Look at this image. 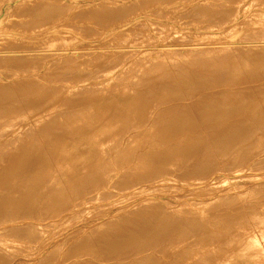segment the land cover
<instances>
[{"label": "rangeland", "instance_id": "rangeland-1", "mask_svg": "<svg viewBox=\"0 0 264 264\" xmlns=\"http://www.w3.org/2000/svg\"><path fill=\"white\" fill-rule=\"evenodd\" d=\"M8 1V2H7ZM11 1H15V0H11ZM10 0H0V9L1 10H3V8L4 7H6V6H8V5H12L11 6V9H13L12 10V12H9V11H6V13L8 14V12L11 14L12 13V15H8L7 17H6V19L2 22V24H0V26H2V29L4 30L5 28L7 29V30H9L10 31V29H11V31H13V29L14 28H17L16 30L14 29V32L15 33H18V34H20L21 33V31L20 30H23L25 27L26 28H28L29 27V29H34V30H36V29H39V27H40V29H42L41 27L44 25V26H49V29H56L55 30V32L53 31L52 33H50L49 35H47V37H45L44 39L43 38H38V40L36 39V40H31V41H29V40H24V41H12V40H10L6 35H5V33L6 34H8L7 32H2V33H0L1 34V36H0V59L2 58L3 59V61H0V121L1 120H4V121H2L0 124H1V126H0V139L2 140H0V156L3 154H6V152H8V150H10L9 151V153H7L6 155H4V157H3V155L1 156V157H3L4 159H6V157L5 156H8L7 158H9V155L10 156H12L13 154L12 153H10V152H12L13 150L15 151V153H14V155H13V157L15 156V154L18 156V151H19V149L21 150V152L23 151L22 149H24L25 148V146H27L28 144H30V143H34V144H36L34 141H37L39 138H41L40 140H43V139H45V140H43V141H45L44 142V144H43V141H41L42 142V144H37V145H41V148H43L44 149V151H45V149H47V146H49L48 147V149L50 150V146L51 145H49L48 143H50V144H52V150H50V153H48L49 152V150L47 151V153L49 154V156H48V154L46 153H44L45 155H46V157H49V158H52V160L50 159L49 160V158H48V161L49 162H51L50 164H49V167H51V168H48V165H47V162L45 163L46 165H47V168L49 169H47L46 168V165H43V170L41 171V172H43L42 174H44L46 177L47 176H49L50 174H51V176L52 175H54V176H50V178L49 177H47L48 179H49V181H45V189H46V194H47V196L46 197H49L48 199L45 197L43 200H44V202L42 201V203H45L44 204V206H45V209H44V211H46V210H49V208H50V210L49 211H47L46 213H52L50 216H53L54 215V217H49V214H45V212L43 211H41L42 212V214H45V215H42L41 214V212L39 213V215H41V216H39V217H35V220L33 219L34 217H28V216H24V215H19L18 213H16L14 210H12V209H14L13 207H14V205L13 206H8L7 208H6V210L7 211H4V213H2V215L1 216H3L2 217V221L0 222V234L2 233V234H4V235H0V264H36V262H38V261H41L40 262V264H67V261L68 260H66L65 261V257L66 256H71L72 254V256H73V258H74V256H75V251H76V257L74 258V259H76V261L75 260H73V258H72V256H71V258H67V259H69V260H71L72 261V263L73 264H76L78 261H79V263L80 262H82V263H85V264H87V262H89V261H84V259H86V260H90V262L88 263V264H92L91 262V260L92 259H94L93 260V263H95V264H98V260L99 259H101V263H100V260H99V264H110L112 261H114V260H116L115 261V263L114 264H121V262H122V264H127L128 263V261H129V263L128 264H141V263H138V262H142V260H144L143 262L146 264V259L148 258V256H149V254H148V252H151V250H152V253H154L153 252V250L154 251H156L157 249L159 250H157L156 252H158V254H160V252L162 251V255H160V257H163L164 256V258H162V263L161 264H171V262H170V260L172 261L173 259H174V261H172V264H175L176 263V261H178L177 263L179 264L180 262L179 261H182V262H185V260H188V261H186L188 264H195V263H197V264H200V263H202V264H207V261H211V262H213L212 264H217V263H215V262H218V261H220V260H218L217 261V259H221V261L218 263V264H224V262H223V260L225 261V259H223L224 258V255H227L228 254V256L230 257H228L227 256V259H226V261H230L229 259H231V257H232V255H236L234 252H230L229 251V253L227 252V253H225V251H227V249H228V245H229V243H227L225 240H227V241H229L228 239L230 238V241L232 240V239H234V237L236 236H238L239 234H241V235H239L238 237H237V239H240V250H241V254H242V250L244 249V252H245V250H246V246H248L250 243L249 242H251V240H252V242L251 243H253V241L255 242L256 240V243H259V245L257 244V247L259 248L258 249V251L255 253V254H257L256 256H255V254L253 255V257L256 259V257L257 258H259L260 257V259L261 260H264V249H262V248H264V241L263 240H261V238L260 237H262V239L264 238V216L262 215V214H264V160L262 159V158H264V148L263 149H261L260 147L262 146V144H261V142H264V125H261V128L263 129H261V128H259L258 127V129L257 130H259V132L258 131H256V133L255 132H253V134L255 133L256 135H257V137L259 136V137H261L260 138V140H259V143L261 144V146H260V144H258V146H257V143H253L255 146H253L252 147V145L253 144H251V150L250 149H248L250 152L251 151H254V152H252V153H254L253 155L254 156H252V157H250L251 155H252V153H248V156H249V154H250V156L249 157H247V155L245 154L246 153V151H244V150H247V148L249 147L250 148V146H247V144L249 143V142H247L246 141V143H245V141H243V143H244V145H245V147H246V149L245 148H240L241 150V154L243 153V152H245L244 153V155H243V157L241 156V154L240 153H238L239 155H240V157H242V159L246 156V158L245 159H247V158H249V162L251 163V164H253L252 166H250L251 164H248L247 162H248V160H246L245 162L248 164V168L246 167V169H245V167H244V165L246 164H244L243 166H242V164L244 163V160H242L240 157H239V155L238 154H236L235 155V158H237V159H239L240 158V161L242 160L243 161V163H242V161L241 162H239V160H235V158H230L229 159V162H228V164H227V166H229V164H231L230 162H232L233 164H234V166H235V169H236V171H235V169H234V167H232V168H229V167H227V166H225L224 164H226L227 162H225V161H227V157H225L226 159H224L223 158V161L225 162L222 166H220L221 168L219 169V167H218V171H216L217 172V174L215 173V171H213L214 173H212V171L211 170H213V169H207L208 171H207V174H208V177H212V179L210 178V180L211 181H213L214 180V178H216L215 179V181H213V182H211L210 180H209V182H207L208 181V177H207V174H206V176H203V175H200V176H195L196 178H193L192 179V177L190 176V177H188L189 178V180H188V178L186 177V176H183V178L184 177H186L187 179L186 180H188V182H190L191 180L190 179H192L193 181V183L192 182H190V183H188L186 180H185V178H184V180L187 182H185L184 180L182 181V176H175V175H173L172 173V175L170 174V173H168V174H163L162 175V177L161 176H159V177H157L156 179H153V180H155V181H152V182H156L154 185H153V183L151 182V184H152V186H151V184H149L148 183V181L149 180H151L150 178H149V180L147 181L146 179V181H144V173H146L145 172V167H144V165H142V162H143V164L145 163L144 162V160L145 159H147L148 158V155H150V152H152L153 151V149L151 150V151H149V152H147L146 153V151H147V149L148 150H150L151 148H148L149 146H153L154 145V140H156L155 141V144H156V142H157V137L158 136H160V135H158L157 137H155V135H157V134H162V131H160V129L162 128V126H164V125H162V123H161V121H160V118L161 117H163V118H161V120H162V122L164 121V123H165V120L167 121L168 120V122H171V120L170 119H172V122L173 121H175L174 120V118H170L169 119V117H168V115H166L165 117L167 118H165L164 119V115L163 116H158V115H162V114H155L154 116H156V117H158V121H160V122H158V121H156V124L154 123V122H150L151 120L153 121V119L154 118H156V117H154V116H152L151 115V117L153 118V119H149V121L147 122H145V124L147 125H145V124H142V123H144V122H142L141 123V121H139V120H137L136 118H132V117H130L129 118V120L127 121V124L128 125H126L127 127H128V129H130L131 127H130V124H131V126H134V127H132L130 130H128L127 129V127L125 128V129H123L122 128V130H120L119 132L118 131H116V134L117 133H120L119 135L121 136H118V134H117V136L119 137H117L116 136V134H114L115 136V142H113L114 140L113 139H109V135H107L108 136V139H107V136L106 135H104V134H102V133H104L103 131V129H100V130H95V129H93V131L94 132H92V130H91V134L90 133H88L89 131H86L87 132V135L88 134H90V135H92L91 137H90V135H88V137H86L87 135L86 134H84V138H82L81 137V139L80 140H84V141H88L87 139H89L90 140V142H92V140L91 139H93V141H94V138H93V133H94V135L96 134V132H98L97 134V136H94L95 137V139H96V141L95 142H97L99 139L98 138H100L101 140V142H102V140L104 139V137H105V139H104V141H103V143L105 142H107V140L109 141V142H107L106 144H102L101 142V146L100 147H98V148H101V152H100V149L98 150V157L100 156V158L102 159V160H100L99 162L100 163H98L97 162V165L99 164L100 166H101V164H105V163H107V166L109 165V164H114L113 166H115V164H119L120 162L122 163H120L121 164V166H123V167H125V169L123 168V170H122V168L120 169V164H119V168H117L118 167V165H117V167L115 166V168H116V172H114L115 171V169L113 170V166H111V167H106L105 165V167L106 168H104V166L102 165L101 167H103L101 170L102 171H100V172H102V173H100L99 174V170L100 169H98L100 166L98 165V167L96 168L95 167V169H98V170H95V169H93L92 168V170H95V171H93V172H95L99 177H97V175H94L95 173H93L92 172V170H90V171H88L89 172V174L87 173V171H85V173L84 172H82L83 174L79 177V179H77L76 181H78V182H76V181H74V179L72 180L71 179V181H70V179L66 176V172L70 169V168H72V165L73 164H75V162L76 161H78V160H80L78 163L80 164V163H83L84 161H85V159L87 158V157H89V155H86V152H87V154H88V152H89V149H88V151H87V149L85 150L84 149V153H82L84 156L82 157V154H81V156H78V160L76 159L75 160V162H73L71 165L70 164H63L62 162L63 161H61V160H59L58 159V157H57V154H60L61 155V151H62V149L66 146V147H68V143H66L65 144V142H63V141H60V140H55V134L57 133V132H61V130H62V134H59L60 136V138H62L61 137V135L62 136H65V134L64 133H69V132H71L73 129L72 128H74L75 126H76V124L77 123H79V122H82V121H86V119L89 117V119H92L91 118V116L92 117H94V118H96L95 117V114L97 115V113L96 112H98V105H99V101L100 100H97L96 98V102L94 101H92V104H91V102L90 101H86L85 99H83L84 98V94H86V93H84L83 94V92L85 91V88L86 89H88L89 90V88H94L93 90H89V91H87V92H90L91 94L90 95H93V94H96L97 93V95H102L103 93H102V91H104V90H106V91H108L109 90V87L112 89V86H114V85H117V84H119L120 85V87L118 88L119 90H124L125 92L123 93L124 94V97H125V93H126V91L128 92H132V93H134L135 91H139V89L140 90H143L142 88H143V85L144 84H142L143 82L144 83H146L145 85L147 86V85H150V83H152L151 85H153V83H155V82H157L158 81V83L157 84H159L158 86H157V84H154L156 87H162L163 85H165L164 83H168V80H171V82L170 83H168V84H171L172 83V85H170V87H164L163 88V93L165 94V92H167V90L166 89H168V88H171L172 89V87H174L175 88V86H176V89L177 88H180L179 86H181V85H178V84H175L176 83V81H178L179 79H183L184 78V76L186 77V75L184 74L185 72H190V70L194 73H192V75H194L193 77L195 78V76H196V79H198L199 78V76H198V74L199 75H204V76H207V74H208V76H207V78H210V77H212V78H215L216 76V78H218V80L215 78V79H211L210 81H209V83H211V81L213 82L212 84H213V86L216 88V86H217V88L219 89V91L217 90L216 92H215V90L216 89H214V87L212 88V84H211V88L209 89V90H207L208 88L205 86H203V88H201L202 89V93H201V91L199 92V90H201L199 87L200 86H198V85H201V84H199V82H196V84H198L197 86H195L196 84H194V88L195 87H197V88H199L198 89V91L196 92V90H195V94H193V96L191 95V93H190V98H191V100H188V99H190V98H187V96H188V94H186V99L189 101V103H188V101H186V99L185 98H183L184 99V101H182V98L179 100V99H175L174 100V102L176 101H180V104H179V102H177L178 103V105H179V107H184V106H187V105H195L197 102H200V100L202 99L201 97L202 96H208V98L209 97H212L213 98V96L215 95V94H219L218 92H223V91H225V90H223V89H226L227 87H228V90L230 89L231 90V88L236 84V82H237V86L235 85V87H233L232 89H234V91H235V89H236V91H238V88L240 87L241 89H239L240 90V93H242L241 91L243 90V93H245V94H252V88H254V87H258V88H255V91H256V89L258 90H260V88L262 87L263 88V84H264V82H263V76H262V83H260V82H258V81H255V83L256 84H254V81H252L251 79H253L252 77H254V76H252L253 75V73H254V69L258 72V70H257V67L258 66H256L254 63H255V59L256 60H261L260 59V55H261V58H262V60L264 59L263 57H264V4H263V1L262 0H259V1H257V0H244V2H242L243 0H221V1H219V0H201L202 2L201 3H199L198 5H197V3H196V5H191L190 6V2H188L187 0H148V1H146V3L145 2H143V1H141L140 2V0L138 1V0H116V2L115 3H105L104 2V0H95L96 2L94 3L95 4V6L93 5V3H80V4H74L73 2H74V0H62V2L60 1V0H31L30 2H28V4L27 5H25V6H23V7H15V5H14V2H11ZM54 1V2H53ZM82 1V0H81ZM103 1V2H102ZM123 1H126V2H121ZM149 1H151V2H149ZM166 3H164V2ZM178 1H180V2H178ZM208 1H210V2H208ZM219 1V2H218ZM225 1H227V2H225ZM239 1V2H238ZM240 1L242 2L241 4H240ZM257 1V2H256ZM6 2V3H5ZM46 2V3H45ZM72 2V3H71ZM119 2V3H118ZM136 2H138V3H136ZM149 2V6L147 5V3ZM171 2V3H170ZM178 3V4H176V3ZM204 2H206L205 4H204ZM211 2H213V3H211ZM225 2V3H224ZM231 2H233L234 4H231ZM262 2V3H261ZM11 3H13V4H11ZM34 3V4H33ZM50 3V4H49ZM57 3H60V4H57ZM97 3V4H96ZM139 3H141V5L143 6V8L141 7V5L139 4ZM145 3V4H144ZM151 3V4H150ZM170 3V4H169ZM181 3V4H180ZM252 3V4H251ZM255 3V4H254ZM258 3V4H257ZM48 4V5H47ZM62 4V5H61ZM64 4V5H63ZM65 4H67V5H65ZM70 4V5H69ZM87 4V5H86ZM92 4V5H91ZM100 4V5H99ZM111 4V5H110ZM128 4H130V5H128ZM133 4V5H132ZM165 4V5H164ZM170 6H169V5ZM203 4V5H202ZM209 6H208V5ZM212 4V5H211ZM214 4V5H213ZM226 4H227V6H226ZM240 4V5H239ZM243 4V5H242ZM245 4V5H244ZM250 4V5H249ZM263 4V5H262ZM43 5H45V6H43ZM50 5V6H49ZM54 5V6H53ZM79 5V6H78ZM84 5V6H83ZM106 5V6H105ZM109 5V6H108ZM113 5V6H112ZM126 5V6H125ZM135 5V6H134ZM139 5H140V7H139ZM144 5H146V6H144ZM156 5V6H155ZM161 5H163V6H161ZM175 5V6H174ZM189 5V6H188ZM199 5H200V7H199ZM211 5V6H210ZM219 5V6H218ZM28 6V7H27ZM52 6V7H51ZM59 6V7H58ZM108 6V7H107ZM138 6V7H137ZM152 6V7H151ZM154 6V7H153ZM159 8H158V7ZM174 6V7H173ZM194 6V7H193ZM239 6H242V7H239ZM38 7V8H37ZM40 7V8H39ZM46 7V8H45ZM62 7V8H61ZM69 7V8H68ZM89 7V8H88ZM92 7V8H91ZM94 7V8H93ZM135 7V8H134ZM137 7V8H136ZM168 7V8H167ZM171 7V8H170ZM176 7V8H175ZM185 7V8H184ZM191 7H192V9H191ZM198 7V8H197ZM222 7H223V9H222ZM225 7H227V8H225ZM234 8V10H233V8ZM236 7V8H235ZM16 8H17V10H16ZM23 8V9H22ZM62 10H61V9ZM74 8V9H73ZM118 8V9H117ZM143 9V11H142V9ZM146 8V9H145ZM148 8H149V10H148ZM165 8V9H164ZM178 8V9H177ZM180 8H181V10H180ZM187 8V9H186ZM189 8V9H188ZM197 8V9H196ZM210 8V9H209ZM215 8V9H214ZM220 8V9H219ZM230 10H229V9ZM239 8V9H238ZM36 9V10H35ZM65 9V10H64ZM97 10L98 11V13L95 11V10ZM104 9V11H102ZM114 10V12H112L111 10ZM137 9V10H136ZM139 9H141V11L139 10ZM159 9V10H158ZM164 9V10H163ZM172 9V10H171ZM184 9V10H183ZM199 9V10H198ZM202 9V10H201ZM205 9L207 10V11H205ZM218 9V10H217ZM232 9V10H231ZM19 10V11H18ZM44 10H45V13H43L44 12ZM56 10H58V11H56ZM67 10V11H66ZM69 10H70V12H69ZM89 10V11H88ZM120 10V11H119ZM136 12H135V11ZM166 10V11H165ZM190 10V11H189ZM198 10V11H197ZM208 10H210V11H208ZM238 12H236V11ZM22 11V12H21ZM30 11V12H29ZM35 11V12H34ZM49 11V12H48ZM52 11V12H51ZM92 11V12H91ZM116 11V12H115ZM124 11V12H123ZM139 11V12H138ZM157 11V12H156ZM172 11V12H171ZM176 11V12H175ZM182 11V12H181ZM187 11H188V13H187ZM204 13H203V12ZM213 11V12H212ZM220 11V12H219ZM228 11V12H227ZM232 11L234 12V13H232ZM241 11V12H240ZM257 11V12H256ZM261 11V13H259ZM14 12V13H13ZM29 12V13H28ZM42 12V14H41V16L39 17L38 15H40V13ZM96 12V13H95ZM108 12H109V14H108ZM120 12V13H119ZM159 12V13H158ZM164 12V13H163ZM165 12H167V13H169L168 15H167V13H165ZM174 12V13H173ZM186 12V13H185ZM192 12V13H191ZM197 12H198V14H197ZM201 12L205 15V17H204V15L203 14H201ZM215 12H216V15H214L215 14ZM217 12L219 13V14H217ZM236 12V13H235ZM256 12V13H255ZM24 13V14H23ZM52 13V14H51ZM63 15H62V14ZM73 13V14H72ZM83 13V14H82ZM85 13V14H84ZM135 14V13H140L139 14V16H138V14H135L136 16H134V15H131V14ZM142 13V14H141ZM146 13V14H145ZM153 13V14H152ZM163 13V14H162ZM199 13H200V15H199ZM209 14V16H208V14ZM241 13V14H240ZM248 13V14H247ZM259 14V15H257L256 16V14ZM17 14V15H16ZM25 14H26V16H25ZM29 14V15H28ZM45 14H46V16H45ZM48 14V15H47ZM58 14V15H57ZM89 14H90V16H89ZM95 14H97V15H95ZM106 14V15H105ZM115 14H117V16L115 15ZM128 14V15H127ZM178 14V15H177ZM212 14V15H211ZM227 14V15H226ZM229 14V15H228ZM234 14V15H233ZM236 14V15H235ZM243 14H245V15H243ZM20 15H22L21 17H20ZM30 15H33V17L32 16H30ZM88 15V16H87ZM110 17H109V16ZM141 15H143V17L141 16ZM146 16V18H145V16ZM150 15V16H149ZM174 15V16H173ZM177 15V16H176ZM199 15V16H198ZM218 15V16H217ZM231 15V16H230ZM247 15V16H246ZM38 16V17H37ZM46 17V18H44V17ZM64 16H65V18H64ZM82 16V17H81ZM98 16V17H97ZM100 16V17H99ZM101 16H103V17H101ZM107 16V17H106ZM120 16V17H119ZM130 16V17H129ZM133 16V17H132ZM138 16V17H137ZM155 16V17H154ZM159 16V17H158ZM162 16V17H161ZM167 16V17H166ZM169 16H171V17H169ZM173 16V17H172ZM206 16H208V17H206ZM212 16H214V17H212ZM244 16H246L245 18H244ZM12 17V18H11ZM15 17V18H14ZM19 17V18H18ZM27 17V18H26ZM88 17V18H87ZM122 17V18H121ZM216 17H221L220 19L218 18H216ZM223 17V18H222ZM225 17V18H224ZM232 17V18H231ZM233 17H235V18H233ZM237 17V18H236ZM238 17H239V19H238ZM29 18V19H28ZM34 18V19H33ZM52 18H54V19H52ZM76 18V19H75ZM89 18H91V19H89ZM108 18V19H107ZM113 18H114V20H113ZM133 18H134V21H132L133 20ZM137 18V19H136ZM147 18H148V20H147ZM150 18V19H149ZM173 18V19H172ZM195 18H197L196 20H194ZM209 18V19H208ZM230 18V19H229ZM70 19V20H69ZM93 19H94V21H93ZM129 19V20H128ZM130 19H132L131 21V23H129L130 22ZM178 19V20H177ZM218 20V22H217V20ZM228 19H229V21H228ZM232 19H234L233 21H231ZM237 19H238V21H237ZM30 20V21H29ZM48 20V21H47ZM55 20V21H54ZM83 22H82V21ZM86 20V21H85ZM88 20V21H87ZM104 20V21H103ZM114 22H113V21ZM126 20H128V21H126ZM138 22V23H136V21ZM196 22H194V21ZM213 20V21H212ZM223 20V21H222ZM224 20H227V21H224ZM240 20H242L241 22H240ZM245 20V21H244ZM67 21V22H66ZM71 21V22H70ZM77 21V22H76ZM82 23H81V22ZM90 21V22H89ZM99 22V24H98V22ZM106 21H107V23H106ZM144 21V22H143ZM152 21V22H151ZM174 21H175V23H174ZM198 21V22H197ZM216 21V22H215ZM239 22V23H237V22ZM13 22H14V24H13ZM19 22V23H18ZM22 22V23H21ZM24 22V23H23ZM33 22V23H32ZM51 22V23H50ZM69 22V23H68ZM101 22V23H100ZM103 22V23H102ZM109 22V23H108ZM110 22H111V24H110ZM127 22H128V26H126V27H124V25L125 24H127ZM133 22H135L134 24H133ZM141 22V23H140ZM172 22V23H171ZM187 22H188V24H187ZM199 22H201L200 24H199ZM202 22H205L204 24L202 23ZM210 22V23H209ZM221 22V23H220ZM222 22L224 23V25L222 24ZM225 22H227L226 24H225ZM229 22H232V24L230 23L229 24ZM245 22H247V23H244ZM29 23V24H28ZM66 23V24H65ZM123 23V24H122ZM143 23V24H142ZM145 23H146V25H145ZM190 23H191V25H190ZM193 23V24H192ZM207 23V24H206ZM236 23V24H235ZM242 23V24H241ZM10 24V25H9ZM21 24V25H20ZM26 24V25H25ZM43 24V25H42ZM70 24V25H69ZM75 24V25H74ZM95 24H97V25H95ZM105 24H107V25H105ZM109 24V25H108ZM148 24V25H147ZM152 24V25H151ZM153 24H155V25H157V26H153ZM196 24V25H195ZM214 24V25H213ZM218 24L219 25H221V27L219 26L218 27ZM238 24V25H237ZM6 25V26H5ZM14 25V26H13ZM81 25V26H80ZM83 25V26H82ZM131 25V26H130ZM137 25V26H136ZM145 25V26H144ZM190 25V26H189ZM199 25V26H198ZM209 25V26H208ZM227 25V27L228 26H230L231 27V29H230V27L229 28H224V26H226ZM234 25V26H233ZM244 25V26H243ZM5 26V27H4ZM9 26V27H8ZM21 26V27H20ZM22 26H24V27H22ZM56 26H58V27H56ZM87 26H88V28H87ZM96 26V27H95ZM110 26H111V28H110ZM122 26H123V28H122ZM191 26H193V27H191ZM31 27V28H30ZM76 27V28H75ZM120 27L122 28V29H120ZM157 27H159L158 29H157ZM162 27V28H161ZM199 27V28H198ZM206 27H208V28H206ZM211 27H214L215 28V30H214V28H211ZM216 27H217V30H216ZM1 28V27H0ZM21 28V29H20ZM23 28V29H22ZM25 28V29H26ZM36 28V29H35ZM69 28V29H68ZM99 28V29H98ZM147 28V29H146ZM164 28V29H163ZM165 28H166V30H165ZM175 28V29H174ZM186 28V29H185ZM202 28V29H201ZM205 28V29H204ZM220 28H222L221 29V31H220ZM24 29V30H25ZM27 30V33H26V31H25V33H24V30L22 31V33H24L25 35H30V34H32V32H33V30L31 29V31L30 30ZM51 29V30H52ZM104 30V31H101V30ZM107 29V30H106ZM116 29V30H115ZM119 29V30H118ZM144 31H143V30ZM149 29V30H148ZM152 29V30H151ZM162 29L164 30V31H162ZM223 29H225V31L223 30ZM76 30V31H75ZM98 30V31H97ZM121 30V31H120ZM157 30V31H156ZM159 30V31H158ZM172 30H174V31H172ZM185 30V31H184ZM203 30V31H202ZM212 30H214V32L212 31ZM67 31V32H66ZM68 31L70 32V33H68ZM73 31V32H72ZM79 32V34H78V32ZM97 31V32H96ZM111 31H114V33L113 32H111ZM119 31V32H118ZM131 31V32H130ZM207 31V32H206ZM216 31H220V35H219V33L217 34L216 33ZM71 32H72V34L73 33H75V36L74 35H72L71 34ZM82 32V34H80ZM85 32V33H84ZM87 32H88V34H87ZM107 32V33H106ZM136 32V33H135ZM167 32H168V34H167ZM194 34H193V33ZM210 32H212V33H210ZM223 32V33H222ZM224 32H226V33H224ZM246 32V33H245ZM55 33V34H54ZM68 33V34H67ZM92 33V35H90V34ZM101 33V34H100ZM106 33V34H105ZM111 33V34H110ZM128 35H127V34ZM141 33V34H140ZM147 33V34H146ZM174 33H177V34H174ZM206 33H208V34H206ZM214 33V34H213ZM222 33V34H221ZM229 33V34H228ZM247 33H249V34H247ZM53 34V35H52ZM60 34V35H59ZM62 34V35H61ZM71 34V35H70ZM84 34V35H83ZM98 34V35H97ZM156 34V35H155ZM158 34V35H157ZM211 34V35H210ZM235 34V35H234ZM246 34V35H245ZM88 35V36H87ZM90 35V36H89ZM96 35V36H95ZM108 35H109V37H108ZM115 35H117L116 37H115ZM152 35H153V37H152ZM177 37H176V36ZM191 35V36H190ZM197 35V36H196ZM217 35V36H216ZM231 35V36H230ZM252 35V36H251ZM70 36V37H69ZM71 36H73L72 38H71ZM137 38H136V37ZM141 36V37H140ZM143 36H146V37H143ZM164 36V37H163ZM181 36V37H180ZM211 36H213V37H211ZM228 36H229V38H228ZM246 36V37H245ZM263 36V37H262ZM51 37V38H50ZM65 37V38H64ZM78 37H80V38H78ZM83 37V38H82ZM112 37V38H111ZM128 37V38H127ZM133 37V38H132ZM152 37V38H151ZM161 37V38H160ZM186 37H187V39H186ZM227 37V38H226ZM255 37V38H254ZM257 37V38H256ZM57 38V39H56ZM67 38V39H66ZM69 38H71V40H73V41H71ZM77 38V39H76ZM82 38V39H81ZM88 38H91V39H88ZM103 38V39H102ZM123 38V39H122ZM140 38V39H139ZM223 38V39H222ZM254 38V39H253ZM262 38V39H261ZM43 39V40H42ZM47 39V40H46ZM52 39V40H51ZM94 39V40H93ZM136 39V40H135ZM147 39V40H146ZM154 39V40H153ZM162 39H163V41H162ZM248 39V40H247ZM40 40V41H39ZM51 40V41H50ZM69 40V41H68ZM76 40L78 41V42H76ZM83 42H82V41ZM90 40V41H89ZM151 40V41H150ZM153 40V41H152ZM178 40V41H177ZM191 40H192V42H191ZM221 40V41H220ZM250 40H253V41H250ZM28 41V42H27ZM54 41H56V43L54 42ZM60 41V42H59ZM63 41V42H62ZM131 41V42H130ZM158 41H160V42H158ZM224 41V42H223ZM245 41V42H244ZM257 41V42H256ZM5 42V43H4ZM9 42V43H8ZM21 43V44H19V43ZM24 42V43H23ZM30 42V43H29ZM35 42V43H34ZM40 42V43H39ZM88 42V43H87ZM139 42V43H138ZM189 42V43H188ZM242 42V43H241ZM261 42V43H260ZM4 43V44H3ZM46 43V44H45ZM50 43V44H49ZM60 43V44H59ZM124 45H123V44ZM126 43V44H125ZM168 43V44H167ZM170 43V44H169ZM175 43V44H174ZM220 43V44H219ZM230 43V44H229ZM237 43V44H236ZM254 43V44H253ZM256 43V44H255ZM8 44V45H7ZM28 45V47L26 46V45ZM36 44V45H35ZM42 44H43V46H42ZM48 44L50 45V46H48ZM54 44V45H53ZM77 44V45H76ZM82 44V45H81ZM90 44V45H89ZM100 44V45H99ZM109 44V45H108ZM115 44V45H114ZM135 44V45H134ZM153 44V45H152ZM11 45V46H10ZM20 45V46H19ZM30 45V46H29ZM40 45V46H39ZM47 45V46H46ZM51 45H52V47H51ZM78 45H79V48H78V50L76 49V47H78ZM81 45V46H80ZM95 45V46H94ZM114 45V46H113ZM132 45H134V46H132ZM167 45V46H166ZM190 45V46H189ZM198 45V46H197ZM233 45V46H232ZM255 45V46H254ZM60 46V47H59ZM63 46V47H62ZM75 46V47H74ZM97 46V47H96ZM115 46H117V48H115ZM136 46V47H135ZM150 46V47H149ZM159 46H161V47H159ZM193 46H195V47H193ZM201 46H204V48L203 47H201ZM210 46V47H209ZM219 46V47H218ZM223 46V47H222ZM251 46V47H250ZM20 47V48H19ZM22 47V48H21ZM35 47V48H34ZM41 47H43V48H41ZM70 47V48H69ZM93 49V51H92V49ZM104 47V48H103ZM166 49H165V48ZM215 47H217L216 48V50H215ZM233 47V48H232ZM239 48V49H237V48ZM7 48H9V49H7ZM112 48V49H111ZM120 48V50L123 52H121L120 50L119 51H116V49L118 50ZM122 48V49H121ZM168 48H170V49H168ZM173 48V49H172ZM193 48V49H192ZM196 50H195V49ZM223 48H224V52H223ZM255 50H254V49ZM44 49V50H43ZM74 49V50H73ZM86 49V50H85ZM124 49V50H123ZM127 49H129V50H127ZM183 49V50H182ZM186 49V50H185ZM199 49V50H198ZM207 49V50H206ZM210 49H211V51H210ZM213 49V50H212ZM222 49V50H221ZM226 49V50H225ZM230 49V50H229ZM236 49V51H234ZM243 49V50H242ZM248 49H250V51L248 50ZM254 51H253V50ZM257 49V50H256ZM18 50V51H17ZM21 50V51H20ZM25 50H27V51H25ZM49 50H51L50 52H49ZM65 50H67V51H65ZM91 50V51H90ZM96 52H95V51ZM113 50V51H112ZM156 50V51H155ZM172 50V51H171ZM177 50H179V51H177ZM188 50V51H187ZM233 50V51H232ZM262 50V51H261ZM47 51V52H46ZM62 51V52H61ZM85 51V55L83 54V52ZM98 51H99V53H98ZM108 51V52H107ZM114 52V53H112V52ZM183 51V52H182ZM186 51V52H185ZM190 51V52H189ZM205 53H204V52ZM219 51V52H218ZM257 51V52H256ZM259 51V52H258ZM30 52H32L33 53V55H32V53H30ZM37 52H39V54L40 55H38V53ZM41 52V53H40ZM42 52H43V54H42ZM64 52V53H63ZM74 52V53H73ZM77 52L79 53V55H77ZM90 52V53H89ZM103 52H104V54H103ZM107 52V54H105ZM117 52H119V53H117ZM126 52V53H125ZM132 54H131V53ZM134 52L135 53H137L136 55L134 54ZM139 52V53H138ZM178 52V53H177ZM179 52H181V54H179ZM208 52V53H207ZM210 52V53H209ZM218 52V53H217ZM221 52H223L224 54H225V56L221 53ZM236 52V53H235ZM242 52H244L243 54H242ZM261 52V53H260ZM10 53V54H9ZM12 53L14 54V55H12ZM18 53H20V55L18 54ZM21 53H25V54H27V53H29V54H27V60H30V62H28L27 60H26V62H25V60L24 61H22V60H20L19 61V57L21 56ZM34 53H36V55H38V56H34ZM49 53H51V54H49ZM63 53V54H62ZM80 53H82V55L80 54ZM96 53V54H95ZM112 55H111V54ZM154 53V54H153ZM164 53H166L165 55H164ZM173 53V55H171ZM174 53H175V55H174ZM184 53V54H183ZM188 54V56H187V54ZM204 53V54H203ZM207 53V54H206ZM212 53V54H211ZM215 53H216V55H215ZM230 53V54H229ZM241 53V54H240ZM254 55H253V54ZM7 54V55H6ZM46 54V55H45ZM68 54V55H67ZM69 54H71V55H69ZM73 54H75V55H73ZM92 55V56H90V55ZM109 54H110V57H109ZM120 54H123L122 56L120 55ZM129 54V55H128ZM142 54V55H141ZM147 54H149V55H147ZM153 54V55H152ZM162 56H161V55ZM186 54V55H185ZM195 54V55H194ZM209 54V55H208ZM229 55V56H227V55ZM239 54H240V56H241V58H243V59H239ZM19 55V56H18ZM29 55H31V56H29ZM41 55H44V56H41ZM62 55V56H61ZM89 57H88V56ZM107 55V56H106ZM114 55V56H113ZM126 55V56H125ZM129 57H128V56ZM131 55V56H130ZM135 55V56H134ZM156 55V56H155ZM180 55V56H179ZM205 55H207V56H205ZM211 55V56H210ZM219 55V56H218ZM235 55L236 57H233V56ZM238 55V56H237ZM247 55V56H246ZM250 55V56H249ZM6 56H8V57H6ZM15 56V57H14ZM55 56V57H54ZM61 56V57H60ZM65 58H64V57ZM74 56V57H73ZM79 56H83L82 57V59H81V57H79ZM86 57V59H85V57ZM102 56H104L103 58H102ZM106 56V57H105ZM112 56V57H111ZM118 58H117V57ZM119 56H120V61H118L119 60ZM127 57V58H125V57ZM134 56V57H133ZM143 56V57H142ZM153 56V57H152ZM166 56V57H165ZM168 56H170V57H168ZM174 56V57H173ZM197 58H196V57ZM199 56V57H198ZM204 58H203V57ZM217 58H216V57ZM220 56H223V58L222 57H220ZM254 56V57H253ZM3 57H5V58H3ZM11 57V58H10ZM17 58V59H15V61H14V58ZM30 57V58H29ZM41 57V58H40ZM52 57H53V59H52ZM63 57V58H62ZM68 59H67V58ZM70 57V58H69ZM96 59H98L99 61H100V59H103V60H101L100 61V64H99V62L97 61V60H95V58ZM114 57V60L113 59H110V58H113ZM118 59H116V58ZM132 57H133V59H132ZM145 57H147L145 60L143 59V58H145ZM150 57V58H149ZM163 57V58H162ZM164 57H165V59H164ZM177 57H178V59L179 58H181V59H177ZM184 57V58H183ZM194 57V58H193ZM229 57V58H228ZM233 57V58H232ZM248 57V58H247ZM32 58V59H31ZM51 58V59H50ZM71 58H73V59H71ZM91 58V59H90ZM100 58V59H99ZM107 58V59H106ZM108 58H109V60H108ZM131 60H130V59ZM139 58H140V60H139ZM193 59V61H192V59ZM204 60H203V59ZM208 60H207V59ZM210 58V59H209ZM226 60H228V59H230V60H228V61H226ZM237 58V59H236ZM1 59V60H2ZM9 59V60H8ZM13 59V60H12ZM34 59V60H33ZM37 59V60H36ZM74 59L77 61H75V62H71V61H74ZM106 59V60H105ZM123 59V60H122ZM142 59V60H141ZM159 59V60H158ZM166 59H167V61H166ZM174 59V60H173ZM177 59V60H176ZM189 61H188V60ZM191 59V60H190ZM195 59V60H194ZM200 59V60H199ZM205 59H206V61H205ZM219 59V60H218ZM223 59V60H222ZM233 59V60H232ZM236 59V60H235ZM239 59V60H238ZM33 60V61H32ZM44 60V62H42ZM59 60V61H58ZM69 60V61H68ZM90 60V61H89ZM91 60H92V63H90L91 62ZM128 62H127V61ZM137 60V61H136ZM169 60V61H168ZM176 63H174L173 61ZM184 60V61H183ZM221 60V61H220ZM243 60V63L246 61H249V64L251 65V66H249L246 62H245V64L244 65H248V73H247V71H246V69H247V67H246V69H245V71H244V69H243V71H244V73H243V71H242V69H241V67H242V63H241V65H240V61H242ZM17 61V62H16ZM35 61V62H34ZM47 61V62H46ZM50 61V62H49ZM84 61V62H83ZM102 61H103V65L101 64L102 63ZM107 61L109 62V63H107ZM112 61V62H111ZM133 61V62H132ZM139 64H137L136 62ZM139 61H141L140 63H139ZM160 63H159V62ZM170 61L171 62H173L172 64L170 63ZM212 61V62H211ZM218 61V62H217ZM222 61H226V62H222ZM2 62V63H1ZM24 62V63H23ZM59 62V63H58ZM78 62H80V63H78ZM111 62V63H110ZM130 62V64L132 65H130L129 64V67H127L128 65H127V63H129ZM177 62L179 63V65L177 64ZM194 63V62H197V63H194V64H191V65H193V67L192 66H190V63ZM207 62H209V63H207ZM217 62V63H216ZM222 62V63H221ZM228 62H229V64H228ZM230 62H232V63H230ZM252 62H253V64H252ZM9 63V64H8ZM20 63H21V65H20ZM37 63V64H36ZM50 63H51V65H50ZM69 63V64H68ZM73 63V64H72ZM76 63V64H75ZM82 63H83V65H82ZM84 63H86V64H84ZM106 63V64H105ZM119 63V64H118ZM155 63H156V65H155ZM164 63V64H163ZM182 63V64H181ZM207 63V64H206ZM216 63V64H215ZM4 64V65H3ZM42 65V67H41V65ZM64 64V65H63ZM68 64V65H67ZM76 66H75V65ZM79 64V65H78ZM81 64V65H80ZM92 64V65H91ZM99 66H98V65ZM142 64V65H141ZM165 64H168V65H165ZM174 64V65H173ZM180 64H181V66H180ZM201 64H202V66H204L203 68L204 69H202V66H201ZM220 66V65H222V67H219L218 65ZM232 66H231V65ZM239 64V65H238ZM5 65H6V67H5ZM23 65V66H22ZM27 66V68H26V66ZM48 65V66H47ZM52 65H54L53 67H51ZM88 65V66H87ZM95 65V66H94ZM102 65V66H101ZM110 65V66H109ZM122 65V66H121ZM165 65V66H164ZM183 65V66H182ZM195 65H196V67H195ZM243 65V66H244ZM34 66V67H33ZM65 66V67H64ZM69 66V67H68ZM85 66H87V67H85ZM97 66V67H96ZM115 66V67H114ZM119 66V67H118ZM121 66V67H120ZM130 66H131V68H130ZM145 66V67H144ZM154 66V67H153ZM163 66V67H162ZM173 66V67H172ZM175 66V67H174ZM178 68H177V67ZM182 68V70L180 69V67ZM188 66V67H187ZM210 66V67H209ZM216 66V67H215ZM237 68V70H239V69H241L240 71H236L237 72V75L235 74V72H233V71H235L236 69H235V67ZM241 66V67H240ZM44 67V68H43ZM47 67H49V68H47ZM107 67H109L108 69H107ZM137 69H136V68ZM140 67V68H139ZM142 67V68H141ZM152 67V68H151ZM156 67V68H155ZM159 67H161V68H159ZM208 68L209 69V73H207V71H208V69L206 70V68ZM212 67H214V69L212 68ZM225 67H226V69H225ZM231 67H232V69H231ZM240 67V68H239ZM1 68H2V70H1ZM12 68V69H11ZM18 68V69H17ZM25 68L27 69L26 71H25ZM29 68V69H28ZM52 70H51V69ZM62 68V69H61ZM70 68V69H69ZM98 68H100L99 70H98ZM103 68V69H102ZM161 69V70H159V69ZM170 68V69H169ZM172 68H174L173 70H171ZM177 68V71L178 72H176V74H174V77L172 76V75H169V73L171 74V71H176L175 69ZM210 68H212L214 71L216 70V69H218L219 70V72H218V70H217V72L219 73L218 75L217 74H215L216 73V71H215V73H214V71H212L216 76H210V75H212V74H210L211 73V71L210 70H212V69H210ZM221 68H223V69H225V71L227 70V72L229 71V68H230V71L231 72H228L229 73V75L230 74H233V75H231V76H229L228 75V73L225 75V73L226 72H224V71H220V70H222ZM243 68V67H242ZM254 68V69H253ZM6 69V70H5ZM16 69H17V71H16ZM22 69H24V72H23V70ZM46 69V70H45ZM47 69H48V71H47ZM50 69V70H49ZM81 69V70H80ZM85 69V70H84ZM95 69H97V71L95 70ZM105 69V70H104ZM109 69H110V71H109ZM127 69V70H126ZM135 69V70H134ZM149 69H151L150 70V72H147V71H149ZM153 69H155V70H153ZM157 69V70H156ZM163 69L165 70V71H163ZM166 69H168V72H167V70ZM181 70L183 73L182 74H184V76L183 77H181V71H179V70ZM197 69V70H196ZM200 69H202L200 72L202 73V72H204V70L206 71L205 73H206V75H205V73H202V74H200V73H198V71L200 70ZM11 70V71H10ZM28 70H29V72H28ZM61 70V71H60ZM64 70V71H63ZM68 71V74H67V71ZM74 72H72V71ZM132 70V71H131ZM145 70V71H144ZM187 70V71H186ZM189 70V71H188ZM4 71V72H3ZM6 71H8V72H6ZM46 71V72H45ZM51 71H53V72H51ZM76 71V72H75ZM91 71H92V73H91ZM100 71L102 72V73H100ZM136 71H139V72H136ZM142 71H143V74H142ZM152 71V72H151ZM153 71H157L156 73L155 72H153ZM196 71H197V73H196ZM256 71H255V73H256ZM15 72H16V75H15ZM58 72V73H57ZM64 74H63V73ZM66 72V73H65ZM81 72H82V74L83 75H81ZM86 72V73H85ZM89 72V73H88ZM95 72V73H94ZM97 72V73H96ZM99 72V73H98ZM125 72V73H124ZM129 72V73H128ZM136 72V73H135ZM162 72V73H161ZM164 72H167L168 73V76H169V78H168V76H167V73H165V74H163ZM174 72H172V73H174ZM221 72H224V74L223 73H221ZM239 72V73H238ZM250 72H251V76L249 77V81H247L248 83H250L251 81L253 82V84H249L250 86H252V87H250L249 85H248V87H250L251 88V90H249V88H247V87H245V85H244V87H243V84H246L245 82H242V80H240V82L241 83H243V84H240V82L239 81H236V78L238 79V77H239V74L240 73H243V75H245V73H247V74H250ZM25 73V74H24ZM27 73V74H26ZM46 73V74H45ZM56 73V74H55ZM85 73V74H84ZM145 73V74H144ZM149 73V74H148ZM155 74V75H153V74ZM195 73L197 74V75H195ZM220 73L222 74V75H220ZM259 73V72H258ZM22 74V75H21ZM43 74V75H42ZM71 74V75H70ZM74 76H73V75ZM91 74V75H90ZM101 74V75H100ZM113 74V75H112ZM129 76H128V75ZM162 74H163V76H162ZM187 74V73H186ZM189 74V73H188ZM191 74V73H190ZM189 74V75H190ZM12 75H13V77L14 78H12ZM29 75V76H28ZM47 75V76H46ZM51 75V76H50ZM61 75H62V77H61ZM64 75V76H63ZM86 75H87V77H86ZM92 75H94V76H92ZM99 75V76H98ZM107 75H109V77L107 76ZM135 75H137V76H135ZM144 75V76H143ZM152 75H153V77H152ZM161 75V76H160ZM166 75V79H167V81H165L166 79H165V76ZM179 75V77H177ZM188 75V76H189ZM192 75H190V77H192ZM224 75V76H223ZM237 76L236 78H235V76ZM241 75V74H240ZM257 75H258V77L260 76V74H257L256 73V77L254 78V79H256L257 78ZM262 75V74H261ZM264 75V74H263ZM18 76V77H17ZM24 76V77H23ZM31 76V77H30ZM33 76V77H32ZM36 76V77H35ZM53 76V77H52ZM57 76V77H56ZM61 78H59V77ZM102 76V77H101ZM132 76H134V77H132ZM139 76V77H138ZM145 76H146V78L149 80V84H148V80H146L145 79ZM157 76L159 77V78H157ZM173 77L174 79V81L172 80V78L171 77ZM187 76V77H188ZM210 76V77H209ZM220 76V77H219ZM229 76V77H228ZM242 76V75H241ZM11 77V78H10ZM15 77H17V78H15ZM23 77V78H22ZM36 79H35V78ZM44 77V78H43ZM48 77V78H47ZM73 77H75V78H73ZM78 77V78H77ZM81 77H83V78H81ZM86 77V78H85ZM93 79H92V78ZM98 77V78H97ZM99 77H101V78H99ZM117 77V78H116ZM130 77V78H129ZM137 77H138V79H137ZM142 77V78H141ZM152 77V78H151ZM157 78V80H156V78ZM161 77H163V78H161ZM176 77V78H175ZM192 77V78H193ZM198 77V78H197ZM201 77V76H200ZM19 78V79H18ZM33 78V79H32ZM39 78V79H38ZM42 78V79H41ZM54 78V79H53ZM89 80H88V79ZM109 78V79H108ZM115 78V79H114ZM120 78V79H119ZM152 79L153 81L151 82V80L150 79ZM153 78H155V79H153ZM160 78H161V80H162V82H163V85H161V80H160ZM202 78H203V76H202ZM219 78H221V79H223V80H221V79H219ZM9 79H10V81H9ZM11 79H12V81H11ZM15 79V80H14ZM22 79V80H21ZM25 79V80H24ZM26 79H27V83H29V84H26ZM29 79V80H28ZM63 79V80H62ZM66 79H67V81H66ZM70 79V80H69ZM73 79V80H72ZM82 79V80H81ZM98 79V80H97ZM101 79H102V81H101ZM112 79V80H111ZM133 79V80H132ZM140 79V80H139ZM143 79H145L146 80V82H145V80H143ZM159 79V80H158ZM165 79V80H164ZM176 79H178V80H176ZM200 79V78H199ZM231 79V80H230ZM253 79V80H254ZM21 80V81H20ZM31 80V81H30ZM35 80V81H34ZM44 80H45V82H44ZM47 80V81H46ZM59 81V83H58V81ZM105 80H107L106 82H105ZM156 80V81H155ZM180 80V81H181ZM217 81V82H219L218 84L215 82V84H217L216 86L214 85V81ZM227 80V81H226ZM235 80V81H234ZM251 80V81H250ZM18 81V82H17ZM23 81H25L24 83H22ZM56 81V82H55ZM70 81V82H69ZM73 81V82H72ZM98 81V82H97ZM119 81H121L122 83H120ZM140 81H141V83H140ZM160 81V82H159ZM180 81H178V83L180 82ZM222 82V84H220L221 82ZM232 83H231V82ZM11 82V83H10ZM36 82H37V84H36ZM46 82H47V84H46ZM50 84H49V83ZM69 82V83H68ZM72 82V83H71ZM93 82V83H92ZM104 82V83H103ZM113 82H114V85H113ZM117 84H116V83ZM174 82V83H173ZM224 82V83H223ZM226 82V83H225ZM230 84H228V83ZM234 82H235V84H234ZM8 83V84H7ZM14 83H16V84H14ZM18 83V84H17ZM35 83V84H34ZM71 83V84H70ZM99 83V84H98ZM102 83V84H101ZM105 83L107 84V85H105ZM136 83V84H135ZM167 83H166V85L165 86H167ZM181 83V82H180ZM209 83H208V85H209ZM258 83H260L259 84V86L260 85H262L261 87H259V86H257V84ZM13 84H14V86H13ZM20 84V85H19ZM22 84V85H21ZM43 86H42V85ZM58 84V85H57ZM77 84V85H76ZM82 86H80V85ZM91 84V85H90ZM112 86H111V85ZM123 84V86H121ZM125 84V85H124ZM126 84H128V85H126ZM139 84H141L140 86H139ZM173 84L175 85V86H173ZM226 84H228L229 86H225ZM231 84H232V86H231ZM3 85H5V86H3ZM18 85V86H17ZM24 85V86H23ZM27 85H28V88H30L31 87V91H29V92H39L40 90H44V91H46L48 94H52V95H54L52 98L53 99H51V103L52 104H54V102H55V104L54 105H52V104H50V102H48L49 104H45V105H41V106H36V105H34L36 108H34L33 107V104H32V107H33V109H31L32 107H31V102L29 101V103H28V101H27V99L29 100V97H28V93H27V96H24V95H26L25 94V92H27V91H23V90H25V89H27L26 87H27ZM32 85V86H31ZM54 85V86H53ZM74 85V86H73ZM89 85V86H88ZM103 85V86H102ZM118 85V86H119ZM131 85H132V88H131ZM137 85L139 86V87H137ZM154 85L152 86V87H154ZM207 85V86H208ZM222 85H223V88H222ZM239 85V86H238ZM22 86V87H21ZM33 86H35V87H33ZM40 86V87H39ZM49 86V87H48ZM78 86V87H77ZM87 86V87H86ZM108 86V87H107ZM124 86H125V88H124ZM130 86V87H129ZM146 86H144V87H146ZM169 86V85H168ZM220 86V87H219ZM247 86V85H246ZM11 87H14V88H11ZM19 87V88H18ZM54 87V88H53ZM62 87V88H61ZM82 89H81V88ZM104 87H106V88H104ZM123 87V88H122ZM127 87H129V88H127ZM141 87V88H140ZM148 88L150 87V86H147ZM159 87V89L158 90H160V91H158L159 93H161L162 92V90H161V88ZM237 87V88H236ZM242 87H243V89H242ZM2 88V89H1ZM3 88H5V89H7L9 92L10 91H12L13 89H15V90H13L12 92L13 93H9L7 90H6V93H7V95H9L8 96V99H7V97H6V93H5V89H3ZM16 88H18V89H16ZM25 88V89H24ZM46 88V89H45ZM60 88V89H59ZM65 88H67V89H65L66 90V92H64V94L66 93V95H68L67 96V98H66V95H64L63 93H61V92H63L64 91V89ZM72 88V89H71ZM75 88V89H74ZM80 88V89H79ZM97 89V91H96V89ZM103 88V89H102ZM122 88V89H121ZM132 90H131V89ZM133 88H134V90H133ZM145 89L144 88V90H149V89ZM166 88V89H165ZM207 88V89H206ZM244 88H246V90L244 89ZM261 88V90H264V88L262 89ZM9 89H12V90H9ZM23 89V90H22ZM36 89V90H35ZM38 89V90H37ZM50 89V90H49ZM55 91H54V90ZM68 89H69V91H68ZM108 89V90H107ZM110 89V90H111ZM137 89V90H136ZM208 91V93H204L205 91ZM212 89V90H211ZM221 89V90H220ZM1 90H3L2 91V93H1ZM42 90V91H43ZM49 90V91H48ZM78 90V91H77ZM81 90H83L82 92H81ZM102 90V91H101ZM122 90V91H123ZM143 90V91H144ZM178 90V89H177ZM188 89H186V91H187ZM245 90V91H244ZM248 90V91H247ZM254 90V89H253ZM258 90V91H259ZM18 91V92H17ZM44 91L42 92V93H44ZM76 91H77V93L78 92H80V93H78V96L80 95L81 96V94H83L82 95V97H80V98H78V96L77 95H75L76 94ZM98 91H100V92H98ZM134 91V92H133ZM169 91H171V90H169L168 89V92ZM204 91V92H203ZM206 91V92H207ZM210 91V92H209ZM212 91H214V92H212ZM226 91H227V89H226ZM225 91V92H226ZM250 91V92H249ZM19 92H21V94L19 93ZM23 92H24V95H23ZM45 92V93H46ZM50 92V93H49ZM53 92H54V94H53ZM60 94H59V93ZM68 92H72L71 94L70 93H68ZM96 92V93H95ZM149 92H151V91H149ZM185 92V91H184ZM212 92V93H211ZM228 92V91H227ZM231 92H233L232 90H231ZM99 93V94H98ZM107 93V92H106ZM131 93V94H132ZM189 93V92H188ZM199 95H201V97L199 96V98L200 99H197L198 98V94ZM201 93V94H200ZM213 94V95H210V94ZM215 93V94H214ZM254 93H256V92H254ZM3 94V96H1ZM17 94V95H16ZM20 94V95H19ZM58 94L59 95H64V100H63V102L61 103V104H63V105H61L62 106V108L60 109V107H59V105H57V104H59V99L58 98H60L59 96H58ZM130 94V93H129ZM207 94V95H206ZM209 94V95H208ZM11 95V96H10ZM19 95V96H18ZM23 95V96H22ZM56 95L58 96V98H57V100H56ZM69 95H71V96H69ZM96 95V96H97ZM126 95H127V93H126ZM194 95H196L197 97H195L194 98ZM21 96H22V98H21ZM72 96H73V98H77V99H72ZM95 96V97H96ZM121 96H122V94H121ZM9 97H10V99H9ZM15 97H17V98H15ZM18 97H20V98H18ZM71 98L72 100H75V101H73V102H75L76 103V105H75V103L73 104V102L71 101V99H69V98ZM99 96H97V98H98ZM101 97V96H100ZM189 97V96H188ZM205 97V98H206ZM264 97V96H263ZM262 96L261 97H258V98H256V99H254L255 101H253L254 103H249V104H246L245 105V109L243 110V111H241L240 112V114L241 115H245V116H250V115H253V114H251L252 113V110L251 109H248V107L249 106H251L252 105V107H253V109L256 111L259 107V109L258 110H260V111H258V112H262V113H264V98H263ZM11 98H14V99H11ZM24 98H25V100L27 101V103L28 104H30V105H28L26 102H24L25 100H24ZM27 98V99H26ZM193 98V99H192ZM204 98V97H203ZM207 98V99H208ZM15 99H18V100H15ZM55 99V100H54ZM66 99V100H65ZM79 99H80V101L82 100V102L84 103H86V102H88L87 104L88 105H86L85 103H84V105L83 104H81V105H79L80 103H82V102H80L79 101ZM99 99V98H98ZM8 100V101H7ZM19 100L24 104L23 106V108L21 107L22 106V103L20 102V103H18L19 102ZM69 102H68V101ZM77 100V101H76ZM93 100V99H92ZM196 100V101H195ZM210 100V99H209ZM207 101L206 103H212V100H210V101ZM3 101V102H2ZM5 101V102H4ZM12 101H14V102H12ZM18 101V102H17ZM67 101V102H66ZM80 102V103H78L77 104V102ZM2 102V103H1ZM11 102H12V104H11ZM56 102H57V104H56ZM72 102V103H71ZM168 102L170 103V102H173L172 100H168L167 102H165V104H168ZM174 102H173V104H174ZM184 102H186L185 104H184ZM190 102H191V104H190ZM256 102V103H255ZM68 104V106H67V104ZM96 103L98 104V105H96ZM177 103H175L174 105L175 106H178L177 105ZM183 103V104H182ZM193 103V104H192ZM17 106H16V105ZM18 104H19V106L21 107L20 109L18 108V109H16V110H18L19 112L18 113H15L14 115L16 116V114H17V116L19 117H14L13 115H10L11 113H9V115H8V112L7 111H4V110H8L7 109V107H9V106H11V107H9V109H11L12 110V106H13V109H15V108H17V107H19L18 106ZM21 104V105H20ZM26 104H27V106H26ZM66 104V105H65ZM69 104L71 105V106H69ZM89 104L92 106H89ZM210 104H208V105H210ZM5 105V106H4ZM9 105V106H8ZM50 105V106H49ZM75 105V106H74ZM78 105H79V107H78ZM93 105H95V106H93ZM102 105V104H101ZM249 105V106H248ZM257 105V106H256ZM2 106V107H1ZM3 106H4V108H3ZM15 106V107H14ZM45 106H47V107H49L48 108V110L49 109H53V111L51 110V111H49L48 112V110L46 111V109L45 108H43V107H45ZM51 106H53V108H50ZM76 106L78 107V108H76ZM164 106V105H163ZM211 106V105H210ZM46 107V108H47ZM55 107H57V108H55ZM59 107V108H58ZM74 108V110H78L77 112L75 111V113H77L76 115L78 116V118L81 120V121H79L78 120V118H76L77 116H75V113H73L74 111H73V108ZM87 107V108H86ZM97 107V108H96ZM25 108V109H24ZM30 108V109H29ZM44 109L43 111L44 112H42V115H41V110H38V109ZM68 108V109H67ZM92 108H94L93 110H95V111H92ZM130 108V107H129ZM128 108V109H129ZM257 108V109H256ZM263 108V109H262ZM23 109L25 110V112L23 111ZM26 109H28V110H26ZM35 109H36V111H35ZM72 109V110H71ZM81 109H83V110H81ZM90 111V114H89V112L87 111ZM20 110H22V111H20ZM29 110H32V112L31 111H29ZM34 110V111H33ZM56 110V113L58 114V115H56L55 114V111ZM59 110V111H58ZM63 110V111H62ZM67 110V111H66ZM81 110V112H79ZM29 111V112H28ZM46 111V112H45ZM65 111V112H64ZM153 111V110H152ZM23 113V114H21V113ZM35 112V113H34ZM48 112V113H47ZM54 113V115H53V113ZM60 112V113H59ZM82 112H83V115L85 116V115H88V116H85L86 118H84L83 117V115H82ZM94 112H95V114H94ZM257 112V111H256ZM20 113V114H19ZM24 113L26 114L25 116H31L30 114H34L33 115V117L31 116V118H32V120L30 119V121L31 122H29V119H28V121L26 120L27 118H28V116L26 117V118H24ZM28 113V114H27ZM39 113V114H38ZM46 113H47V115H46ZM85 113V114H84ZM87 113V114H86ZM92 113H93V115H92ZM157 113H159V112H157ZM262 113H260V114H262ZM37 114H38V116H37ZM46 115V116H44V115ZM59 114H61V118H60V115ZM65 114V115H64ZM66 114H67V116H66ZM74 114V115H73ZM173 114V113H172ZM21 115H23L22 117H21ZM35 115H36V117H35ZM50 115H52V117L54 118H56L55 119V121H54V119L53 118H50V119H48L49 118V116ZM58 116V122H56L57 121V117L56 116ZM174 115L175 116H173V115H169L170 117L172 116V117H176V114L174 113ZM240 115V121L241 122H244L243 120L244 119H246V117H244L243 118V116H241ZM6 116H12V121L14 120V119H16V120H18V121H13L14 123L12 124V122H10L9 120H11V117H9L10 119H7V117ZM46 117L47 119H45L44 117ZM73 116V117H72ZM74 116H75V118L78 120V122L76 121V119H74ZM5 117V118H4ZM20 117H21V119L22 120H24V122L20 119ZM36 118V120H35V118ZM37 117H38V120H37ZM150 117V116H149ZM2 118V119H1ZM4 118V119H3ZM34 118V119H33ZM43 118V120H41ZM64 118H66V119H64ZM132 118V119H131ZM243 120H242V119ZM39 119H40V121H39ZM60 119H62L61 121H60ZM68 119L70 120V122L69 123H72V125L70 124V126H69V123L67 122L68 121ZM134 119V120H133ZM164 119V120H163ZM7 120H8V122L9 123H7ZM36 122H35V121ZM63 120L65 121V122H63ZM72 120V121H71ZM88 120V119H87ZM136 120V121H135ZM247 120V119H246ZM20 121V122H19ZM42 121V122H41ZM48 121V122H47ZM133 121V123L135 124V122H136V124L135 125H133V123H131V122ZM135 121V122H134ZM139 121V122H138ZM210 121V120H209ZM263 121H264V118H263ZM7 124H9V125H7ZM26 122H29V123H27L28 125H26L25 126V124H26ZM34 122V123H33ZM52 123H55V125L51 128L52 129V131H51V129H49L50 127H51V124ZM59 122H61V124L59 123ZM109 123H110V121H108ZM112 122V121H111ZM130 122V123H129ZM206 122H208V120H206ZM3 123V124H2ZM7 125V126H9L10 127V129H8L9 127H7L5 124ZM17 123V124H16ZM23 123V124H22ZM39 123V124H38ZM49 124V125H47V127H46V124ZM56 123L57 124H59V125H61V127L60 126H57L56 125ZM65 123V124H64ZM108 123V124H109ZM149 123H152L153 125H154V127H156L157 125H159L160 123H161V125H159V126H157L159 129L158 130H156L154 127H153V125H152V127L155 129V130H152L151 128H150V130H149V127H151V125L149 124ZM163 123V124H164ZM19 124H21L20 126L21 127H18L19 126ZM31 124V125H30ZM34 124V125H33ZM43 126H42V125ZM44 124H45V126H44ZM62 124L65 126H62ZM106 124H107V122H106ZM108 124H107V126H108ZM110 124H112V123H110ZM109 124V125H110ZM141 124V125H140ZM167 124V123H166ZM262 124H264V122L262 123ZM3 125V126H2ZM11 125H12V127L13 126H17L16 127V129H13V128H15V127H11ZM33 125V126H32ZM68 125V126H67ZM74 125V126H73ZM144 125H145V129H144ZM150 125V126H149ZM156 125V126H155ZM6 126V127H5ZM23 126H24V128L26 127V129H24L23 128ZM30 126H32V127H30ZM42 126V127H41ZM50 126V127H49ZM56 126H57V128L59 127V129H57L56 128ZM137 126V127H136ZM139 126V127H138ZM260 126V125H259ZM263 126V127H262ZM34 127H37L36 129L38 130H36ZM49 127V128H48ZM68 127H70V128H68ZM148 127V128H147ZM1 128H3V130H1ZM21 128L23 129V130H25V131H22L21 130ZM27 128H31V130H29V129H27ZM35 129V130H33V129ZM38 128H40V129H38ZM53 128H54V130H53ZM65 128V129H64ZM66 128H68L69 130L66 132H64L63 133V131L64 130H67ZM109 128V127H108ZM137 128H139L140 129V131H138V129ZM147 128V129H146ZM257 128V127H256ZM4 129H6L5 131H4ZM8 129V130H7ZM13 129V130H12ZM41 129H42V131H41ZM47 129V130H46ZM70 129H71V131H70ZM119 128H117V130H118ZM127 129V130H126ZM134 131H133V130ZM137 129V130H136ZM144 129V130H143ZM10 130V131H9ZM27 130V131H26ZM29 130V131H28ZM40 130V131H39ZM50 131L49 133V135L48 134H46V131ZM56 130H58L57 132H56ZM102 130V132H101V135H100V131ZM123 130H126V131H128V132H124L123 133ZM135 130L136 131H138V133H136L135 132ZM146 130H148V132L146 131ZM198 130V129H197ZM197 130H195V132L194 131H192L191 133H193V134H191L192 136L193 135H197L199 132H197ZM201 130V129H200ZM199 130V131H200ZM3 133H2V132ZM14 131V132H13ZM17 131H19V132H17ZM21 131V132H20ZM33 131H35V133L33 132ZM122 131V132H121ZM142 131H146V133H144V132H142ZM155 131V132H154ZM157 131H159V133H157ZM263 131V132H262ZM15 132H17V134L15 133ZM24 133V135H23V133ZM26 132V133H25ZM30 132V133H29ZM39 134V137H38V139H34V137H35V135L37 134V133ZM45 134H44V133ZM51 132L53 133V136L51 135ZM54 132H56L55 134H54ZM59 132V133H60ZM131 132V133H130ZM133 132H135L136 133V135H135V133H133ZM142 132V133H141ZM152 132V133H151ZM154 132V133H153ZM161 132V133H160ZM180 132V131H179ZM178 132V133H179ZM183 132V131H182ZM182 132H180L179 133V135H178V133L176 134V135H174L173 136V138L175 139V140H177V139H179V138H182V136H183V138H185L184 137V135H187V134H185V133H182ZM201 133L202 132H204V130H201L200 131ZM262 132V133H261ZM7 133H9V134H7ZM10 133H12V137H10L11 136V134ZM13 133H15V134H13ZM20 133H22V134H20ZM27 133H29L28 135L30 136H27L26 134ZM34 133V134H33ZM122 133L123 134H125V136H127V137H125L124 135H122ZM128 133V134H127ZM131 135H130V134ZM143 134V135H140V134ZM149 133H151V136H153L152 138L154 139H152V140H149L148 138H150L149 137ZM182 133V134H181ZM20 134V135H19ZM134 134V135H133ZM140 135L141 137H138V139L139 140H143V141H139V140H137V138H136V136H138V135ZM144 134H146V136L144 135ZM181 134V135H180ZM6 136L5 138L6 139H2V138H4L3 136ZM9 135V139H7L8 136ZM22 135V136H21ZM25 135L27 136V138L25 137ZM31 135H32V137H31ZM44 135V136H43ZM46 135H48L47 137H46ZM52 136V139H54V140H51V136ZM99 135L101 136V137H99ZM130 135V136H129ZM148 135V136H147ZM178 135V136H177ZM188 135H190V134H188ZM261 135V136H260ZM15 138H14V137ZM19 137V138H17V137ZM24 136V137H23ZM34 136V137H33ZM41 136H43V138L41 137ZM50 136V137H49ZM58 136V133H57V135H56V137ZM103 136V137H102ZM113 136V133H112V135H111V137ZM124 136V139H122V137ZM132 136H135V137H132ZM142 136H144L145 138L147 137V139H143V137ZM181 136V137H180ZM36 137H37V135H36ZM45 137V138H44ZM48 137H49V139H50V141H48L49 139H48ZM54 137V138H53ZM59 137H57V138H59ZM91 139H90V138ZM113 137V138H114ZM132 137V138H131ZM162 139H163V134H162ZM161 137L159 138V140H158V142H157V144L155 145V147L158 145H160L159 144V142L160 141H162V139H161ZM175 137H177V139L175 138ZM259 137H258V139H259ZM14 138V139H13ZM23 138H26V139H23ZM32 138V139H31ZM103 138V139H102ZM15 139H16V143H14V141H15ZM18 139V140H17ZM20 139H22V140H20ZM28 139V140H27ZM29 139H30V141H29ZM98 139V140H97ZM118 139H122L120 142H118V143H116L117 141H118ZM136 139L137 141H136V143H142V142H145L146 144H147V147H146V144H145V146H142V145H144V144H142V145H139L140 146V151H139V149H137L136 148V143L134 142V140ZM263 141H262V140ZM8 140H11L10 142L8 141ZM34 140V141H33ZM39 140V141H40ZM110 140H113V141H110ZM131 140H133V142L135 143V145H133L134 143H132V141ZM151 142V144L149 143V141ZM7 141V142H6ZM21 141V142H20ZM25 141H29L28 142V144H24V143H26ZM51 141H53L52 143H51ZM128 141L132 144V145H130V147H134V150H138V152L139 153H137V152H133L134 154H133V156L134 157H136V155H137V157L135 158V160H136V162H133L134 164V166H131L132 165V163L131 164H128L129 162H131V161H134V157H130V156H132V153H129V151H128V153L126 152V150H124V148L125 149H128L129 147V144H128ZM139 141V142H138ZM19 142V143H18ZM22 142H23V144H22ZM55 142H58V143H60V145L57 143H55ZM63 142V143H62ZM94 142V143H95ZM99 142V141H98ZM97 142V143H98ZM115 143L114 145L117 147H113V143ZM121 142H123V143H121ZM242 142V141H241ZM241 142H240V144H238L239 145V147H244V145L242 144L241 145ZM5 143V144H4ZM12 143H14L13 145H11ZM20 143L22 144L21 146H20ZM37 143H40V142H38L37 141ZM119 143H120V146H119ZM161 143V142H160ZM63 144V145H62ZM122 144V145H121ZM9 145H10V147H9ZM15 145H16V147H17V145H19L17 148L15 147ZM58 145H59V149H57L58 148ZM65 145V146H64ZM102 145H103V148H102ZM105 145V146H104ZM124 145V146H123ZM167 145H169V144H166V143H164V146H166L167 147ZM241 145V146H240ZM249 145H250V143H249ZM6 146V147H5ZM12 146H14L13 148H12ZM46 146V148H44ZM54 146H57V147H54ZM61 146H63L62 148H61ZM113 147L114 149V151L113 150H110V147ZM119 146V147H118ZM141 146L143 147V148H141ZM161 147H162V145H160ZM159 146V147H160ZM264 146V145H263ZM4 147V148H3ZM21 147H24V148H21ZM128 147V148H127ZM144 147H146V148H144ZM154 147V146H153ZM258 147V150H256V148ZM19 148V149H18ZM55 148H56V150H57V152L58 153H56V150H55ZM108 148H109V150L110 151H107L108 150ZM123 148V149H122ZM168 148V147H167ZM170 148V147H169ZM260 148V149H259ZM16 149H18L17 150V152H16ZM102 149H103V151H102ZM117 149V150H116ZM120 149V150H119ZM131 148H129V150H130ZM133 149V148H132ZM141 149H144V150H146V151H143V150H141ZM244 149V150H243ZM252 149H254V150H252ZM54 150V151H53ZM61 150V151H60ZM105 150L107 151V152H105ZM136 150V151H137ZM167 150V149H166ZM169 150V149H168ZM243 150V151H242ZM247 150V151H248ZM261 150V151H260ZM142 151V152H141ZM257 151V152H256ZM263 151V154H261V152ZM3 152V153H2ZM56 153V154H53V153ZM91 152V151H90ZM100 152V153H99ZM106 153V155H105V153ZM118 152L121 154H119V156H117L118 155ZM125 154H124V153ZM130 152H132V150L130 151ZM19 153H20V151H19ZM102 153V154H101ZM137 153V154H136ZM141 153V154H140ZM145 153H146V155H145ZM259 153H260V155H259ZM91 156L93 155V153H89ZM100 154V155H99ZM108 154L110 155V160H113V161H110V160H108ZM124 154V155H123ZM129 155V156H127V155ZM131 154V155H130ZM136 154V155H135ZM256 154V155H255ZM51 155H56V156H51ZM60 155H58V156H60ZM106 156V157H105ZM115 156V157H114ZM140 156V158H138ZM142 156V157H141ZM143 156H145V159H144V157ZM146 156H147V158H146ZM237 156V157H236ZM257 156H260V157H262V158H259V159H254V160H252L253 159V157L255 158V157H257ZM0 157V165L1 166H5L6 164H5V162H7V161H4V159H3V161L4 162H2V158ZM82 157V159H80ZM126 157H130V158H132V159H129V158H127L128 159V163H127V161H125V160H127L126 159ZM55 158V159H54ZM56 158H57V160H56ZM103 158H105V159H103ZM107 158V159H106ZM111 158H113V159H111ZM114 158H115V160H114ZM120 158H122L121 160H118V159ZM137 158L139 159V160H137ZM221 159H222V157H220ZM220 158H217V159H220ZM141 159H142V161H141ZM210 159V158H209ZM209 159H208V161H209ZM213 159V158H212ZM236 161H234V160ZM250 159L252 160V161H250ZM261 159V160H260ZM104 160V161H103ZM105 160H107V161H109V164H108V162L107 161H105ZM129 160H131V161H129ZM148 160V159H147ZM206 160V159H205ZM211 160V159H210ZM56 161V162H55ZM59 161V162H58ZM82 161V162H81ZM116 161H119V163L117 162V163H115ZM253 161H254V163H253ZM48 162V163H49ZM53 162H55L56 164H58V168L55 166L56 164H54ZM103 162H105V163H103ZM111 162V163H110ZM112 162H114V163H112ZM125 162V163H124ZM138 162V163H137ZM210 162V161H209ZM237 162H239L238 164L239 165H241V166H238V164H237ZM4 165H3V164ZM8 164L10 163V162H7ZM59 163H62L63 165H61V164H59ZM77 162H76V164H78ZM129 165V168H128V165ZM136 163H137V165L140 167V169H138V167H137V165H136ZM196 163V162H195ZM53 164V165H52ZM232 164V165H233ZM247 164H246V166H247ZM258 164V165H257ZM260 164V165H259ZM60 165V166H59ZM67 165H70V168H69V166H68V168H67ZM96 165V163L94 164V166ZM127 165V166H126ZM231 165V166H232ZM237 165V166H236ZM257 165V166H256ZM262 165V166H261ZM45 166V167H44ZM55 166V167H54ZM63 166H64V168H63ZM133 168V169H137L136 171L137 172H141V174H139V173H137L135 170H133V169H131V167ZM142 166H143V169H142ZM230 166V167H231ZM42 167V166H41ZM100 167V168H101ZM224 167V168H223ZM242 167H244L243 168V170L241 169ZM251 167V168H250ZM254 167V168H253ZM259 167V168H258ZM46 168V169H45ZM54 170H53V169ZM223 168V169H222ZM37 169V168H36ZM35 169V170H36ZM44 169H45V171H44ZM50 169H51V171H50ZM57 169H59L58 171H57ZM62 170V173H61V170ZM64 169V170H63ZM106 169H112V170H110V171H106L105 170V172H104V170ZM118 169V170H117ZM120 169V170H119ZM129 169H131L130 171L131 172H133V176H131L130 174H127V170H129ZM223 171H222V170ZM230 169V170H229ZM38 170H41V168L40 167H38ZM48 170V171H47ZM65 170H66V172H65ZM74 170V169H73ZM124 170L126 171V175H125V173H122V171L124 172ZM139 170V171H138ZM144 172H143V171ZM210 170V171H209ZM216 170H217V168H216ZM220 170V171H219ZM224 170L226 171V172H224ZM228 170H229V174H230V176H228ZM232 170V171H231ZM237 170L241 173H239V172H237ZM242 170V171H241ZM244 170H246L245 172H246V174H245V176H246V179H245V176H244V174L243 173H245V172H243ZM248 170H251V171H248ZM57 171V172H56ZM64 171V172H63ZM70 171H72L71 169H70ZM97 171V172H96ZM112 171L114 172V174H116V175H118V176H114V174H111L112 173ZM129 171V172H130ZM134 171H135V173H134ZM230 171H231V173L233 172V171H235V172H233L232 174L230 173ZM45 172H46V174H45ZM47 172H48V174H47ZM51 172V173H50ZM54 172V174H52ZM56 172V173H55ZM59 172V173H58ZM69 172V171H68ZM110 174H109V173ZM117 172H119V174L117 173ZM121 172V173H120ZM128 172V173H129ZM210 172H211V175L213 174V176H209V174H210ZM223 172V173H222ZM255 172V173H254ZM263 172V173H262ZM57 173H58V175L60 174V176H62V177H60L59 178V176L57 175ZM104 173H106V175H104ZM221 173V174H220ZM237 173V174H236ZM257 173V174H256ZM63 174V175H62ZM87 176H85V175ZM91 174V175H90ZM92 174H93V176H92ZM109 174V175H108ZM120 174H122V176L120 177L119 175ZM170 174V175H169ZM222 175V176H220V175ZM224 174V175H223ZM227 174V177L228 178H225L226 175ZM236 174V175H235ZM238 174H240V175H238ZM248 174H249V176H248ZM90 175V176H89ZM101 175H103V177L104 176H106V178H105V180H104V178L102 179V176ZM130 175L132 178V180H130V181H128V179H124L123 177L124 176H126L125 178H128V176ZM233 175H235V177L233 176ZM238 175V176H237ZM243 175V176H242ZM256 175V176H255ZM58 176V177H57ZM83 176H85L86 178H84ZM92 176V177H91ZM94 176H95V178H94ZM110 176H112V177H110ZM129 176V177H130ZM135 176V177H134ZM164 176V177H163ZM225 176V177H224ZM58 178V180H57V178ZM64 177H66V178H64ZM88 177H90L89 179L91 180L90 181V183L92 182V185L94 186H92L91 184V186L89 185V179H88ZM97 177V178H96ZM107 177H109V178H107ZM113 177H115L114 178V181L116 182V183H118V185L116 186V188H115V185L116 184H114V187H110V186H112V184H113ZM118 177V178H117ZM176 177V178H175ZM202 177H204V181L201 179ZM222 177V178H221ZM241 177H243V178H241ZM249 179H248V178ZM257 177V178H256ZM260 177H261V179H260ZM46 178V179H47ZM55 178H56V180H55ZM62 178V179H61ZM81 178V179H80ZM87 182V184L85 183L84 184V180ZM94 178V179H93ZM111 178V179H110ZM121 178H123V179H121ZM143 180H142V179ZM168 178H170V179H168ZM180 178V179H179ZM218 178V179H217ZM233 178H234V180H233ZM255 180H253V179ZM47 179V180H48ZM60 179V180H59ZM96 179L98 180V181H96ZM108 181H107V180ZM142 180L140 183H139V181L140 180ZM163 180V183H162V181H160V180ZM172 179H173V181H172ZM200 181H198V180ZM205 179L207 180L206 182H205ZM222 179H224V181L222 180ZM228 179V180H227ZM243 179H245V180H243ZM258 181H257V180ZM52 180L54 181L53 183H54V185H52L53 183H52ZM62 180V181H61ZM69 180V181H68ZM95 180V181H94ZM102 180H103V182L104 183H102ZM110 180V181H109ZM111 180H112V183H111ZM117 180H119V181H117ZM120 180H121V185H123L124 184V189H123V187L121 186V185H119V183H120ZM122 180L123 181H127L126 182V184H125V182H122ZM135 180V181H134ZM139 180V181H138ZM158 180V181H157ZM168 180V181H167ZM177 180H179V181H177ZM217 180V181H216ZM222 180V181H221ZM226 180V181H225ZM249 180V181H248ZM12 181V182H11ZM15 180L13 179V180H10V181H6V183L4 182V184L5 185H8L9 187L11 186V189L13 188V186L16 184H19L17 181H19L18 180V178H17V181L16 182H14ZM51 181V182H50ZM56 181H59V182H56ZM72 181H74V185H76V186H74L75 187V189L76 188H78V185L82 182L83 184H80V188H81V186H82V188L84 189H82L81 188V190H80V188H78V190L76 189H74V188H71L70 186H72L73 185V182ZM100 181V182H99ZM131 181H134V182H132V183H130ZM138 181V182H137ZM144 181V182H143ZM170 181V182H169ZM175 181V182H174ZM178 182V185L176 184L177 182ZM182 181V182H181ZM198 181V183H196L198 186H191V185H196L195 184V182H197ZM202 181V182H201ZM234 181H236L235 183H234ZM237 181H240V182H237ZM49 182H50V186L52 185V187H50V186H48V184H49ZM55 182H56V185H55ZM67 182V183H66ZM69 182H71V184H68ZM98 182V183H97ZM108 182V183H107ZM109 182H110V185H106V183L107 184H109ZM114 182V183H115ZM135 182H137V183H139L138 185H140V184H142L143 185V187L145 186V188H143V187H139L137 184H135ZM146 183L147 185H145V184H143V183ZM150 182V181H149ZM158 182H160L159 184L161 185H159L158 184ZM204 182V183H203ZM214 182H216V185H215V187L213 186L214 184H212L211 185V183H214ZM221 182V183H220ZM223 182V183H222ZM250 182V183H249ZM254 182V183H253ZM10 183V184H9ZM65 184V185H61V184ZM78 185H77V184ZM165 183V185L167 184L168 186L166 187L165 185H163ZM170 183V184H169ZM181 183V184H180ZM184 183V184H183ZM199 183H200V185H199ZM257 183V184H256ZM259 183V184H258ZM2 184H3V182H1L0 181V193L1 192H4V190H2L3 188L5 189V188H9V187H7V186H5L4 187V185L2 186ZM12 184V185H11ZM58 184V185H57ZM66 184H68V185H70V186H68V185H66ZM95 184H97V185H95ZM100 184V186H98ZM134 184L135 186H132V185ZM158 184V186H156ZM172 184V185H171ZM176 184V185H175ZM186 184L188 185V186H186ZM191 184V185H190ZM207 186H206V185ZM209 184V185H208ZM217 184H219V185H221V186H219V185H217ZM224 184V185H223ZM228 184V185H227ZM230 184V185H229ZM253 184H256V185H254V188H253ZM15 185V186H16ZM84 185V186H83ZM86 185L88 186V188L87 189H89L88 191L85 189L86 188ZM101 185H104V186H101ZM106 185V186H105ZM129 185H131L132 186V188L129 190L128 188L129 187H131V186H129ZM136 185H137V188L139 189V191L141 190V192H139L138 191V189L136 188ZM142 185H140V186H142ZM170 185V186H169ZM174 185V187H172ZM203 185H205L206 186V188H205V186L203 187ZM234 185V186H233ZM249 185V186H248ZM263 185V186H262ZM1 186H2V189H1ZM47 186V187H46ZM60 187V188H58V187ZM63 186V187H62ZM64 186H68V187H70L74 192H71L72 190L70 189V188H66V187H64ZM97 186V187H96ZM127 186H129V187H127ZM147 186V187H146ZM154 186H155V188L157 187V188H159V189H157V190H154L155 188H154ZM162 186H164V188L162 187ZM176 186V187H175ZM178 186V187H177ZM182 186H183V188H182ZM203 188H202V187ZM213 186V187H212ZM230 186H231V188H230ZM240 188H239V187ZM49 187L51 188L48 192H47V190L49 189ZM56 189H55V188ZM73 187V186H72ZM99 187H100V189H102V190H100L99 189ZM104 187H106V188H104ZM118 187V188H117ZM133 187L134 188H136L135 190H136V193L134 192L135 190L133 189ZM150 187V188H149ZM163 188V190H162V188ZM197 187H200V190H199V188H197ZM217 187V188H216ZM227 187V188H226ZM228 187H229V189H228ZM251 187V188H250ZM257 187V188H256ZM53 188H54V191H53ZM62 188H63V190H62ZM67 189V191H66V189ZM113 188V189H112ZM121 188V189H120ZM126 188H127V190H126ZM148 188V189H147ZM152 188H153V190H152ZM161 188V189H160ZM172 188V189H171ZM191 188V191L194 189L195 191H193L194 192V194L189 190ZM212 188V189H211ZM233 188L236 190H239L240 189V191H233ZM239 188V189H238ZM258 188H260V189H258ZM7 189H5V190H7ZM10 189V188H9ZM57 189H60V190H57ZM95 189V190H94ZM98 191H97V190ZM116 189V190H115ZM120 189V190H119ZM134 191H133V190ZM152 191H151V190ZM170 189V190H169ZM188 189V190H187ZM204 190V192H207V193H205V195H203L204 193H203V190ZM211 190V193L212 194H214V195H210V196H208V193L210 194V190ZM214 189H217V190H214ZM218 189H219V193H218ZM223 189L225 190L226 189V191L224 192L223 191ZM55 190H56V192L57 193H55ZM62 190V191H61ZM86 190V191H85ZM93 190V191H92ZM104 190V191H103ZM109 190V191H108ZM146 190V191H145ZM174 192H173V191ZM180 190H182V191H180ZM198 190V191H197ZM201 190H202V192H201ZM213 190H214V192H216V193H214L213 192ZM229 190V191H228ZM257 190V191H256ZM51 191H52V194H53V196L51 195ZM59 191H60V193H59ZM68 192V194H66L65 196L67 197V198H65V196H64V194L66 193V192ZM77 191V192H76ZM82 191V192H81ZM95 191V192H94ZM161 191V192H160ZM188 193H187V192ZM200 191V192H199ZM209 191V192H208ZM231 191H232V193H234V194H232L231 193ZM242 191V192H241ZM253 191V192H252ZM261 191V192H260ZM73 193L74 194V196H73V194H70V193ZM78 192H79V195H78ZM87 192V193H86ZM88 192H90V193H88ZM92 192H93V194H92ZM97 192H99L98 193V195L96 194ZM106 192V193H105ZM108 192V193H107ZM116 194H115V193ZM122 192V193H121ZM138 192V193H137ZM151 192V193H150ZM156 192V193H155ZM159 192V193H158ZM167 194H166V193ZM180 192V193H179ZM195 192H199V193H201V194H199L198 193V195H200L201 197H199ZM221 192V193H220ZM224 192V193H223ZM227 192H228V194H227ZM229 192H230V194H229ZM241 192V193H240ZM259 192V193H258ZM49 193V194H48ZM80 193L84 196V197H82V195L80 196ZM95 193V194H94ZM115 194V196H114V194ZM135 193V194H134ZM141 193H143V194H141ZM173 193V194H172ZM190 193V196L188 195ZM191 193H192V195H194L193 196V198H192V195H191ZM240 193V194H239ZM58 195V196H56V195ZM59 194H61V197H59L60 195ZM70 194V195H69ZM77 194V195H76ZM89 194H92V195H89ZM99 194H101L100 195V197H99ZM103 194V195H102ZM107 194V195H106ZM121 194V195H120ZM153 194H154V196H153ZM165 194V195H164ZM170 194V195H169ZM176 194V195H175ZM184 194H186V196H184ZM195 194H196V196H195ZM215 194H216V197H215ZM224 196H223V195ZM225 194H227V195H225ZM247 194V195H246ZM258 194H260L259 196H260V198H259V196H258ZM62 195L64 196V197H62ZM119 195V196H118ZM141 197H140V196ZM146 195V196H145ZM177 195H179L178 196V198H177ZM207 195V196H206ZM219 195H222V197L220 196V197H218ZM102 196V197H101ZM108 196V197H107ZM118 196V197H117ZM126 196V197H125ZM139 196V197H138ZM147 196L150 198H148V200H147ZM156 196V197H155ZM189 196V197H188ZM198 196V197H197ZM205 196H206V198H205ZM213 196V197H212ZM234 196H237V197H235L234 198ZM54 197V198H53ZM58 197V198H57ZM74 197V198H73ZM78 197H79V199H78ZM112 197V198H111ZM117 197V198H116ZM132 197V198H131ZM164 197V198H163ZM191 197V198H190ZM207 197H210V198H207ZM226 197V199L228 200V203H227V205L228 206H230V207H227L226 206V203L224 202V200H226V199H224L223 201H219L218 200V204H217V199H215V198H225ZM231 197L232 199H230L231 201H229V198ZM51 198V199H50ZM62 198V199H61ZM68 198H69V200H68ZM86 198V199H85ZM113 198H115L114 200H113ZM130 198V199H129ZM145 200H144V199ZM153 198L154 199H156L157 198V200H153ZM158 198H159V200H158ZM179 198H181V199H179ZM183 198H185V199H183ZM199 198H202V199H204V200H202V199H200L199 200ZM245 198H247L246 200H245ZM49 199H50V202L52 203L53 202V204H56V206H58V205H60V207L58 208L57 207V213H58V215H57V213L56 212H54L55 210V208H56V206L55 205H50V207L48 206L49 204H47V203H49L48 201H49ZM54 199L56 200V199H58V200H60V202H59V204L58 203H56V202H58V200H56V202L54 201ZM76 199H78V200H80V201H76ZM85 199V200H84ZM88 199V200H87ZM98 199V200H97ZM136 199V200H135ZM178 201H177V200ZM187 199V200H186ZM191 199V200H190ZM193 199V200H192ZM207 199H209V200H207ZM210 199L212 200L211 202H215V203H211L210 202ZM214 199V200H213ZM236 200V202H234V208L232 207L231 208V205L233 206V201H235ZM45 200H47V201H45ZM52 200V201H51ZM69 202H71V203H68V201ZM90 200V201H89ZM91 200H93V201H91ZM100 200V201H99ZM105 201V202H102V201ZM123 200V201H122ZM128 200V201H127ZM175 201V202H173V201ZM182 200V201H181ZM195 200V202H197V203H193V205L194 204H197V205H195L194 207H191L192 205H190L189 203H191L192 201H194ZM198 200H199V202L200 203H209V204H211V205H204V203H203V206L202 205H198ZM207 200V201H206ZM216 200V201H215ZM65 203H64V202ZM76 201V203H77V206L75 205V202ZM83 201V202H82ZM118 201V202H117ZM146 201H147V203H146ZM162 201V202H161ZM171 201V202H170ZM181 201V202H180ZM184 201V202H183ZM191 201V202H190ZM202 201V202H201ZM206 201V202H205ZM209 201V202H208ZM67 202V203H66ZM80 202H82V203H80ZM92 202V203H91ZM117 202V203H116ZM120 202V203H119ZM125 202H126V204H125ZM128 202V203H127ZM133 202V203H132ZM140 202V204H138ZM152 202L153 203H155L154 204V207H156V205H160V206H162V210L163 211H165V213H167L166 211H168L169 213H168V215L169 214H171L172 215V217L171 218H177L179 215H178V213L180 214V212H181V209H183L182 207H187V205L186 204H188V206L190 205V207L191 208H194V210H195V212H196V214H197V216H198V214L199 215H202V216H200V218L201 217H205L206 219L208 218V216L207 215H205L208 211H209V209H210V213H207L208 215H211V216H215V214L217 215L218 213H219V211L222 209V208H225L226 209V207L227 208H229V209H236L237 207H238V205H239V207L241 208L242 207V209L244 208L245 209V211L244 210H241L240 211V215H241V213L244 211V215H245V213H246V215H248V216H250V217H248V216H244V215H241V216H243V218L242 217H240V219H241V221L240 220H238V223H236V222H234V224L236 225V224H238V225H233V226H235V228H233V229H235V231H236V229L237 230H239V227L238 226H240V225H243L242 223H244V225L243 226H240V230H243V234H245V236L244 237H248V239L246 238V239H242V238H240V236L241 237H243L242 236V231H240L239 230V232L240 233H238V231H234L231 227H229L230 229H228L227 231H231V229L235 232L234 234V236H233V231H231L230 232V234H228L229 236H231V237H229V236H226L227 234H226V229L225 230H223L224 232V235L225 236H223V237H221L222 239V241H224V243H219L220 245H223L222 247L224 248V250H222L223 248H221V250H222V252L223 253H219L218 255H215L217 252H220L221 250H219L220 249V247L218 246V244H215L218 240L220 241V238H217L218 236H217V233L216 232H218L219 234L221 233V231L219 230L220 229V227H217V226H215L216 228H217V230H216V232H214V229H216L211 223H221L220 221H219V219L218 220H216V219H212V220H208V222H210V223H208V224H210V230H212L211 228H213L214 227V229L211 231L212 232V234H211V232H210V230H208V227H209V225L208 226H204L205 228H207V230L205 229V228H200V234H201V238H200V236H197L196 238H194L193 240L195 241H197L198 239H199V242L197 241V243L195 242V245H194V241L193 240H191V246L189 247V244H187L186 242L184 243L185 244V246H184V244H182V243H178L179 241L178 240H176V236H178L179 235V232H180V234H182L181 233V228L182 227H179V230H178V228H174V230H173V232H169L170 234H172L173 235V239H175V240H173V242H171L172 240H171V235L169 234V233H166V234H164V235H162L163 237H166V236H170L169 238H170V240H168V238L166 239V238H164V239H162V244H160V245H154L153 246V244H151V246H150V244L147 246V249H146V246L145 247H143V248H145L144 250H141V248H139V250L140 251H138V252H136V250H138V249H134V250H132V251H129L128 253H125V254H127V255H125L124 253H120V256H122L123 258L125 257L126 258V260H128V261H126V260H118V257L120 258V256H119V254H118V257H115V255L113 256L114 258H116V259H114L113 260V258L112 257H108V258H106V256H108L105 252H103L102 251V246H100V245H98V244H95L94 242H93V238H94V236L96 235V233L98 234V233H100L99 231H100V229H99V231H98V225H99V228H101L104 224H105V222L108 220V222H109V227L107 228L106 226V228L108 229H106L104 226H103V228H101V233H102V235H109V233H108V231L110 230V228L112 229V230H110L109 232H111L110 234H113V231H117L118 232V230H119V228H120V230L121 229H125V228H127L128 227V223H129V221L130 220H132L134 217L136 218V216L137 215H139L140 213L139 212H141L142 210V206H143V210L146 208H148L147 210H149V206H150V204H152ZM167 202V203H166ZM189 202V203H188ZM222 202V203H221ZM227 202V201H226ZM229 202H232V203H229ZM237 202H238V205H236L237 204ZM253 202V203H252ZM50 203V204H51ZM79 203H80V206H79ZM89 203V204H88ZM109 203V204H108ZM114 203V204H113ZM124 203V204H123ZM137 203V204H136ZM146 203V204H145ZM148 203H150V204H148ZM166 203V204H165ZM175 203H177V204H175ZM186 203V204H185ZM225 203V204H224ZM242 203V204H241ZM64 204H66V205H64ZM74 206H73V205ZM103 204V205H102ZM170 204V205H169ZM192 204V203H191ZM213 204V205H212ZM64 205V206H63ZM88 205H89V207H88ZM101 205V206H100ZM128 206V207H124V206ZM134 207H133V206ZM140 205V206H139ZM148 205V206H147ZM172 205V206H171ZM223 205V206H222ZM225 205V206H224ZM250 205V206H249ZM252 205H255V206H257L258 208H256L257 210H258V213L257 212H255V211H257L256 209H254V207L252 206ZM52 206H54V207H52ZM67 208H66V207ZM71 206H73L72 208H73V210L77 207V208H79V209H77V210H75V212L74 211H72V208L70 209V207ZM130 206H131V208H130ZM138 207V209L136 208V207ZM147 206V207H146ZM164 206V207H163ZM166 206V207H165ZM170 206H171V208H170ZM179 206V207H178ZM199 206V208L202 206V207H204V209L201 207V210H204V211H202L201 212V210L199 209V208H197V210L198 211H196V207H198ZM205 206H206V209H205ZM212 207V208H210V207ZM218 206H221V207H218ZM237 206V207H236ZM263 206V207H262ZM10 207V208H9ZM12 207V208H11ZM62 207V208H61ZM153 206H151V208H152ZM209 209H208V208ZM239 207L236 209V210H238L239 209ZM80 208H81V210H80ZM119 208H122V209H119ZM125 208V209H124ZM133 208H135L134 210L136 211V214H137V212H138V210H139V214H134V210H133ZM150 208V212H155L154 210H153V208L151 209ZM187 208H189V207H187ZM187 208H184L183 210H186ZM191 208H189V210H192ZM221 208V209H220ZM250 208H253L252 210H255L254 212H252V210L250 209ZM10 209L13 211V213H12V211H10ZM61 209V210H60ZM96 209V210H95ZM118 210L120 213H122V212H124L125 210H127V211H125L124 213H122V215H120V214H118L117 215V213H119V212H117V211H115V210ZM131 209V210H130ZM217 209H218V211H217ZM223 209L224 211H228V209ZM54 210V211H53ZM60 210V211H59ZM69 210H71L72 211V213L71 212H69ZM113 210V211H112ZM141 210V211H140ZM172 210V211H171ZM182 210V211H183ZM188 210V209H187ZM194 210H192V212H190L189 211V216H190V213H192V217H189V216H187V215H185L184 216V211L181 213V215H183V216H179L177 219H181L182 220V218H183V220H188V221H190V220H193L194 218H195V216H194V214H195V212L193 213V211ZM199 210H200V212H199ZM163 211H161V212H163ZM170 211H171V213H170ZM176 211H178L177 213H175ZM252 213H254V214H251L250 215V213L251 212ZM262 211V212H261ZM12 215H14L15 213V216H11L9 213ZM54 212V213H53ZM75 214H74V213ZM115 212V213H114ZM117 212V213H116ZM185 212H187L188 213V211H185ZM250 212V213H249ZM6 213V214H5ZM56 213V214H55ZM114 213V214H113ZM126 213V214H125ZM129 213V214H128ZM164 213V214H165ZM177 215H175V214ZM186 213V214H187ZM215 213V214H214ZM64 214V215H63ZM112 216H111V215ZM133 214H134V216H133ZM5 215H7V217H5ZM65 215H67V216H65ZM110 215V216H109ZM126 215V216H125ZM174 215V216H173ZM219 215V214H218ZM256 216V218L254 217V216ZM257 215H258V217H257ZM262 215V216H261ZM1 216H0V220H1ZM20 216V217H19ZM22 216V217H21ZM61 216H63V217H61ZM109 216V217H108ZM116 216H120V217H117V219H116ZM124 216L126 217V218H124ZM170 216V215H169ZM176 216V217H175ZM252 216V217H251ZM24 217H26V218H24ZM44 217V218H43ZM56 217V218H55ZM60 217V218H59ZM108 217V218H107ZM133 217V218H132ZM199 217V216H198ZM197 217V218H198ZM6 218V219H5ZM16 218V219H15ZM19 218V219H18ZM21 218V219H20ZM28 218V219H27ZM30 218V219H29ZM37 218L39 219L40 218V222L39 223H37L38 221H37ZM41 218H42V220H41ZM89 218V219H88ZM92 220H91V219ZM112 218V219H111ZM114 218V219H113ZM118 218H120L121 220H122V222L120 221V219H118ZM130 218H132V219H130ZM134 218V219H135ZM137 218H138V216H137ZM156 220H157V218L156 217H154ZM154 218L152 217V219L154 220ZM184 218H187V219H184ZM188 218H190V219H188ZM193 218V219H192ZM196 218V219H197ZM204 218V219H205ZM8 219H10V220H8ZM15 219V220H14ZM24 219V220H23ZM46 219H47V222H46ZM61 219H63V220H61ZM67 219V220H66ZM103 219H107V220H103ZM243 219V220H242ZM244 219H245V222H243L244 221ZM249 219H251V220H249ZM6 220V221H5ZM13 220V221H12ZM20 220V221H19ZM21 220H23V221H21ZM25 220H26V222H25ZM30 220H31V222H30ZM60 220V221H59ZM89 220V221H88ZM96 220V221H95ZM118 221L117 223H113V225H112V227H111V224H112V221H114V222H116V221ZM125 220V221H124ZM216 220V221H215ZM7 223V221H9L7 224L5 223V222ZM14 221H16V222H14ZM54 221V222H53ZM86 223H85V222ZM88 221V222H87ZM199 221H200V219H199ZM212 221V222H211ZM215 221V222H214ZM240 221V222H239ZM258 221V222H257ZM4 224H3V223ZM18 222V223H17ZM20 222H22V223H20ZM45 222V224H44V227H43V223ZM50 222H52L51 223V225H53V226H51V225H49V223ZM246 222H247V225H246ZM12 223V224H11ZM17 223V224H16ZM26 224V223H28L27 225H25V227L27 226L28 228H25V227H23V231H21V232H19V231H16V232H14V230H12L11 229V226L10 225H19L20 226V224ZM33 223H35V224H37V225H35V224H33ZM88 223H90V225L88 224ZM95 225H94V224ZM104 223V224H103ZM111 223V224H110ZM121 223V225L123 226H119V224ZM3 224V225H2ZM6 224V225H5ZM8 224H9V226H8ZM23 224V225H24ZM32 225L31 227H32V229H31V227H29V225ZM40 224V225H39ZM47 224L49 225V226H47ZM85 224V225H84ZM88 226H87V225ZM92 224H93V227H92ZM100 224L102 225V226H100ZM14 225V226H15ZM38 225H39V227H38ZM45 225L47 226V227H45ZM105 225H107V224H105ZM117 225V226H116ZM214 225H217V224H214ZM220 225V224H219ZM218 225V226H219ZM2 226H3V228L4 227H6V226H8L12 231H10L9 230V228L7 229V227L6 228H4V229H7V230H9V232L8 231H5L3 228H2ZM35 226V227H34ZM85 226V227H84ZM87 226V227H86ZM90 226V227H89ZM95 226V227H94ZM108 226V225H107ZM125 226H127V227H125ZM232 226V227H233ZM35 228V230L34 231H32L34 228ZM89 227V228H88ZM116 227V228H115ZM30 228V229H29ZM50 228V229H49ZM55 228H56V230H55ZM75 228H77V230L75 229ZM82 228H83V230H82ZM87 228V229H86ZM94 228H97V229H94ZM105 228V231L103 232V229ZM219 228V229H218ZM36 229H38V230H36ZM73 229L76 231H73ZM84 229H86V230H84ZM93 229V230H92ZM175 229H176V232H177V234H175L176 232H174L175 231ZM246 229V230H245ZM3 230V231H2ZM55 230V231H54ZM79 230V231H78ZM80 230H82V234H81V232H80ZM88 230V231H87ZM31 231V232H30ZM36 231V232H35ZM41 231V232H40ZM51 231V232H50ZM72 231V232H71ZM115 231V232H116ZM206 231V233H207V231H209L210 232V235H207V234H209V233H204ZM8 232V233H7ZM12 232H14V233H12ZM19 232V233H18ZM39 232V233H38ZM57 234H56V233ZM77 232H79V233H77ZM7 233V234H6ZM18 233V234H17ZM43 233V234H42ZM54 233V234H53ZM72 233H74V234H72ZM92 233V234H91ZM104 233V234H103ZM106 233H108V234H106ZM216 234V236H215V234ZM237 233V234H236ZM35 234V235H34ZM72 234V236H70ZM116 234V233H115ZM169 234V235H168ZM203 234H206V235H203ZM222 234V233H221ZM46 235H48L47 237H46ZM51 235V236H50ZM58 235V240H57V236ZM70 236L69 238L68 237H66V236ZM74 235V236H73ZM98 235H101V234H98ZM166 235V236H165ZM176 235V236H175ZM253 237H252V236ZM10 236V237H9ZM20 236H21V238H20ZM39 236V237H38ZM61 236V237H60ZM63 236V237H62ZM67 238L66 240H65V237ZM78 236V237H77ZM202 236H203V238H202ZM208 237V239H207V237ZM211 236H214V241L212 240V239H210L211 238ZM256 236H257V238H256ZM30 237V238H29ZM32 237V238H31ZM38 237V238H37ZM51 237V238H50ZM88 237H90V238H88ZM210 237V238H209ZM224 237L226 238V237H228V238H226V239H224ZM252 239H251V238ZM10 238V239H9ZM55 238H56V240H55ZM204 238H205V240H204ZM217 238V239H216ZM258 238H260V240L258 239ZM13 241H12V240ZM31 239V240H30ZM49 241H47V240ZM64 239V240H63ZM82 239V240H81ZM89 241H88V240ZM91 239H92V242H91ZM224 239V240H223ZM249 239H250V241H249ZM22 240V241H21ZM59 240H60V242H59ZM80 240V242H78ZM163 240L166 242H163ZM167 240L168 241H170V243H167ZM200 240H202V242L204 243L205 241H206V243H208V242H214V243H212V244H210L209 246H211V247H209L208 248V244H205V245H201V244H203ZM204 240V241H203ZM249 241L248 242V244L245 246L244 245V242H246V241ZM2 241V242H1ZM18 241V242H17ZM21 241V243H19ZM46 241V242H45ZM56 241H57V243H56ZM63 241H64V243H63ZM193 241V242H192ZM208 241V242H207ZM216 241V242H215ZM221 241V242H222ZM244 241V242H243ZM260 241V242H259ZM59 242V243H58ZM62 242V244H60ZM89 242H90V244H89ZM17 243V244H16ZM49 243H50V245H49ZM80 243V244H79ZM88 243V244H87ZM175 243H178L179 245H180V247H181V245H182V247L180 248L177 244H175ZM201 243V244H200ZM242 243H243V246H242ZM46 244H48L49 246H50V248H49V246L48 245H46ZM54 244H56V245H54ZM78 244V245H77ZM168 244V245H167ZM171 244H174L175 246H173V245H171ZM194 246H193V245ZM197 244H198V246H197ZM227 244V247L225 246ZM255 244V243H254ZM263 244V245H262ZM54 245V246H53ZM62 245V246H61ZM79 245H81V246H79ZM84 245V246H83ZM164 247L165 245H167V246H165V248H163L162 246ZM169 245H171V246H169ZM200 245H201V249H203L202 251H199V250H201L200 249ZM56 246V247H55ZM79 246V247H78ZM84 248H83V247ZM90 246V247H89ZM161 246V247H160ZM173 246V248L174 249H176L175 247H177L178 246V248L180 249H176V250H171V247ZM187 246H188V248L190 249V251L192 250V251H194V249H195V251L197 250V248H199L198 250H197V252H196V254L197 255H194L195 254V252H193L191 255L192 256H195V257H192V256H190V258H192L191 260L193 261H191L188 257L189 256H187V255H190L189 253H191L190 251H188V249H187ZM203 246V247H202ZM206 246H207V248H206ZM212 246L213 247H215L216 246V249L214 248V249H212ZM241 246H242V248H241ZM263 246V247H262ZM43 247V248H42ZM45 247V248H44ZM58 247L60 248V249H58ZM70 247V248H69ZM73 247V248H72ZM92 247H95L94 248V250H91V249H93ZM151 247V248H150ZM152 247H154V248H152ZM157 247H160V248H162V249H164V251L162 250V249H160V248H157ZM168 247H170V250H171V253H172V251H174L172 254H171V257H170V254L168 255L167 253H169L167 250H169V248ZM193 247V248H192ZM197 247V248H196ZM204 247L206 248V249H208V251L206 250V249H204ZM262 247V248H261ZM66 248V249H65ZM80 248L81 249H85V248H87V249H85L84 251L85 252H87L88 250H91V253H93V254H91V253H89L90 251H88L87 253H84V251H83V253L86 255V257L85 258H82L81 257V259L79 258L80 256H79V254L81 253V254H83L82 253V251L80 250ZM89 248V249H88ZM91 248V249H90ZM98 248V250H101V251H96L95 249H97ZM102 248V249H101ZM142 248V249H143ZM155 248H156V250H155ZM219 248V249H218ZM226 248V249H225ZM43 249V250H42ZM52 249V250H51ZM68 249V250H67ZM72 249V250H71ZM150 249V250H149ZM182 249V250H181ZM211 249L212 250H214V251H211ZM260 249H261V251H260ZM48 253V255L49 254H51V256H48L47 255V253H44L45 251ZM51 250V251H50ZM58 250V251H57ZM73 251V252H71V251ZM81 251L80 253H79V251ZM146 250V251H145ZM167 252H166V251ZM185 250H187V251H185ZM61 251V252H60ZM78 251V252H77ZM93 251V252H92ZM134 251V252H133ZM141 251H142V253H141ZM144 251V252H143ZM148 251V252H147ZM199 251V252H198ZM205 251L208 253V257L206 256V254H205ZM260 251V252H259ZM56 252V253H55ZM99 252H101V253H99ZM135 252H136V254H137V256H136V254H135ZM145 252H147V254L145 253ZM179 252V253H178ZM201 252V253H200ZM212 252V253H211ZM213 252H214V254H213ZM243 252V253H244ZM42 253V254H41ZM62 253H64V254H62ZM70 253V254H69ZM99 254V256L101 257V258H99V257H97V255ZM144 253H145V255L147 256L146 258H144L145 257V255H144ZM182 253V254H181ZM198 253H200V255H202V257L198 254ZM232 255H231V254ZM234 253V254H233ZM259 253V254H258ZM40 254H41V256H40ZM46 256H48V257H51V259L49 258L48 259V257L46 258V257H44L45 255ZM57 256H55V255ZM61 254V255H60ZM80 254V255H81ZM83 254V255H84ZM88 254V255H87ZM91 254V255H90ZM94 254H95V257H93L94 256ZM100 254H102V255H100ZM122 254V255H121ZM138 254H140V255H138ZM142 254H143V257H142ZM215 255L214 257H215V260H214V257L213 256H211V255ZM224 254V255H223ZM230 254V255H229ZM240 254V255H241ZM44 255V256H43ZM60 255V256H59ZM66 255V256H65ZM84 255V256H85ZM90 255V256H89ZM105 255V256H104ZM134 255V257H132L131 258V256H133ZM166 255H168V256H166ZM185 255H186V257L188 258V259H186V257H185ZM198 255H199V257H198ZM6 256H8V257H6ZM82 256V255H81ZM93 257L92 259L90 258V257ZM103 256V257H102ZM117 256V255H116ZM130 256V257H129ZM167 258H166V257ZM205 256L207 257V259L205 258ZM211 256V257H210ZM217 256V257H216ZM222 256V257H221ZM261 256H263V257H261ZM41 257V258H40ZM89 257V258H88ZM105 257V258H104ZM141 259H140V258ZM182 257V258H181ZM183 257H184V259H183ZM197 257L198 258H201L200 259V261H199V263L197 262L198 261V259H197ZM221 257V258H220ZM44 258L47 260H45V262H44ZM55 258V259H54ZM57 258V259H56ZM77 258L78 259H80V260H77ZM134 258V259H133ZM138 258H139V260H138ZM177 258H181L180 260L179 259H177ZM193 258L195 259V261L193 260ZM217 258V259H216ZM229 258V259H228ZM263 258V259H262ZM4 259V260H3ZM37 259H38V261H37ZM98 259V260H97ZM106 260V262H104L105 260ZM108 259V260H107ZM133 261H132V260ZM135 259H136V261H135ZM183 259V260H182ZM260 259H257V261L259 262V263H261V264H264L263 262L264 261H259ZM62 260L65 262V263H62ZM163 260H165L164 261V263H163ZM166 260H168V262H166ZM190 260V261H189ZM43 261V262H42ZM96 261V262H95ZM110 263H109V262ZM118 261H119V263H118ZM205 263H204V262ZM225 261V262H226ZM13 262V263H12ZM55 262V263H54ZM117 262V263H116ZM126 262V263H125ZM131 262H134V263H131ZM181 262V263H182ZM210 262V263H211ZM221 262H223V263H221ZM39 263V262H38ZM71 262L69 261L68 262V264H70ZM71 263V264H72ZM79 263H77V264H79ZM82 263H80V264H82ZM113 263H111V264H113ZM176 263V264H177ZM186 263V264H187ZM143 264V263H142ZM182 264H185V263H182Z\"/></svg>", "mask_w": 264, "mask_h": 264}, {"label": "bare ground", "instance_id": "bare-ground-1", "mask_svg": "<svg viewBox=\"0 0 264 264\" xmlns=\"http://www.w3.org/2000/svg\"><path fill=\"white\" fill-rule=\"evenodd\" d=\"M11 1V0H10ZM31 0H15V1H11V2H14V5H15V7H23V6H25V5H27L28 4V2H30ZM49 1V0H48ZM58 1V0H57ZM61 2H62V0H60ZM70 1V0H69ZM131 1V0H130ZM133 1V0H132ZM139 1V0H138ZM141 1H143V2H145L146 3V1H148V0H140V2ZM154 1V0H153ZM157 1V0H156ZM160 1V0H159ZM173 1V0H172ZM188 2H190L191 4H190V6L191 5H193L194 3V5H196V3H197V5L199 4V3H201L202 1L201 0H187ZM219 1H221V0H219ZM218 1V2H219ZM232 1V0H231ZM257 1H259V0H257ZM256 1V2H257ZM263 1V0H262ZM8 2V1H7ZM54 2V1H53ZM96 1L95 0H74V4H80V3H93V5L95 6V3ZM103 2V1H102ZM104 2L105 3H115L116 2V0H104ZM121 2V1H120ZM123 2V1H122ZM121 2V3H122ZM124 2H126V1H124ZM123 2V3H124ZM149 2H151V1H149ZM149 2L147 3V5L149 4ZM164 2V1H163ZM178 2H180V1H178ZM208 2H210V1H208ZM225 2H227V1H225ZM224 2V3H225ZM239 2V1H238ZM242 2H244V0L242 1ZM241 1H240V4L242 3ZM6 3V2H5ZM46 3V2H45ZM72 3V2H71ZM119 3V2H118ZM136 3H138V2H136ZM144 3V4H145ZM152 3V2H151ZM150 3V4H151ZM165 3V2H164ZM171 3V2H170ZM169 3V4H170ZM176 3V2H175ZM206 2H204V4H205ZM211 3H213V2H211ZM245 3V2H244ZM262 3V2H261ZM11 4H13V3H11ZM34 4V3H33ZM50 4V3H49ZM57 4H60V3H57ZM97 4V3H96ZM110 4V5H111ZM140 5H141V3H139ZM166 4V3H165ZM164 4V5H165ZM168 4V5H169ZM176 4H178V3H176ZM181 4V3H180ZM231 4H234L233 2H231ZM239 4V5H240ZM252 4V3H251ZM255 4V3H254ZM258 4V3H257ZM263 4H264V1H263ZM262 4V5H263ZM48 5V4H47ZM62 5V4H61ZM64 5V4H63ZM65 5H67V4H65ZM70 5V4H69ZM87 5V4H86ZM92 5V4H91ZM100 5V4H99ZM128 5H130V4H128ZM133 5V4H132ZM140 5H139V7H140ZM179 5V4H178ZM203 5V4H202ZM206 5V4H205ZM208 5V4H207ZM212 5V4H211ZM210 5V6H211ZM214 5V4H213ZM235 5V4H234ZM243 5V4H242ZM245 5V4H244ZM250 5V4H249ZM12 6V5H11ZM11 6L10 5H8V6H6V7H4L3 8V10H1L0 9V24H2V22L6 19V17L8 16V15H12V13L10 14L9 12H12V10L13 9H11ZM43 6H45V5H43ZM50 6V5H49ZM54 6V5H53ZM79 6V5H78ZM84 6V5H83ZM106 6V5H105ZM109 6V5H108ZM107 6V7H108ZM113 6V5H112ZM126 6V5H125ZM135 6V5H134ZM144 6H146V5H144ZM149 6V5H148ZM156 6V5H155ZM161 6H163V5H161ZM170 6V5H169ZM175 6V5H174ZM173 6V7H174ZM189 6V5H188ZM209 6V5H208ZM219 6V5H218ZM226 6H227V4H226ZM28 7V6H27ZM52 7V6H51ZM59 7V6H58ZM138 7V6H137ZM136 7V8H137ZM141 7L143 8V6L141 5ZM150 7V6H149ZM152 7V6H151ZM154 7V6H153ZM158 7V6H157ZM194 7V6H193ZM199 7H200V5H199ZM239 7H242V6H239ZM24 8V7H23ZM22 8V9H23ZM38 8V7H37ZM40 8V7H39ZM46 8V7H45ZM62 8V7H61ZM60 8V9H61ZM69 8V7H68ZM89 8V7H88ZM92 8V7H91ZM94 8V7H93ZM135 8V7H134ZM141 8V9H142ZM159 8V7H158ZM168 8V7H167ZM171 8V7H170ZM176 8V7H175ZM185 8V7H184ZM198 8V7H197ZM196 8V9H197ZM225 8H227V7H225ZM233 8V7H232ZM236 8V7H235ZM74 9V8H73ZM118 9V8H117ZM141 9H139L140 11H141ZM146 9V8H145ZM165 9V8H164ZM163 9V10H164ZM178 9V8H177ZM187 9V8H186ZM189 9V8H188ZM191 9H192V7H191ZM210 9V8H209ZM215 9V8H214ZM220 9V8H219ZM222 9H223V7H222ZM229 9V8H228ZM239 9V8H238ZM10 10V11H9ZM16 10H17V8H16ZM36 10V9H35ZM62 10V9H61ZM65 10V9H64ZM95 10V9H94ZM111 10V9H110ZM137 10V9H136ZM148 10H149V8H148ZM159 10V9H158ZM172 10V9H171ZM180 10H181V8H180ZM184 10V9H183ZM199 10V9H198ZM197 10V11H198ZM202 10V9H201ZM218 10V9H217ZM230 10V9H229ZM232 10V9H231ZM233 10H234V8H233ZM6 11H9L8 12V14L6 13ZM19 11V10H18ZM56 11H58V10H56ZM67 11V10H66ZM89 11V10H88ZM97 13H98V11L97 10H95ZM102 11H104V9L102 10ZM112 12H114V10H111ZM120 11V10H119ZM135 11V10H134ZM142 11H143V9H142ZM166 11V10H165ZM190 11V10H189ZM205 11H207L206 9H205ZM208 11H210V10H208ZM236 11V10H235ZM22 12V11H21ZM30 12V11H29ZM28 12V13H29ZM35 12V11H34ZM49 12V11H48ZM52 12V11H51ZM69 12H70V10H69ZM92 12V11H91ZM95 12V13H96ZM116 12V11H115ZM124 12V11H123ZM136 12V11H135ZM139 12V11H138ZM157 12V11H156ZM172 12V11H171ZM176 12V11H175ZM182 12V11H181ZM203 12V11H202ZM201 12V14H203ZM211 12V11H210ZM213 12V11H212ZM220 12V11H219ZM228 12V11H227ZM237 12V11H236ZM235 12V13H236ZM241 12V11H240ZM257 12V11H256ZM255 12V13H256ZM14 13V12H13ZM43 13H45V10H44V12ZM120 13V12H119ZM159 13V12H158ZM164 13V12H163ZM162 13V14H163ZM165 13H167V12H165ZM174 13V12H173ZM186 13V12H185ZM187 13H188V11H187ZM192 13V12H191ZM232 13H234L233 11H232ZM238 13V12H237ZM259 13H261V11L259 12ZM24 14V13H23ZM41 14H42V12L40 13V15H38L39 17L41 16ZM52 14V13H51ZM62 14V13H61ZM73 14V13H72ZM83 14V13H82ZM85 14V13H84ZM108 14H109V12H108ZM135 14H138V13H135ZM134 13L133 14H131V15H134V16H136ZM140 14V13H139ZM139 14H138V16H139ZM142 14V13H141ZM146 14V13H145ZM153 14V13H152ZM169 13H167V15H168ZM197 14H198V12H197ZM208 14V13H207ZM217 14H219L218 12H217ZM241 14V13H240ZM248 14V13H247ZM17 15V14H16ZM29 15V14H28ZM48 15V14H47ZM58 15V14H57ZM63 15V14H62ZM95 15H97V14H95ZM106 15V14H105ZM116 16H117V14H115ZM128 15V14H127ZM178 15V14H177ZM176 15V16H177ZM199 15H200V13H199ZM198 15V16H199ZM204 15V14H203ZM212 15V14H211ZM214 15H216V12H215V14ZM227 15V14H226ZM229 15V14H228ZM234 15V14H233ZM236 15V14H235ZM243 15H245V14H243ZM257 15H259L258 13L256 14V16ZM22 15H20V17H21ZM25 16H26V14H25ZM30 16H32L33 17V15H30ZM37 16V17H38ZM45 16H46V14H45ZM88 16V15H87ZM89 16H90V14H89ZM109 16V15H108ZM137 16V17H138ZM142 17H143V15H141ZM145 16V15H144ZM150 16V15H149ZM174 16V15H173ZM172 16V17H173ZM208 16H209V14H208ZM208 16H206V17H208ZM218 16V15H217ZM231 16V15H230ZM247 16V15H246ZM246 16H244V18L246 17ZM42 17V16H41ZM44 17V16H43ZM82 17V16H81ZM98 17V16H97ZM100 17V16H99ZM101 17H103V16H101ZM107 17V16H106ZM110 17V16H109ZM120 17V16H119ZM130 17V16H129ZM133 17V16H132ZM155 17V16H154ZM159 17V16H158ZM162 17V16H161ZM167 17V16H166ZM169 17H171V16H169ZM204 17H205V15H204ZM212 17H214V16H212ZM12 18V17H11ZM15 18V17H14ZM19 18V17H18ZM27 18V17H26ZM44 18H46V17H44ZM64 18H65V16H64ZM88 18V17H87ZM122 18V17H121ZM145 18H146V16H145ZM215 18V17H214ZM217 19L219 18V17H216ZM221 18V17H220ZM219 18V19H220ZM223 18V17H222ZM225 18V17H224ZM232 18V17H231ZM233 18H235V17H233ZM237 18V17H236ZM29 19V18H28ZM34 19V18H33ZM52 19H54V18H52ZM76 19V18H75ZM89 19H91V18H89ZM108 19V18H107ZM137 19V18H136ZM150 19V18H149ZM173 19V18H172ZM197 18H195L194 20H196ZM209 19V18H208ZM216 19V20H217ZM230 19V18H229ZM229 19H228V21H229ZM238 19H239V17H238ZM238 19H237V21H238ZM70 20V19H69ZM113 20H114V18H113ZM112 20V21H113ZM129 20V19H128ZM128 20H126V21H128ZM132 19H130V22L129 23H131L132 21H134V18H133V20L131 21ZM147 20H148V18H147ZM178 20V19H177ZM193 20V21H194ZM234 19H232L231 21H233ZM30 21V20H29ZM48 21V20H47ZM55 21V20H54ZM82 21V20H81ZM80 21V22H81ZM86 21V20H85ZM88 21V20H87ZM93 21H94V19H93ZM104 21V20H103ZM136 21V20H135ZM138 21V20H137ZM136 21V23H138ZM213 21V20H212ZM223 21V20H222ZM224 21H227V20H224ZM227 21V22H228ZM236 21V22H237ZM242 20H240V22H241ZM245 21V20H244ZM67 22V21H66ZM71 22V21H70ZM77 22V21H76ZM83 22V21H82ZM81 22V23H82ZM90 22V21H89ZM98 22V21H97ZM114 22V21H113ZM144 22V21H143ZM152 22V21H151ZM195 22V21H194ZM198 22V21H197ZM216 22V21H215ZM217 22H218V20H217ZM227 22H225V24L227 23ZM19 23V22H18ZM22 23V22H21ZM24 23V22H23ZM33 23V22H32ZM51 23V22H50ZM69 23V22H68ZM101 23V22H100ZM103 23V22H102ZM106 23H107V21H106ZM109 23V22H108ZM135 22H133V24H134ZM141 23V22H140ZM172 23V22H171ZM174 23H175V21H174ZM196 23V22H195ZM201 22H199V24H200ZM203 24L205 23V22H202ZM210 23V22H209ZM221 23V22H220ZM232 24V22H229V24ZM237 23H239V22H237ZM244 23V22H243ZM245 23H247V22H245ZM244 23V24H245ZM13 24H14V22H13ZM29 24V23H28ZM66 24V23H65ZM98 24H99V22H98ZM110 24H111V22H110ZM123 24V23H122ZM132 24V23H131ZM143 24V23H142ZM187 24H188V22H187ZM193 24V23H192ZM207 24V23H206ZM222 24L224 25V23L222 22ZM236 24V23H235ZM242 24V23H241ZM10 25V24H9ZM21 25V24H20ZM26 25V24H25ZM43 25V24H42ZM70 25V24H69ZM75 25V24H74ZM95 25H97V24H95ZM105 25H107V24H105ZM109 25V24H108ZM145 25H146V23H145ZM144 25V26H145ZM148 25V24H147ZM152 25V24H151ZM155 24H153V26H154ZM190 25H191V23H190ZM189 25V26H190ZM196 25V24H195ZM201 25V24H200ZM214 25V24H213ZM238 25V24H237ZM3 26V25H2ZM2 26H0L1 28H0V33H2V32H7L8 34H6L5 33V35L10 39V40H12V41H26V40H29V41H31V40H38V38H45V37H47V35H49L50 33H52L53 31L55 32V30L56 29H49V26L47 25V26H42L41 28L42 29H40V27H39V29H36V30H34V29H32L31 27V29L33 30V32H32V34H30V35H25L24 33H25V31H26V33H27V30L29 29V27L28 28H22L23 30H24V33H22V31L23 30H20L21 31V33L20 34H18V33H15L14 32V29L16 30L17 28H14L13 29V31H11V29L13 28H11L10 29V31L9 30H7L6 28L3 30L2 29ZM6 26V25H5ZM4 26V27H5ZM14 26V25H13ZM81 26V25H80ZM83 26V25H82ZM126 26H128V22H127V24H125L124 25V27H126ZM131 26V25H130ZM137 26V25H136ZM155 26H157V25H155ZM199 26V25H198ZM209 26V25H208ZM221 27V25H219L218 24V27ZM234 26V25H233ZM244 26V25H243ZM9 27V26H8ZM21 27V26H20ZM22 27H24V26H22ZM56 27H58V26H56ZM96 27V26H95ZM129 27V26H128ZM191 27H193V26H191ZM227 27V25L226 26H224V28H226ZM230 26H228L227 28H229ZM76 28V27H75ZM87 28H88V26H87ZM110 28H111V26H110ZM122 28H123V26H122ZM121 27H120V29H122ZM159 27H157V29H158ZM162 28V27H161ZM199 28V27H198ZM206 28H208V27H206ZM211 28H214V27H211ZM226 28V29H227ZM21 29V28H20ZM31 29H29L30 31H31ZM69 29V28H68ZM89 29V28H88ZM99 29V28H98ZM124 29V28H123ZM147 29V28H146ZM164 29V28H163ZM162 29V31H164ZM175 29V28H174ZM186 29V28H185ZM202 29V28H201ZM205 29V28H204ZM221 29L222 28H220V31H221ZM230 29H231V27H230ZM101 30V29H100ZM107 30V29H106ZM116 30V29H115ZM119 30V29H118ZM143 30V29H142ZM149 30V29H148ZM152 30V29H151ZM165 30H166V28H165ZM214 30H215V28H214ZM214 30H212L213 32H214ZM216 30H217V27H216ZM224 31H225V29H223ZM76 31V30H75ZM98 31V30H97ZM96 31V32H97ZM101 31H104V30H101ZM121 31V30H120ZM144 31V30H143ZM157 31V30H156ZM159 31V30H158ZM172 31H174V30H172ZM185 31V30H184ZM203 31V30H202ZM220 31L218 32V31H216V33L218 32L219 33V35H220ZM67 32V31H66ZM73 32V31H72ZM72 32H71V34H72ZM78 32V31H77ZM111 32H113L114 33V31H111ZM119 32V31H118ZM131 32V31H130ZM207 32V31H206ZM68 33H70L69 31H68ZM67 33V34H68ZM85 33V32H84ZM107 33V32H106ZM105 33V34H106ZM136 33V32H135ZM193 33V32H192ZM210 33H212V32H210ZM217 33V34H218ZM223 33V32H222ZM221 33V34H222ZM224 33H226V32H224ZM246 33V32H245ZM55 34V33H54ZM70 34V35H71ZM78 34H79V32H78ZM77 34V35H78ZM80 34H82V32L80 33ZM87 34H88V32H87ZM90 34V33H89ZM101 34V33H100ZM111 34V33H110ZM127 34V33H126ZM141 34V33H140ZM147 34V33H146ZM167 34H168V32H167ZM174 34H177V33H174ZM194 34V33H193ZM206 34H208V33H206ZM214 34V33H213ZM229 34V33H228ZM247 34H249V33H247ZM53 35V34H52ZM60 35V34H59ZM62 35V34H61ZM72 35H74L75 36V33H73ZM76 35V36H77ZM84 35V34H83ZM90 35H92V33L90 34ZM89 35V36H90ZM98 35V34H97ZM128 35V34H127ZM156 35V34H155ZM158 35V34H157ZM209 35V34H208ZM211 35V34H210ZM235 35V34H234ZM246 35V34H245ZM0 36H1V34H0ZM75 36V37H76ZM88 36V35H87ZM96 36V35H95ZM117 35H115V37H116ZM176 36V35H175ZM191 36V35H190ZM197 36V35H196ZM217 36V35H216ZM231 36V35H230ZM252 36V35H251ZM70 37V36H69ZM73 36H71V38H72ZM108 37H109V35H108ZM136 37V36H135ZM141 37V36H140ZM143 37H146V36H143ZM152 37H153V35H152ZM151 37V38H152ZM164 37V36H163ZM177 37V36H176ZM181 37V36H180ZM211 37H213V36H211ZM246 37V36H245ZM263 37V36H262ZM51 38V37H50ZM65 38V37H64ZM71 38H69L70 40H71ZM78 38H80V37H78ZM83 38V37H82ZM81 38V39H82ZM112 38V37H111ZM128 38V37H127ZM133 38V37H132ZM137 38V37H136ZM161 38V37H160ZM227 38V37H226ZM228 38H229V36H228ZM255 38V37H254ZM253 38V39H254ZM257 38V37H256ZM42 39V40H43ZM57 39V38H56ZM67 39V38H66ZM77 39V38H76ZM88 39H91V38H88ZM103 39V38H102ZM123 39V38H122ZM140 39V38H139ZM186 39H187V37H186ZM223 39V38H222ZM262 39V38H261ZM45 40V39H44ZM47 40V39H46ZM52 40V39H51ZM50 40V41H51ZM94 40V39H93ZM136 40V39H135ZM147 40V39H146ZM154 40V39H153ZM152 40V41H153ZM248 40V39H247ZM1 41V40H0ZM40 41V40H39ZM69 41V40H68ZM71 41H73V40H71ZM82 41V40H81ZM90 41V40H89ZM151 41V40H150ZM162 41H163V39H162ZM178 41V40H177ZM221 41V40H220ZM250 41H253V40H250ZM18 42V43H19ZM28 42V41H27ZM55 43H56V41H54ZM60 42V41H59ZM63 42V41H62ZM76 42H78L77 40H76ZM83 42V41H82ZM131 42V41H130ZM158 42H160V41H158ZM191 42H192V40H191ZM224 42V41H223ZM245 42V41H244ZM257 42V41H256ZM1 43V42H0ZM5 43V42H4ZM3 43V44H4ZM9 43V42H8ZM22 43V42H21ZM21 43H19V44H21ZM24 43V42H23ZM30 43V42H29ZM35 43V42H34ZM40 43V42H39ZM88 43V42H87ZM139 43V42H138ZM189 43V42H188ZM242 43V42H241ZM261 43V42H260ZM46 44V43H45ZM50 44V43H49ZM48 44V46H50ZM60 44V43H59ZM123 44V43H122ZM126 44V43H125ZM168 44V43H167ZM170 44V43H169ZM175 44V43H174ZM220 44V43H219ZM230 44V43H229ZM237 44V43H236ZM254 44V43H253ZM256 44V43H255ZM8 45V44H7ZM26 45V44H25ZM36 45V44H35ZM54 45V44H53ZM77 45V44H76ZM82 45V44H81ZM80 45V46H81ZM90 45V44H89ZM100 45V44H99ZM109 45V44H108ZM115 45V44H114ZM113 45V46H114ZM124 45V44H123ZM135 45V44H134ZM134 45H132V46H134ZM153 45V44H152ZM264 45V44H263ZM11 46V45H10ZM20 46V45H19ZM27 47H28V45H26ZM30 46V45H29ZM40 46V45H39ZM42 46H43V44H42ZM47 46V45H46ZM95 46V45H94ZM167 46V45H166ZM190 46V45H189ZM198 46V45H197ZM233 46V45H232ZM255 46V45H254ZM51 47H52V45H51ZM60 47V46H59ZM63 47V46H62ZM75 47V46H74ZM97 47V46H96ZM136 47V46H135ZM150 47V46H149ZM159 47H161V46H159ZM193 47H195V46H193ZM201 47H203L204 48V46H201ZM210 47V46H209ZM219 47V46H218ZM223 47V46H222ZM251 47V46H250ZM20 48V47H19ZM22 48V47H21ZM35 48V47H34ZM41 48H43V47H41ZM70 48V47H69ZM78 48H79V45H78V47H76V49L78 50ZM91 48V47H90ZM104 48V47H103ZM115 48H117V46H115ZM165 48V47H164ZM167 48V47H166ZM165 48V49H166ZM216 48L217 47H215V50H216ZM233 48V47H232ZM237 48V47H236ZM7 49H9V48H7ZM92 49V48H91ZM112 49V48H111ZM122 49V48H121ZM168 49H170V48H168ZM173 49V48H172ZM193 49V48H192ZM195 49V48H194ZM237 49H239V48H237ZM254 49V48H253ZM252 49V50H253ZM44 50V49H43ZM74 50V49H73ZM86 50V49H85ZM120 50V48L117 50L116 49V51H119ZM124 50V49H123ZM127 50H129V49H127ZM183 50V49H182ZM186 50V49H185ZM196 50V49H195ZM199 50V49H198ZM207 50V49H206ZM213 50V49H212ZM222 50V49H221ZM226 50V49H225ZM230 50V49H229ZM243 50V49H242ZM249 51H250V49H248ZM255 50V49H254ZM253 50V51H254ZM257 50V49H256ZM18 51V50H17ZM21 51V50H20ZM25 51H27V50H25ZM51 50H49V52H50ZM65 51H67V50H65ZM91 51V50H90ZM92 51H93V49H92ZM95 51V50H94ZM113 51V50H112ZM111 51V52H112ZM121 51V50H120ZM156 51V50H155ZM172 51V50H171ZM177 51H179V50H177ZM188 51V50H187ZM210 51H211V49H210ZM233 51V50H232ZM234 51H236V49L234 50ZM262 51V50H261ZM47 52V51H46ZM62 52V51H61ZM83 52V51H82ZM96 52V51H95ZM108 52V51H107ZM107 52L105 53V54H107ZM122 52V51H121ZM183 52V51H182ZM186 52V51H185ZM190 52V51H189ZM204 52V51H203ZM206 52V51H205ZM204 52V53H205ZM219 52V51H218ZM217 52V53H218ZM223 52H224V48H223ZM223 52H221L224 56H225V54L223 53ZM237 52V51H236ZM235 52V53H236ZM257 52V51H256ZM259 52V51H258ZM30 53H32V52H30ZM38 53V55H40L39 54V52H37ZM41 53V52H40ZM64 53V52H63ZM62 53V54H63ZM74 53V52H73ZM85 53V51L83 52V54ZM90 53V52H89ZM98 53H99V51H98ZM112 53H114V52H112ZM117 53H119V52H117ZM123 53V52H122ZM126 53V52H125ZM131 53V52H130ZM139 53V52H138ZM178 53V52H177ZM203 53V54H204ZM208 53V52H207ZM206 53V54H207ZM210 53V52H209ZM244 52H242V54H243ZM261 53V52H260ZM264 53V52H263ZM10 54V53H9ZM15 54V53H14ZM13 53H12V55H14ZM19 55H20V53H18ZM27 54H29V53H27ZM27 54H25V53H21V56L19 57V61L20 60H22V61H24L25 60V62H26V60H27ZM42 54H43V52H42ZM49 54H51V53H49ZM81 55H82V53H80ZM96 54V53H95ZM103 54H104V52H103ZM111 54V53H110ZM110 54H109V57H110ZM132 54V53H131ZM134 54L136 55L137 53H135L134 52ZM154 54V53H153ZM152 54V55H153ZM166 53H164V55H165ZM179 54H181V52H179ZM184 54V53H183ZM187 54V53H186ZM185 54V55H186ZM212 54V53H211ZM230 54V53H229ZM241 54V53H240ZM240 54H239V56H240ZM253 54V53H252ZM255 54V53H254ZM253 54V55H254ZM7 55V54H6ZM18 55V56H19ZM32 55H33V53H32ZM36 55V53H34V56ZM38 55H36V56H38ZM46 55V54H45ZM68 55V54H67ZM69 55H71V54H69ZM73 55H75V54H73ZM77 55H79V53L77 52ZM85 55V54H84ZM90 55V54H89ZM112 55V54H111ZM121 56L123 55V54H120ZM129 55V54H128ZM127 55V56H128ZM134 55V56H135ZM142 55V54H141ZM147 55H149V54H147ZM161 55V54H160ZM171 55H173V53L171 54ZM174 55H175V53H174ZM195 55V54H194ZM209 55V54H208ZM215 55H216V53H215ZM227 55V54H226ZM29 56H31V55H29ZM41 56H44V55H41ZM62 56V55H61ZM60 56V57H61ZM88 56V55H87ZM90 56H92V55H90ZM107 56V55H106ZM105 56V57H106ZM114 56V55H113ZM126 56V55H125ZM124 56V57H125ZM131 56V55H130ZM133 56V57H134ZM156 56V55H155ZM162 56V55H161ZM180 56V55H179ZM187 56H188V54H187ZM205 56H207V55H205ZM211 56V55H210ZM219 56V55H218ZM227 56H229V55H227ZM233 56V55H232ZM238 56V55H237ZM247 56V55H246ZM250 56V55H249ZM6 57H8V56H6ZM15 57V56H14ZM13 57V58H14ZM55 57V56H54ZM64 57V56H63ZM62 57V58H63ZM74 57V56H73ZM79 57H81V56H79ZM83 57V56H82ZM82 57H81V59H82ZM85 57V56H84ZM89 57V56H88ZM104 56H102V58H103ZM112 57V56H111ZM117 57V56H116ZM115 57V58H116ZM123 57V56H122ZM129 57V56H128ZM133 57H132V59H133ZM143 57V56H142ZM153 57V56H152ZM166 57V56H165ZM165 57H164V59H165ZM168 57H170V56H168ZM174 57V56H173ZM196 57V56H195ZM199 57V56H198ZM203 57V56H202ZM216 57V56H215ZM220 57H222L223 58V56H220ZM233 57H236L235 55L233 56ZM232 57V58H233ZM254 57V56H253ZM260 57V59L261 60H256L255 59V65L256 66H258L257 67V70H258V72L254 69V73H253V75L251 74V72H250V74H247L248 73V65L249 66H251L250 64H249V61H245L247 64L246 65H244L245 64V62L243 63V60L242 61H240V65H241V63L244 65H242V67H241V69H242V71H243V69H244V71H245V69H246V67H247V69H246V71H247V73H245V75H243V73H244V71H243V73H240L239 74V77H238V79L236 78L237 76H235V78H236V81H239L240 82V80H242V82H245L246 84H243V83H241L240 82V84H243V87H244V85H245V87H247V88H249V90H251V88L250 87H252L254 84H256L255 83V81H258V82H260V83H262V76H263V79H264V59L262 60V58H261V55L259 56ZM3 58H5V57H3ZM11 58V57H10ZM30 58V57H29ZM41 58V57H40ZM65 58V57H64ZM67 58V57H66ZM70 58V57H69ZM95 58V57H94ZM118 58V57H117ZM116 58V59H117ZM125 58H127V57H125ZM147 57H145V58H143L144 60L146 59ZM150 58V57H149ZM163 58V57H162ZM184 58V57H183ZM194 58V57H193ZM197 58V57H196ZM204 58V57H203ZM202 58V59H203ZM217 58V57H216ZM229 58V57H228ZM241 58V56L239 57V59ZM248 58V57H247ZM264 58V57H263ZM2 59V58H1ZM0 59V61H3V59L1 60ZM6 59V58H5ZM15 59H17V58H14V61H15ZM32 59V58H31ZM51 59V58H50ZM52 59H53V57H52ZM68 59V58H67ZM71 59H73V58H71ZM85 59H86V57H85ZM91 59V58H90ZM100 59V58H99ZM104 59V58H103ZM103 59H100V61L101 60H103ZM107 59V58H106ZM105 59V60H106ZM110 59H113L114 60V57L113 58H110ZM130 59V58H129ZM177 59H178V57H177ZM176 59V60H177ZM179 59H181V58H179ZM178 59V60H179ZM192 59V58H191ZM190 59V60H191ZM207 59V58H206ZM206 59H205V61H206ZM210 59V58H209ZM225 59V58H224ZM231 59V58H230ZM230 59H228V60H230ZM237 59V58H236ZM235 59V60H236ZM238 59V60H239ZM241 59H243V58H241ZM9 60V59H8ZM13 60V59H12ZM34 60V59H33ZM32 60V61H33ZM37 60V59H36ZM95 60H97L98 62H99V64H100V61L98 60V59H96L95 58ZM108 60H109V58H108ZM118 60V59H117ZM123 60V59H122ZM131 60V59H130ZM139 60H140V58H139ZM142 60V59H141ZM159 60V59H158ZM174 60V59H173ZM172 60V61H173ZM188 60V59H187ZM195 60V59H194ZM200 60V59H199ZM204 60V59H203ZM208 60V59H207ZM219 60V59H218ZM223 60V59H222ZM226 60V59H225ZM228 60H226V61H228ZM233 60V59H232ZM28 62H30V60H27ZM59 61V60H58ZM69 61V60H68ZM76 60L74 59V61H71V62H75ZM90 61V60H89ZM110 61V60H109ZM118 61H120V56H119V60ZM127 61V60H126ZM137 61V60H136ZM135 61V62H136ZM166 61H167V59H166ZM169 61V60H168ZM184 61V60H183ZM189 61V60H188ZM192 61H193V59H192ZM221 61V60H220ZM226 61H222V62H226ZM231 61V60H230ZM17 62V61H16ZM35 62V61H34ZM42 62H44V60L42 61ZM47 62V61H46ZM50 62V61H49ZM77 62V61H76ZM84 62V61H83ZM112 62V61H111ZM110 62V63H111ZM128 62V61H127ZM133 62V61H132ZM141 61H139V63H140ZM159 62V61H158ZM174 62V61H173ZM173 62H171L170 61V63L172 64ZM212 62V61H211ZM218 62V61H217ZM216 62V63H217ZM221 62V63H222ZM2 63V62H1ZM24 63V62H23ZM31 63V62H30ZM59 63V62H58ZM78 63H80V62H78ZM90 63H92V60H91V62ZM107 63H109L108 61H107ZM137 63V62H136ZM142 63V62H141ZM160 63V62H159ZM175 63V62H174ZM180 63V62H179ZM179 63L177 62V64L179 65ZM194 63H197V62H194ZM194 63H190V66H192L193 67V65H191V64H194ZM207 63H209V62H207ZM206 63V64H207ZM215 63V64H216ZM227 63V62H226ZM230 63H232V62H230ZM9 64V63H8ZM37 64V63H36ZM69 64V63H68ZM67 64V65H68ZM73 64V63H72ZM76 64V63H75ZM74 64V65H75ZM84 64H86V63H84ZM102 65H103V61H102V63H101ZM106 64V63H105ZM119 64V63H118ZM129 64H130V62L129 63H127V67H129ZM138 64V63H137ZM164 64V63H163ZM176 64V63H175ZM182 64V63H181ZM181 64H180V66H181ZM198 64V63H197ZM228 64H229V62H228ZM233 64V63H232ZM252 64H253V62H252ZM1 65V64H0ZM4 65V64H3ZM20 65H21V63H20ZM41 65V64H40ZM50 65H51V63H50ZM64 65V64H63ZM79 65V64H78ZM81 65V64H80ZM82 65H83V63H82ZM92 65V64H91ZM98 65V64H97ZM101 65V66H102ZM131 65V64H130ZM139 65V64H138ZM142 65V64H141ZM155 65H156V63H155ZM165 65H168V64H165ZM164 65V66H165ZM174 65V64H173ZM218 65V64H217ZM231 65V64H230ZM239 65V64H238ZM23 66V65H22ZM26 66V65H25ZM48 66V65H47ZM54 65H52L51 67H53ZM76 66V65H75ZM88 66V65H87ZM87 66H85V67H87ZM95 66V65H94ZM99 66V65H98ZM110 66V65H109ZM122 66V65H121ZM120 66V67H121ZM132 66V65H131ZM131 66H130V68H131ZM179 66V67H180ZM183 66V65H182ZM201 66H202V64H201ZM219 66V65H218ZM232 66V65H231ZM246 66V67H245ZM5 67H6V65H5ZM34 67V66H33ZM41 67H42V65H41ZM65 67V66H64ZM69 67V66H68ZM97 67V66H96ZM115 67V66H114ZM119 67V66H118ZM145 67V66H144ZM154 67V66H153ZM163 67V66H162ZM173 67V66H172ZM175 67V66H174ZM177 67V66H176ZM188 67V66H187ZM195 67H196V65H195ZM204 66H202V69H204L203 68ZM210 67V66H209ZM216 67V66H215ZM219 67H222V65H220ZM235 67V66H234ZM239 67V68H240ZM26 68H27V66H26ZM25 68V71L27 70ZM44 68V67H43ZM47 68H49V67H47ZM109 67H107V69H108ZM136 68V67H135ZM140 68V67H139ZM142 68V67H141ZM152 68V67H151ZM156 68V67H155ZM159 68H161V67H159ZM158 68V69H159ZM178 68V67H177ZM177 68L175 69L176 71L174 72V71H171V70H173L174 68H172L170 71H171V74L168 72V69H166L167 70V72L169 73V75H172L173 77H174V74H176V72H178L177 71ZM183 68V67H182ZM182 68L180 67V69L182 70ZM206 68V67H205ZM213 69H214V67H212ZM212 68H210V69H212ZM12 69V68H11ZM18 69V68H17ZM17 69H16V71H17ZM29 69V68H28ZM51 69V68H50ZM49 69V70H50ZM53 69V68H52ZM51 69V70H52ZM62 69V68H61ZM70 69V68H69ZM100 68H98V70H99ZM103 69V68H102ZM137 69V68H136ZM162 69V68H161ZM161 69H159V70H161ZM170 69V68H169ZM185 69V68H184ZM183 69V70H184ZM202 69H200L199 71H198V73H200V74H202V73H205L206 71L204 70V72H200ZM208 68H206V70H207ZM210 70L211 71V73L210 74H212V75H210V76H216L215 74H219L218 72H219V70L218 69H216L215 71H216V73H215V71L214 70ZM222 70H220V71H224V72H226L225 73V75L228 73V72H231L230 71V68H229V71L227 72V70L225 71V69H226V67H225V69H223V68H221ZM231 69H232V67H231ZM235 71H233V72H235V74L237 75V72L236 71H240L241 69H239V70H237V68L235 67ZM1 70H2V68H1ZM6 70V69H5ZM23 70V72H24V69H22ZM46 70V69H45ZM81 70V69H80ZM85 70V69H84ZM96 71H97V69H95ZM105 70V69H104ZM127 70V69H126ZM135 70V69H134ZM150 70L151 69H149V71H147V72H150ZM153 70H155V69H153ZM157 70V69H156ZM179 70V69H178ZM181 70H179V71H181ZM182 70V71H183ZM197 70V69H196ZM217 70H218V72H217ZM11 71V70H10ZM47 71H48V69H47ZM61 71V70H60ZM64 71V70H63ZM67 71V70H66ZM72 71V70H71ZM109 71H110V69H109ZM132 71V70H131ZM145 71V70H144ZM162 71V70H161ZM163 71H165L164 69H163ZM181 71V77H183L184 76V74L186 75V77L184 76V78L181 80V79H176V80H178V81H180L179 83H178V81H176V83L175 84H178V85H181V86H179L180 88H177L176 89V86L173 84V86H175V88L174 87H172V89L171 88H168L169 90H171V91H169L168 92V89H166L167 90V92H165V94L163 93V88L164 87H170V85H172V83L171 84H168V83H170L171 82V80H168V83H167V86H165L166 85V83H164L165 85H163V82H162V80H161V78H163V77H161L160 78V80H161V85H163L162 87H160L161 88V90H162V92L161 93H159L158 91H160V90H158L159 89V87H156L154 84H157L158 83V81L157 82H155V83H153V85H154V87H152L153 85H151L152 83H150L149 82V80L146 78V76H145V79L146 80H148V84L150 83V85H147V86H150L149 88L145 85L146 83H142V84H144L143 85V90H144V88L145 89H149V90H140L139 89V91H133L134 93H132L131 91L129 92H127L126 91V93H127V95H126V93H125V97H124V90L122 91V90H119L118 88L120 87V85L119 84H117L116 82V84L117 85H114V82H113V85L114 86H112L111 84V86H112V89L109 87V90L108 91H106V90H104V91H102V95H97V93L96 94H93V95H90L91 93V91L90 92H87V91H89L90 89L91 90H93L92 88H89V90L88 89H86L85 88V91L83 92V94L84 93H86V94H84L85 96H84V98L83 99H87L86 101H90L91 102V104H92V101L94 102L96 99L97 100H100L99 101V105L96 103V105H98V112H96L97 113V115L95 114V112H94V114H95V117L96 118H94V117H92L91 116V118L92 119H89V117L86 119V121L84 120V121H82V122H79V123H77L76 124V126L74 127V128H72L73 130L71 131V129H70V131L71 132H69V133H64L65 131L67 132L69 129L68 128H70V127H68V128H66L67 130H64L63 131V133L65 134V136H62L61 135V137L62 138H60L59 136V134H62V130H61V132L59 133V132H57L58 130H56V132L58 133V136L57 137H59V138H57L56 137V135H57V133L56 132H54V136H55V140H60V141H63V142H65V144L66 143H68L69 145H68V147H66L65 145V147L62 149V151H61V155L60 154H57V157H58V159L59 160H61V161H63L62 163L63 164H72L73 162H75V160L77 159L78 160V156H81V154L82 153H84V149L86 150L87 149V151H88V149H89V152H88V154H87V152H86V155H89V157H87L86 159H85V161L83 162V163H78L80 160H78V161H76L78 164H76V162H75V164H73L72 165V168H70V165H67V168H68V166H69V168L72 170V171H70V169L66 172V170H65V174H66V176L70 179V181H71V179L73 180L74 179V181H76L77 179H79V177L83 174L82 172H84L85 173V171H90V170H92V168L93 169H95V167L97 166L98 167V165H97V162L98 163H100L99 161L100 160H102L101 158H100V156L98 157V150L100 149V152H101V148H98V147H100L101 146V143L102 144H106L107 142H109L108 140H107V142L105 143H103V141H104V139H105V137H104V139L102 140V142L100 141L101 139L100 138H98L97 140L99 141H97V142H95L96 141V139H95V137L94 136H97L99 133L98 132H96V134L94 135V133H93V138H94V141H93V139H91L90 137L92 136V135H90L92 132H94L93 131V129H95V130H100V129H103L104 131V133H102V134H104V135H109L110 137H109V139L111 138V139H113V140H110V141H113V142H115V137L117 136V134H118V136H120L121 134L120 133H117L116 134V131H120V130H122V128L123 129H125L127 126L126 125H128L127 124V121L129 120V118L130 117H134V118H136L137 120H139V121H141V123L142 122H144V123H142V124H145V122L147 121H149V119L151 120V119H153L154 117H156V116H154L155 114H162V115H158V116H163L164 115V119L166 118L165 116L166 115H168V117H169V119L170 118H174V120L175 121H173L172 122V119H170L171 120V122H168V120L166 121L165 120V123H164V121L162 122V120H161V118H163V117H161L160 118V121H161V123H162V125H164V126H162V128L160 129V131H162V134H163V139H162V134H157V135H155V137H157L158 135H160V136H158L157 137V142H158V140H159V138L161 137V139H162V141H160L159 142V144L160 145H162V147L160 146H156L155 147V145L157 144V142H156V144H155V141L156 140H154L152 137L153 136H151V133H149L148 135H149V137L150 138H148L149 140H154L153 142H154V147L152 146H149L148 148H151L150 150H148L147 149V151L146 150H144V149H141V150H143V151H146V153L147 152H149V151H151L152 149H153V151L152 152H150V155H148V158H147V156H146V158L148 159H145V156H143L144 157V164H143V162H142V165H144V167H145V172L146 173H144L145 175H144V181H148L149 180V178L151 179V180H149L148 181V183L149 184H151V182L152 181H155V180H153V179H156L157 177H159V176H161L162 177V175L163 174H168V173H172L173 175H175V176H188V177H192V179L193 178H196L197 176H200V175H203V176H206V174H207V169H213V170H211L212 171V173H214L213 171H215V173L217 174V172L216 171H218V167H219V169L221 168L220 166H222L225 162H227L226 164H224L225 166H227V164H228V162H229V159L230 158H235V155L236 154H238V153H240L241 154V149L242 148H245L246 149V147H245V145H244V143H243V141H245V143H246V141L247 142H249L250 143V145H249V143L247 144V146H250V148L248 147L247 148V150L248 149H250L251 150V148L253 147V146H255L256 144L255 143H257V146H258V144H260L259 143V140H260V138L262 137L261 135V137H259V139H258V137H257V135L255 134L256 133V131H258L259 132V130H257L258 129V127L259 128H261V125H264V124H262L264 121H263V118H264V113H262V112H258V111H260V110H258L257 108V112L253 109V107H252V105L251 106H249L248 107V109H251L252 110V113L251 114H253V115H250V116H245V115H241L240 114V112L241 111H243L244 109H245V105L246 104H249L250 102L251 103H254L253 101H255L254 99H256V98H258V97H263L264 96V90H261V86L262 85H260L259 86V84L260 83H258L257 84V86H259V87H261L260 88V90L258 91L257 89H256V91H255V88H258V87H254V88H252V94H245V93H243V90L241 91L242 93H240V90L239 89H241L240 87L238 88V91H236V89H235V91H234V89H232L233 87H235V85L237 86V82H236V84H235V82H234V86L231 88V90L233 91V92H231V90L229 89L228 90V87L226 88L227 89V91H226V89H223V90H225V91H223V92H218L219 94H215L214 96H213V98L212 97H209L208 98V96L206 97V96H202L201 97V95H199L198 93V98L197 99H200L199 98V96L202 98L201 100H200V102H197L195 105L193 104V105H187V106H184V107H179V105H178V103L177 102H179V104H180V99L182 98V101H184V99L183 98H185L186 97V94H188V96H187V98H190V93H191V95L193 96V94H195V90H196V92L198 91V89L200 88H203V86L205 85L207 88V90H209L211 87V84L213 83L212 81H211V83H209V81L211 80V79H215V78H212V77H210V78H207V76H208V74H207V76H204V75H199L198 73H197V71H196V73L198 74V76H199V78L198 79H196V76H195V78L193 77L194 75H192V73L194 72H192L191 70H190V72H185L184 74H182L183 72ZM187 71V70H186ZM189 71V70H188ZM203 71V70H202ZM212 71H214V73L212 72ZM245 71V72H246ZM255 71H256V73L257 74H260V76L258 77V75H257V78L256 79H254L256 76V73H255ZM4 72V71H3ZM6 72H8V71H6ZM28 72H29V70H28ZM46 72V71H45ZM51 72H53V71H51ZM73 72V71H72ZM76 72V71H75ZM103 72V71H102ZM101 71H100V73H102ZM136 72H139V71H136ZM135 72V73H136ZM152 72V71H151ZM153 72H155V71H153ZM157 72V71H156ZM155 72V73H156ZM167 72H164L163 74H165V73H167ZM172 72H174V73H172ZM224 72H221V73H223L224 74ZM58 73V72H57ZM63 73V72H62ZM66 73V72H65ZM74 73V72H73ZM86 73V72H85ZM84 73V74H85ZM89 73V72H88ZM91 73H92V71H91ZM95 73V72H94ZM97 73V72H96ZM99 73V72H98ZM125 73V72H124ZM129 73V72H128ZM158 73V72H157ZM162 73V72H161ZM168 73H167V76H168ZM187 73V74H186ZM192 75V77H190V75ZM195 73V75H197ZM207 73H209V69H208V71H207ZM220 73V75H222ZM239 73V72H238ZM25 74V73H24ZM27 74V73H26ZM46 74V73H45ZM56 74V73H55ZM64 74V73H63ZM67 74H68V71H67ZM142 74H143V71H142ZM145 74V73H144ZM149 74V73H148ZM153 74V73H152ZM163 74H162V76H163ZM194 74V73H193ZM262 74V75H261ZM1 75V74H0ZM15 75H16V72H15ZM22 75V74H21ZM43 75V74H42ZM69 75V74H68ZM71 75V74H70ZM73 75V74H72ZM75 75V74H74ZM73 75V76H74ZM81 75H83L82 74V72H81ZM91 75V74H90ZM101 75V74H100ZM113 75V74H112ZM128 75V74H127ZM153 75H155V74H153ZM153 75H152V77H153ZM189 75V76H188ZM205 75H206V73H205ZM228 75H229V73H228ZM231 75H233V74H230L229 76H231ZM254 76V77H252L253 79H251L252 81H254V84H253V82L251 81L250 83L251 84H253L252 86H250L249 84L250 83H248L247 81H249V77L250 76ZM29 76V75H28ZM47 76V75H46ZM51 76V75H50ZM64 76V75H63ZM92 76H94V75H92ZM99 76V75H98ZM108 77H109V75H107ZM129 76V75H128ZM135 76H137V75H135ZM144 76V75H143ZM161 76V75H160ZM159 76V77H160ZM188 76V77H187ZM201 76V77H200ZM202 76H203V78H202ZM224 76V75H223ZM228 76V77H229ZM18 77V76H17ZM17 77H15V78H17ZM24 77V76H23ZM22 77V78H23ZM31 77V76H30ZM33 77V76H32ZM36 77V76H35ZM34 77V78H35ZM53 77V76H52ZM57 77V76H56ZM59 77V76H58ZM61 77H62V75H61ZM86 77H87V75H86ZM85 77V78H86ZM102 77V76H101ZM101 77H99V78H101ZM132 77H134V76H132ZM139 77V76H138ZM138 77H137V79H138ZM151 77V78H152ZM158 76H157V78H159ZM165 77V79H166V75L164 76ZM171 77V76H170ZM173 77H171L172 78V80L174 79ZM177 77H179V75L177 76ZM220 77V76H219ZM232 77V76H231ZM11 78V77H10ZM12 78H14L13 77V75H12ZM44 78V77H43ZM48 78V77H47ZM60 78V77H59ZM73 78H75V77H73ZM78 78V77H77ZM81 78H83V77H81ZM92 78V77H91ZM98 78V77H97ZM117 78V77H116ZM130 78V77H129ZM142 78V77H141ZM156 78V77H155ZM155 78H153V79H155ZM157 78H156V80H157ZM168 78H169V76H168ZM176 78V77H175ZM180 78V77H179ZM19 79V78H18ZM33 79V78H32ZM36 79V78H35ZM39 79V78H38ZM42 79V78H41ZM54 79V78H53ZM61 79V78H60ZM88 79V78H87ZM93 79V78H92ZM109 79V78H108ZM115 79V78H114ZM120 79V78H119ZM145 79H143V80H145ZM150 79V78H149ZM164 79V80H165ZM170 79V78H169ZM217 80H218V78H216ZM219 79H221V78H219ZM15 80V79H14ZM22 80V79H21ZM20 80V81H21ZM25 80V79H24ZM29 80V79H28ZM63 80V79H62ZM70 80V79H69ZM73 80V79H72ZM82 80V79H81ZM89 80V79H88ZM98 80V79H97ZM112 80V79H111ZM133 80V79H132ZM140 80V79H139ZM146 80H145V82H146ZM151 80V82L153 81L152 79H150ZM155 80V81H156ZM159 80V79H158ZM221 80H223V79H221ZM231 80V79H230ZM9 81H10V79H9ZM11 81H12V79H11ZM31 81V80H30ZM35 81V80H34ZM47 81V80H46ZM58 81V80H57ZM66 81H67V79H66ZM101 81H102V79H101ZM107 80H105V82H106ZM165 81H167V79L165 80ZM174 81V80H173ZM227 81V80H226ZM235 81V80H234ZM18 82V81H17ZM25 81H23L22 83H24ZM44 82H45V80H44ZM56 82V81H55ZM70 82V81H69ZM68 82V83H69ZM73 82V81H72ZM71 82V83H72ZM98 82V81H97ZM108 82V81H107ZM120 83H122L121 81H119ZM160 82V81H159ZM196 82H199V84H201V85H198V84H196ZM215 82L218 84L219 82H217L216 80L214 81V85L216 86L217 84H215ZM221 82V81H220ZM231 82V81H230ZM263 82H264V80H263ZM11 83V82H10ZM49 83V82H48ZM58 83H59V81H58ZM70 83V84H71ZM93 83V82H92ZM104 83V82H103ZM140 83H141V81H140ZM174 83V82H173ZM208 83H209V85H208ZM224 83V82H223ZM226 83V82H225ZM228 83V82H227ZM232 83V82H231ZM8 84V83H7ZM14 84H16V83H14ZM14 84H13V86H14ZM18 84V83H17ZM26 84H29V83H27V79H26ZM35 84V83H34ZM36 84H37V82H36ZM46 84H47V82H46ZM50 84V83H49ZM99 84V83H98ZM102 84V83H101ZM136 84V83H135ZM160 84V83H159ZM159 84H157V86L159 85ZM194 84H196L195 86H200L199 88H197V87H195L194 88ZM220 84H222V82L220 83ZM229 84V83H228ZM228 84H224L225 86H229ZM20 85V84H19ZM22 85V84H21ZM30 85V84H29ZM42 85V84H41ZM58 85V84H57ZM77 85V84H76ZM80 85V84H79ZM91 85V84H90ZM105 85H107L106 83H105ZM119 85V86H118ZM125 85V84H124ZM126 85H128V84H126ZM141 84H139V86H140ZM169 85V86H168ZM208 85V86H207ZM219 85V84H218ZM247 85V86H246ZM248 85L250 86V87H248ZM264 85V84H263ZM3 86H5V85H3ZM16 86V85H15ZM14 86V87H15ZM18 86V85H17ZM24 86V85H23ZM32 86V85H31ZM43 86V85H42ZM54 86V85H53ZM74 86V85H73ZM81 86V85H80ZM89 86V85H88ZM103 86V85H102ZM121 86H123V84L121 85ZM138 85H137V87H139ZM142 86V85H141ZM144 86H146V87H144ZM204 86V87H205ZM231 86H232V84H231ZM239 86V85H238ZM14 87H11V88H14ZM22 87V86H21ZM33 87H35V86H33ZM40 87V86H39ZM49 87V86H48ZM78 87V86H77ZM82 87V86H81ZM80 87V88H81ZM87 87V86H86ZM108 87V86H107ZM130 87V86H129ZM129 87H127V88H129ZM214 86H213V84H212V88H213ZM220 87V86H219ZM243 87H242V89H243ZM19 88V87H18ZM18 88H16V89H18ZM27 89H25V90H23L24 92L25 91H27V92H25V94L26 95H24V92H23V95L24 96H27V93L29 92V91H31L30 89H31V87L30 88H28V85H27V87H26ZM54 88V87H53ZM62 88V87H61ZM79 88V89H80ZM104 88H106V87H104ZM124 88H125V86H124ZM131 88H132V85H131ZM130 88V89H131ZM141 88V87H140ZM222 88H223V85H222ZM237 88V87H236ZM263 88H264V86H263ZM262 88V89H263ZM2 89V88H1ZM3 89H5V88H3ZM46 89V88H45ZM60 89V88H59ZM64 89V88H63ZM65 89H67V88H65ZM64 89V91L63 92H61V93H63L64 94V92H66V90ZM72 89V88H71ZM75 89V88H74ZM82 89V88H81ZM96 89V88H95ZM103 89V88H102ZM111 89V90H110ZM186 89H188L187 91H186ZM214 89H216L215 90V92L218 90L219 91V89L217 88V86H216V88L214 87ZM245 90H246V88H244ZM254 89V90H253ZM6 90L7 89H5V93H6ZM9 90H12V89H9ZM13 90H15V89H13ZM12 90V91H13ZM29 90V91H28ZM36 90V89H35ZM38 90V89H37ZM43 90V89H42ZM42 90H40L39 92H29L28 93V97H29V100L27 99V101H28V103H29V101L31 102V107H32V104H33V107L34 108H36L34 105H36V106H41V105H47V104H49L48 102H50V104H52L51 103V99H53L52 97L54 96V95H52V94H48L46 91H44V93H42L43 91ZM50 90V89H49ZM48 90V91H49ZM54 90V89H53ZM132 90V89H131ZM133 90H134V88H133ZM137 90V89H136ZM204 90V89H203ZM206 90V91H207ZM212 90V89H211ZM221 90V89H220ZM244 90V91H245ZM2 91L3 90H1V93H2ZM8 91V90H7ZM12 91H10L11 93H13ZM55 91V90H54ZM68 91H69V89H68ZM78 91V90H77ZM77 91H76V94L75 95H77L78 96V93H80V92H78L77 93ZM83 90H81V92H82ZM96 91H97V89H96ZM149 91H151V92H149ZM185 91V92H184ZM201 91V93H202V89L201 90H199V92ZM205 91V90H204ZM203 91V92H204ZM204 92V93H208V91L207 92ZM248 91V90H247ZM9 92V91H8ZM9 92V93H10ZM18 92V91H17ZM46 92V93H45ZM98 92H100V91H98ZM107 92V93H106ZM189 92V93H188ZM210 92V91H209ZM212 92H214V91H212ZM211 92V93H212ZM250 92V91H249ZM254 92H256V93H254ZM10 93V94H11ZM20 94H21V92H19ZM50 93V92H49ZM59 93V92H58ZM67 93V92H66ZM66 93L64 94V95H66ZM68 93H70V92H68ZM72 93V92H71ZM70 93V94H71ZM101 93V92H100ZM130 93V94H129ZM132 93V94H131ZM200 93V94H201ZM19 94V95H20ZM53 94H54V92H53ZM60 94V93H59ZM58 94V96L60 97V98H58V96L56 95V100H57V98L59 99V104H57V102H56V104L57 105H59V107H60V109L62 108V106L61 105H63V104H61L62 102H63V98H64V95H59ZM83 94H81V96L79 95L78 96V98H80V97H82V95ZM99 94V93H98ZM121 94H122V96H121ZM203 94V93H202ZM210 94V93H209ZM208 94V95H209ZM6 95V97H7V99H8V96L9 95H7V93L5 94ZM17 95V94H16ZM18 95V96H19ZM22 95V96H23ZM72 95V94H71ZM71 95H69V96H71ZM99 96L98 98H97V96ZM207 95V94H206ZM210 95H213V94H210ZM1 96H3V94L1 95ZM11 96V95H10ZM22 96H21V98H22ZM67 96L68 95H66V98H67ZM96 96V97H95ZM101 96V97H100ZM185 96V97H184ZM196 95H194V98L195 97H197ZM4 97V96H3ZM204 97V98H203ZM206 97V98H205ZM15 98H17V97H15ZM18 98H20V97H18ZM20 98V99H21ZM69 98V97H68ZM96 98V99H95ZM208 98V99H207ZM264 98V97H263ZM9 99H10V97H9ZM11 99H14V98H11ZM23 99V98H22ZM69 99H71V98H69ZM72 99H77V98H73V96H72ZM71 99V101L73 102V101H75V100H72ZM81 99V98H80ZM80 99H79V101H80ZM82 99V100H83ZM93 99V100H92ZM95 99V100H94ZM175 99H179L177 102L175 101L174 102V100ZM186 99V98H185ZM193 99V98H192ZM212 100V103L210 104V103H206L208 100ZM15 100H18V99H15ZM24 100H25V98H24ZM55 100V99H54ZM66 100V99H65ZM82 100L80 101V102H82ZM96 100V101H97ZM168 100H172L173 102H174V104L175 103H177V105L178 106H175L174 104H173V102H168V104H165V102H167ZM188 100H191V98L190 99H188ZM187 99H186V101H188ZM209 100V101H210ZM8 101V100H7ZM27 101L25 100L24 102H26L27 103ZM68 101V100H67ZM66 101V102H67ZM77 101V100H76ZM77 102V104L78 103H80V102ZM95 101V102H96ZM196 101V100H195ZM3 102V101H2ZM1 102V103H2ZM5 102V101H4ZM12 102H14V101H12ZM12 102H11V104H12ZM18 102V101H17ZM21 101L19 100V102L18 103H20ZM65 102V101H64ZM63 102V103H64ZM69 102V101H68ZM71 102V103H72ZM22 103V102H21ZM27 103V104H28ZM75 102H73V104H74ZM85 103V102H84ZM84 103L82 102V103H80L79 105H81V104H83L84 105ZM88 102H86L85 104L86 105H88L87 104ZM186 102H184V104H185ZM188 103H189V101H188ZM256 103V102H255ZM25 104V103H24ZM23 103H22V108L24 107L23 105H24ZM27 104H26V106H27ZM54 104H55V102H54ZM54 104H52V105H54ZM67 104V103H66ZM65 104V105H66ZM102 104V105H101ZM183 104V103H182ZM190 104H191V102H190ZM208 104H210V105H208ZM1 105V104H0ZM13 105V104H12ZM16 105V104H15ZM21 105V104H20ZM28 105H30V104H28ZM72 105V104H71ZM70 104H69V106H71ZM75 105H76V103H75ZM74 105V106H75ZM79 105H78V107H79ZM164 105V106H163ZM181 105V104H180ZM186 105V104H185ZM5 106V105H4ZM4 106H3V108H4ZM9 106V105H8ZM17 106V105H16ZM18 106H19V104H18ZM50 106V105H49ZM67 106H68V104H67ZM73 106V105H72ZM85 106V105H84ZM89 106H91L90 104H89ZM93 106H95V105H93ZM257 106V105H256ZM2 107V106H1ZM9 107H11V106H9ZM9 107H7V109L8 110H4V111H7L8 112V115H9V113H11L10 115H13L14 117H16L17 116V114H16V116L14 115L15 113H18L19 111L18 110H16V109H20L21 107L19 106V107H17V108H15V109H13V106H12V110L11 109H9ZM15 107V106H14ZM33 107L31 108V109H33ZM47 106H45V107H43V108H45L46 109V111L48 110V108L49 107H47ZM58 107V108H59ZM77 106H76V108H78ZM81 107V106H80ZM79 107V108H80ZM92 107V106H91ZM130 107V108H129ZM50 108H53V106H51ZM55 108H57V107H55ZM73 108V107H72ZM87 108V107H86ZM97 108V107H96ZM129 108V109H128ZM5 109V108H4ZM25 109V108H24ZM23 109V111L25 112V110ZM30 109V108H29ZM37 109V108H36ZM36 109H35V111H36ZM63 109V108H62ZM68 109V108H67ZM94 108H92V111H95V110H93ZM263 109V108H262ZM26 110H28V109H26ZM38 110H41V115H42V112H44L43 110L44 109H38ZM37 110V111H38ZM53 111V109H49L48 110V112L49 111ZM72 110V109H71ZM81 110H83V109H81ZM81 110L79 111V112H81ZM87 110V109H86ZM153 110V111H152ZM264 110V109H263ZM1 111V110H0ZM20 111H22V110H20ZM29 111H31L32 112V110H29ZM28 111V112H29ZM34 111V110H33ZM36 111V112H37ZM45 111V112H46ZM59 111V110H58ZM63 111V110H62ZM67 111V110H66ZM73 113H75V111L77 112L78 110H74V108H73ZM88 111V110H87ZM91 111V110H90ZM90 111H88L89 112V114H90ZM27 112V111H26ZM25 112V113H26ZM47 112V113H48ZM55 112V114L56 115H58L57 113H56V110L54 111ZM65 112V111H64ZM157 112H159V113H157ZM21 113V112H20ZM19 113V114H20ZM24 113V118H26L27 116H25L26 114ZM35 113V112H34ZM47 113H46V115H47ZM50 113V112H49ZM53 113V112H52ZM60 113V112H59ZM78 113V112H77ZM77 113H75V116H77L76 114ZM173 113V114H172ZM174 113L176 114V117H170L169 115L171 114V115H173V116H175L174 115ZM260 113H262V114H260ZM21 114H23V113H21ZM28 114V113H27ZM39 114V113H38ZM38 114H37V116H38ZM85 114V113H84ZM87 114V113H86ZM153 114V115H152ZM32 117H33V115L32 114H30ZM44 115V114H43ZM46 115H44V116H46ZM49 115V114H48ZM47 115V116H48ZM53 115H54V113H53ZM55 115V116H56ZM60 115V118H61V114H59ZM65 115V114H64ZM74 115V114H73ZM82 115H83V112H82ZM92 115H93V113H92ZM151 115L152 116H154L153 118L151 117ZM240 115L241 116H243V118L244 117H246V119H242L244 122H241L240 121ZM23 115H21V117H22ZM31 116H28V118L26 119L27 121H28V119L30 118L31 120H32V118H31ZM43 116V117H44ZM46 116V117H47ZM66 116H67V114H66ZM75 116H74V119H76V118H78V116L75 118ZM85 116H88V115H85ZM84 115H83V117L84 118H86ZM94 116V115H93ZM150 116V117H149ZM7 117V119H10L9 117H11V120H9L10 122H12V124L14 123L13 121H15L16 119H14L13 121H12V116H6ZM18 117V116H17ZM21 117H20V119H21ZM35 117H36V115H35ZM34 117V118H35ZM46 117H44L45 119H47ZM57 117V121L56 122H58V116H56ZM73 117V116H72ZM5 118V117H4ZM3 118V119H4ZM19 118V117H18ZM23 118V117H22ZM33 118V119H34ZM50 118H53L52 117V115H50L49 116V118L48 119H50ZM131 118V119H132ZM2 119V118H1ZM30 119H29V122H31L30 121ZM54 119V121H55V117L53 118ZM64 119H66V118H64ZM81 119V118H80ZM79 118H78V120L79 121H81ZM158 119V117H156V118H154L153 119V121L151 120L150 122H154L155 124H156V121H158L157 120ZM163 119V120H164ZM167 119V118H166ZM5 120V119H4ZM4 120H1L0 121V123L2 122V121H4ZM22 120V119H21ZM25 120V119H24ZM24 120H22L23 122H24ZM35 120H36V118H35ZM34 120V121H35ZM37 120H38V117H37ZM41 120H43V118L41 119ZM62 119H60V121H61ZM67 120V119H66ZM78 120L76 119V121L78 122ZM127 120V121H126ZM134 120V119H133ZM206 120H208V122H206ZM210 120V121H209ZM6 121V120H5ZM16 121H18V120H16ZM39 121H40V119H39ZM72 121V120H71ZM108 121H110V123H112V124H110ZM112 121V122H111ZM136 121V120H135ZM134 121V122H135ZM138 121V122H139ZM160 121H158V122H160ZM20 122V121H19ZM29 122H26V124H25V126L26 125H28L27 123H29ZM36 122V121H35ZM42 122V121H41ZM48 122V121H47ZM62 122V121H61ZM61 122H59L60 124H61ZM63 122H65L64 120H63ZM68 123L70 122V120L68 119V121H67ZM106 122H107V124H108V126H107V124H106ZM131 122V121H130ZM129 122V123H130ZM6 123V122H5ZM4 123V124H5ZM7 123H9L8 122V120H7ZM6 123V124H7ZM34 123V122H33ZM50 123V122H49ZM131 123H133V121L131 122ZM161 123L159 124V125H161ZM164 123V124H163ZM167 123V124H166ZM3 124V123H2ZM5 124V125H6ZM17 124V123H16ZM23 124V123H22ZM39 124V123H38ZM46 124V123H45ZM45 124H44V126H45ZM51 124V123H50ZM65 124V123H64ZM70 124L72 125V123H69V126H70ZM135 124H136V122H135ZM134 123H133V125H135ZM150 125L152 124V123H149ZM7 125H9V124H7ZM6 125V126H7ZM21 124H19V126L18 127H21L20 126ZM31 125V124H30ZM34 125V124H33ZM32 125V126H33ZM42 125V124H41ZM47 125H49V124H46V127H47ZM55 125V123H52L51 124V127L49 128V129H51L53 126ZM56 125L57 126H60L61 127V125H59V124H57L56 123ZM141 125V124H140ZM146 125V124H145ZM145 125H144V129H145ZM148 125V124H147ZM146 125V126H147ZM149 125V126H150ZM153 125V124H152ZM152 125H151V127H149V130H150V128L152 129V130H155L156 128V130H158L159 128L157 127V126H159V125H155L156 127H154V125H153V127L155 128H153L152 127ZM260 125V126H259ZM0 126H1V124H0ZM3 126V125H2ZM5 126V127H6ZM10 126V125H9ZM9 126H7V127H9ZM16 125L15 126H13V127H15V128H13L12 127V125H11V127L13 128V129H16V127H17ZM32 126H30V127H32ZM43 126V125H42ZM41 126V127H42ZM57 126H56V128H57ZM62 126H64L63 124H62ZM66 126V125H65ZM64 126V127H65ZM68 126V125H67ZM74 126V125H73ZM109 127V128H108ZM130 127L132 128V127H134V126H131V124H130ZM137 127V126H136ZM139 127V126H138ZM257 127V128H256ZM263 127V126H262ZM23 128H24V126H23ZM35 129L37 128V127H34ZM62 128V127H61ZM117 128H119L118 130H117ZM130 128V129H131ZM148 128V127H147ZM146 128V129H147ZM264 128V127H263ZM8 129H10V127L8 128ZM7 129V130H8ZM12 129V130H13ZM24 129H26V127L24 128ZM27 129H29V128H27ZM33 129V128H32ZM35 129H33V130H35ZM38 129H40V128H38ZM57 129H59V127L57 128ZM65 129V128H64ZM127 129H128V127H127ZM126 129V130H127ZM130 129H128V130H130ZM138 129V131H140V129L139 128H137ZM136 129V130H137ZM143 129V130H144ZM198 129V130H197ZM204 130V132H200L201 130ZM262 129V128H261ZM1 130H3V128H1ZM6 129H4V131H5ZM11 130V129H10ZM9 130V131H10ZM21 130L22 131H25V130H23L22 128H21ZM29 130H31V128L29 129ZM28 130V131H29ZM37 130V129H36ZM47 130V129H46ZM53 130H54V128H53ZM90 130V131H89ZM91 130H92V132H91ZM126 130H123V133L124 132H128V131H126ZM133 130V129H132ZM135 130V132L136 133H138V131H136ZM195 130H197V132H199L197 135H191V134H193V133H191L192 131H194L195 132ZM200 130V131H199ZM263 130V129H262ZM27 131V130H26ZM38 131V130H37ZM40 131V130H39ZM41 131H42V129H41ZM51 131H52V129H51ZM86 131H89L88 133H90V134H88V135H90V139L92 140V142H90V140L89 139H87L88 141H84L83 139L82 140H80L81 139V137L82 138H84L85 136H84V134H86L87 135V132ZM134 131V130H133ZM147 132H148V130H146ZM146 131L144 132V131H142V132H144V133H146ZM182 132V133H185V134H187V135H184V137L185 138H183V136H182V138H179V139H177V137H175L177 140H175L174 138H173V136L174 135H176L178 132ZM264 131V130H263ZM262 131V132H263ZM2 132V131H1ZM14 132V131H13ZM17 132H19V131H17ZM17 132H15L16 134H17ZM21 132V131H20ZM34 133H35V131H33ZM50 131L48 130V131H46V134H50L49 133ZM101 132H102V130L100 131V135H101ZM122 132V131H121ZM135 132H133V133H135ZM141 132V133H142ZM155 132V131H154ZM153 132V133H154ZM177 132V133H176ZM179 132V133H180ZM253 132H255L254 134H253ZM261 132V133H262ZM3 133V132H2ZM15 133H13V134H15ZM23 133V132H22ZM22 133H20V134H22ZM26 133V132H25ZM30 133V132H29ZM29 133H27L26 135L27 136H29L28 134ZM33 133V134H34ZM37 133V132H36ZM44 133V132H43ZM98 133V134H97ZM112 133H113V136L111 137V135H112ZM122 133V135H124L125 136V134H123ZM131 133V132H130ZM129 133V134H130ZM136 133H135V135H136ZM157 133H159V131H157ZM161 133V132H160ZM179 133H178V135H179ZM181 133V134H182ZM7 134H9V133H7ZM11 134V136L10 137H12V133H10ZM19 134V135H20ZM45 134V133H44ZM114 134H116V136L114 135ZM120 134V135H119ZM128 134V133H127ZM140 134V133H139ZM180 134V135H181ZM188 134H190V135H188ZM18 135V134H17ZM23 135H24V133H23ZM25 135V137L27 138V136ZM36 135H37V137H36ZM35 135V137H34V139L36 138V139H38V137H39V134L37 133ZM48 135H46V137L48 136ZM51 135L53 136V133L51 132ZM50 135V136H51ZM88 135L86 136V137H88ZM99 135V137H101ZM131 135V134H130ZM129 135V136H130ZM134 135V134H133ZM138 135V134H137ZM140 135H143V134H140ZM140 135H138V136H136V138H137V140H139L138 139V137H141ZM145 136H146V134H144ZM147 135V136H148ZM177 135V136H178ZM1 136V135H0ZM22 136V135H21ZM44 136V135H43ZM43 136H41L42 138H43ZM49 136V137H50ZM52 136H51V140H54V139H52ZM115 136V137H114ZM117 136V137H118ZM124 136L122 137V139H124ZM4 138H2V139H6L5 137V135L3 136ZM8 138L7 139H9V135L7 136ZM14 137V136H13ZM17 137V136H16ZM24 137V136H23ZM30 137V136H29ZM31 137H32V135H31ZM49 137H48V139H49ZM103 137V136H102ZM114 137V138H113ZM121 137V136H120ZM125 137H127V136H125ZM132 137H135V136H132ZM131 137V138H132ZM143 137V139H147V137L145 138L144 136H142ZM181 137V136H180ZM15 138V137H14ZM13 138V139H14ZM17 138H19V137H17ZM26 138H23V139H26ZM45 138V137H44ZM54 138V137H53ZM119 138V137H118ZM152 138V139H151ZM263 138V137H262ZM32 139V138H31ZM41 138H39L37 141L38 142H40V143H37V141H34L36 144H34V143H30V144H28V142L30 141V139H29V141L27 142V141H25L26 143H24L25 145L26 144H28L27 146H25V148L24 147H21V148H24V149H22L23 151L21 152V150L19 149V151H20V153H19V151H18V156L15 154V156L13 157V155H14V153H15V151L13 150L12 152H10V153H12L13 155L12 156H10L9 155V158H7L8 156H5L6 157V159H4L3 157H4V155H6L7 153H9V151L10 150H8V152H6V154H2L3 155V157H1L2 158V162H4V161H7V162H10L9 164L7 163V162H5V166H1L0 165V181L1 182H3V184H2V186L4 185V187L5 186H7V187H9L8 185H5L4 184V182L6 183V181H10V180H15L14 182H16L17 181V178H18V180L19 181H17L19 184H15L14 186H13V188L11 189V186L7 189V188H5V189H7V190H5L4 188L2 189V186H1V189L2 190H4V192H1L0 193V216L2 215V213H4V211H7L6 210V208L8 207V206H13L14 205V209H12V210H14L16 213H18L19 215H24V216H28V217H34L33 219L35 220V217H39V216H41V215H39V213L42 211H44V209H45V206H44V204L46 203H42V201L44 202V198L47 196V194H46V189H45V184L47 183H45V181H49V179L47 178V177H49L50 178V176H51V174L49 175V176H45L44 174H42L43 172H41L43 169V165H46L45 163L48 161V158L50 157L49 156V154L48 153H50V150H52L53 148V146H52V144H50V143H48L49 145H51L50 147L52 148H50V150L48 149V147L49 146H47V149H45V151H44V149L43 148H41V145H37V144H42V142L41 141H43V140H45V139H43V140H40ZM107 139H108V136H107ZM121 139V140H122ZM264 139V138H263ZM1 140V139H0ZM18 140V139H17ZM20 140H22V139H20ZM28 140V139H27ZM40 140V141H39ZM54 140V141H55ZM120 139H118V141L116 142V143H118V142H120L119 141ZM134 140V139H133ZM133 140H131L132 141V143H136V139L134 140V142H133ZM148 140V141H149ZM262 140V139H261ZM2 141V140H1ZM9 142L11 141V140H8ZM48 141H50V139L48 140ZM130 141V142H131ZM139 141H143L142 139L141 140H139ZM138 141V142H139ZM242 141V142H241ZM263 141V140H262ZM7 142V141H6ZM21 142V141H20ZM31 142V141H30ZM44 142L45 141H43V144H44ZM53 141H51V143H52ZM62 142V143H63ZM95 142V143H94ZM101 142V143H100ZM112 142V143H113ZM129 141H128V144L130 143ZM240 142H241V145L243 144L244 145V147H239V145L238 144H240ZM14 143H16V139H15V141H14ZM14 143H12L11 145H13ZM19 143V142H18ZM56 144L58 143V142H55ZM121 143H123V142H121ZM135 143L133 144V145H135ZM145 142H142V143H136V148L137 149H139L140 148V146L139 145H142V144H144ZM149 143L151 144V142L149 141ZM164 143H166V144H169V145H167V147L166 146H164ZM255 145H254V144ZM5 144V143H4ZM22 144H23V142H22ZM21 143H20V146L22 145ZM59 145H60V143H58ZM108 144V143H107ZM115 143H113L112 145H113V147L115 146L114 145ZM146 144V143H145ZM145 144L144 145H142V146H145ZM251 144H253L252 145V147H251ZM261 144H262V146H261ZM261 144H260V148L261 149H263L264 148V142H261ZM59 145H58V148L57 149H59ZM63 145V144H62ZM67 145V144H66ZM122 145V144H121ZM130 145H132L131 143L129 144V148H131L130 150H129V148L128 149H125L124 148V150H126V152L128 153V151H129V153H132V156H130V157H134L133 156V152L135 151V152H137V153H139L138 152V150L136 151V150H134V147L132 146V147H130ZM152 145V144H151ZM240 145V146H241ZM19 145H17V147H18ZM19 146V147H20ZM105 146V145H104ZM117 146V145H116ZM115 146V147H116ZM119 146H120V143H119ZM118 146V147H119ZM124 146V145H123ZM141 146V148H143ZM6 147V146H5ZM9 147H10V145H9ZM14 146H12V148H13ZM15 147H16V145H15ZM16 147V148H17ZM54 147H57V146H54ZM63 146H61V148H62ZM110 147V146H109ZM113 147H110V150H113L114 148ZM121 147V146H120ZM146 147H147V144H146ZM146 147H144V148H146ZM170 147V148H169ZM259 147V146H258ZM258 147L256 148V150H258ZM1 148V147H0ZM4 148V147H3ZM11 148V147H10ZM44 148H46V146L44 147ZM102 148H103V145H102ZM117 148V147H116ZM133 148V149H132ZM241 148V149H240ZM259 148V149H260ZM18 149H16V152H17V150ZM104 149V148H103ZM103 149H102V151H103ZM123 149V148H122ZM167 149V150H166ZM169 149V150H168ZM49 150V152L47 153V151ZM55 150H56V148H55ZM109 150V148H108V150L107 151H110ZM117 150V149H116ZM120 150V149H119ZM128 150V151H127ZM132 150V152H130ZM244 150V149H243ZM242 150V151H243ZM247 150H244V151H246V153L245 152H243L242 154L244 155V153L247 155V157H249L250 156V154H249V156H248V153L250 152L249 150L247 151ZM252 150H254V149H252ZM54 151V150H53ZM91 151V152H90ZM106 150H105V152H107ZM114 151V150H113ZM139 151H140V149H139ZM261 151V150H260ZM14 152V153H13ZM99 152V153H100ZM104 152V153H105ZM142 152V151H141ZM252 152H254V151H251L250 153H252ZM257 152V151H256ZM3 153V152H2ZM47 153L48 154V156L49 157H46V155L45 154ZM56 153H58L57 152V150H56ZM55 152L53 153V154H56ZM89 153H93V155L91 156ZM124 153V152H123ZM136 153V154H137ZM146 153H145V155H146ZM1 154V153H0ZM102 154V153H101ZM119 152H118V155L117 156H119ZM122 154V153H121ZM120 154V155H121ZM125 154V153H124ZM123 154V155H124ZM135 154V155H136ZM141 154V153H140ZM148 154V153H147ZM241 154V156L243 157V155ZM254 153H252V155L250 156V157H252V156H254L253 155ZM261 154H263V151L261 152ZM58 155H60V156H58ZM100 155V154H99ZM105 155H106V153H105ZM127 155V154H126ZM131 155V154H130ZM138 155V154H137ZM137 155H136V157H137ZM239 155V154H238ZM256 155V154H255ZM259 155H260V153H259ZM51 156H56V155H51ZM84 155L82 154V157H83ZM108 160H110L109 158H110V155L108 154ZM127 156H129V155H127ZM82 157L80 158V159H82ZM106 157V156H105ZM115 157V156H114ZM130 157H126V159L127 158H129V159H132V158H130ZM136 157H134V161H131V160H129V161H131V162H129L128 163V159L127 160H125V161H127V163L128 164H131L132 163V165L131 166H134L135 164L133 163V162H136V160H135V158ZM142 157V156H141ZM220 157H222V159L220 158ZM225 157H227V161H223V158L224 159H226ZM237 157V156H236ZM239 157H240V155H239ZM242 157H240L241 159H242ZM263 157V156H262ZM262 157H260V156H257V157H253V159L252 160H254V159H259V158H262ZM138 158H140V156L138 157ZM137 158V160H139ZM211 160H210V159ZM213 158V159H212ZM217 158H220V159H217ZM240 158L239 159H237V158H235V160L237 159V160H239V162H241L242 160H244L245 158H246V156L240 161ZM3 159H4V161H3ZM52 160V158H49V160ZM55 159V158H54ZM103 159H105V158H103ZM107 159V158H106ZM111 159H113V158H111ZM118 159V158H117ZM122 159V158H121ZM120 158L118 159V160H121ZM206 159V160H205ZM208 159H209V161H208ZM263 160H264V158H262ZM56 160H57V158H56ZM114 160H115V158H114ZM234 160V159H233ZM234 160V161H235ZM246 160H248V164H251L250 162H249V158H247V159H245L244 160V163H243V161H242V166L246 163L245 161ZM251 159H250V161H252ZM261 160V159H260ZM104 161V160H103ZM105 161H107V160H105ZM110 161H113V160H110ZM141 161H142V159H141ZM49 162V161H48ZM47 162V165H48V168H51V167H49V164L51 163V162H49L48 163ZM56 162V161H55ZM55 162H53L54 164H56ZM59 162V161H58ZM82 162V161H81ZM108 162V164H109V161H107ZM119 163V161H116L115 163ZM196 162V163H195ZM236 162V161H235ZM239 162H237V164L239 163ZM62 163H59V164H61V165H63ZM96 163V165L94 166V164ZM103 163H105V162H103ZM111 163V162H110ZM112 163H114V162H112ZM121 163V162H120ZM119 163V164H120ZM123 163V162H122ZM121 163V164H122ZM125 163V162H124ZM126 163V164H127ZM138 163V162H137ZM137 163H136V165H137ZM231 164H229V166H227V167H229V168H232V167H234V169H235V166H234V164L232 163V162H230ZM246 163V164H247ZM253 163H254V161H253ZM1 164V163H0ZM3 164V163H2ZM106 164V165H105ZM104 165L106 166V167H111V166H113L112 164H109L108 166H107V163H105ZM119 164H115V166L117 167V165H118V167L117 168H119L120 166H121V164H120V166H119ZM127 164V165H128ZM134 164V165H133ZM140 164V163H139ZM138 164V165H139ZM233 164V165H232ZM246 164L244 165V167H245V169H246V167L248 168V164H247V166H246ZM4 165V164H3ZM47 165H46V168H47ZM53 165V164H52ZM103 164H101V166H102ZM103 165V166H104ZM111 165V166H110ZM126 165V166H127ZM137 165V167H138V169H140V167ZM232 165V166H231ZM253 164H251L250 166H252ZM258 165V164H257ZM256 165V166H257ZM260 165V164H259ZM42 166V167H41ZM56 167L58 166V164H56L55 165ZM54 166V167H55ZM60 166V165H59ZM100 166V165H99ZM100 166V167H101ZM104 166V168H106ZM115 166H113V170L115 169V171L114 172H116V168H115ZM130 166V167H131ZM231 166V167H230ZM237 166V165H236ZM238 166H241V165H239L238 164ZM262 166V165H261ZM38 167H40L41 168V170H38ZM45 167V166H44ZM96 167V168H97ZM98 168V169H100L98 172H99V174L100 173H102V172H100V171H102L101 169L103 168V167H101V168ZM244 167H240L242 170H243V168ZM37 168V169H36ZM45 168V169H46ZM47 168V169H48ZM58 168V167H57ZM63 168H64V166H63ZM122 168V170H123V168L125 169V167H123V166H121L120 167V169ZM128 168H129V165H128ZM216 168H217V170H216ZM224 168V167H223ZM222 168V169H223ZM251 168V167H250ZM254 168V167H253ZM259 168V167H258ZM36 169V170H35ZM45 169H44V171H45ZM53 169V168H52ZM65 169V168H64ZM63 169V170H64ZM74 169V170H73ZM98 169H95V170H98ZM119 169V170H120ZM131 169H133L132 167H131ZM131 169H129V170H127L128 172L131 170ZM142 169H143V166H142ZM221 169V170H222ZM49 170V169H48ZM47 170V171H48ZM54 170V169H53ZM59 169H57V171H58ZM61 170V169H60ZM95 170H92V172L93 171H95ZM104 170V169H103ZM106 170V169H105ZM105 170H104V172H105ZM108 171H110V170H112V169H107ZM106 170V171H107ZM118 170V169H117ZM126 170V169H125ZM124 170V172L122 171V173H125V175H126V171ZM133 170H137V169H133ZM230 170V169H229ZM229 170H228V176H230V174H229ZM241 170V171H242ZM50 171H51V169H50ZM56 171V172H57ZM87 171V173L89 174V172ZM135 171H134V173H135ZM139 171V170H138ZM143 171V170H142ZM210 171V170H209ZM220 171V170H219ZM223 171V170H222ZM232 171V170H231ZM231 171H230V173H231ZM235 171H236V169H235ZM235 171H233V172H235ZM246 170H244L243 172H245ZM248 171H251V170H248ZM264 171V170H263ZM55 172V173H56ZM64 172V171H63ZM91 172V171H90ZM97 172V171H96ZM114 172L112 171V173L111 174H114ZM127 172V174H130L131 176H133L132 174H133V172H129L128 173ZM137 172V171H136ZM140 172V171H139ZM139 172H137V173H139ZM144 172V171H143ZM224 172H226L225 170H224ZM232 172V173H233ZM237 172H239L238 170H237ZM51 173V172H50ZM59 173V172H58ZM58 173H57V175H58ZM61 173H62V170H61ZM93 173H95V172H93ZM109 173V172H108ZM118 174H119V172H117ZM121 173V172H120ZM223 173V172H222ZM231 173V174H232ZM240 173V172H239ZM255 173V172H254ZM263 173V172H262ZM45 174H46V172H45ZM47 174H48V172H47ZM52 174H54V172L52 173ZM86 174V173H85ZM84 174V175H85ZM110 174V173H109ZM108 174V175H109ZM139 174H141V172L139 173ZM169 174V175H170ZM171 174V175H172ZM221 174V173H220ZM219 174V175H220ZM237 174V173H236ZM235 174V175H236ZM241 174V173H240ZM240 174H238V175H240ZM244 174V176H245V174H246V172L245 173H243ZM257 174V173H256ZM264 174V173H263ZM63 175V174H62ZM91 175V174H90ZM89 175V176H90ZM94 175H97L96 173L94 174ZM104 175H106V173H104ZM116 174H114V176H115ZM129 175V176H130ZM172 175V176H173ZM224 175V174H223ZM235 175H233L234 177H235ZM237 175V176H238ZM247 175V174H246ZM52 176H54V175H52ZM51 176V177H52ZM59 176V178L60 177H62V176H60V174L58 175ZM57 176V177H58ZM86 176V175H85ZM85 176H83L84 178H86ZM92 176H93V174H92ZM91 176V177H92ZM100 176V175H99ZM98 175H97V177H99ZM102 176V179L105 177L106 178V176H104L103 177V175H101ZM116 176H118V175H116ZM120 177L122 176V174H120L119 175ZM128 176V175H127ZM128 176V178H125L126 176H124L123 178L124 179H128V181H130V180H132L131 178V176L129 177ZM183 176H182V178H183ZM196 176V177H195ZM209 176H213V174L211 175V172H210V174H209ZM220 176H222V175H220ZM226 176V177H225ZM224 177L225 178H228L227 177V174L225 175ZM232 176V175H231ZM230 176V177H231ZM243 176V175H242ZM248 176H249V174H248ZM256 176V175H255ZM56 177V178H57ZM96 177V178H97ZM110 177H112V176H110ZM135 177V176H134ZM164 177V176H163ZM186 177H184L185 178V180L188 178H186ZM207 177H208V174H207ZM214 177V176H213ZM48 180H47V179ZM53 178V177H52ZM56 178H55V180H56ZM63 178V177H62ZM61 178V179H62ZM64 178H66V177H64ZM90 177H88V179H89ZM94 178H95V176H94ZM93 178V179H94ZM105 178H104V180H105ZM107 178H109V177H107ZM114 178L115 177H113L112 179H113V181H114ZM118 178V177H117ZM123 178H121V179H123ZM147 178V179H146ZM176 178V177H175ZM184 178L182 179V181L184 180ZM201 178V177H200ZM203 179H204V177H202ZM201 178V179H202ZM209 179H208V181L205 179V182L207 181V182H209V180H210V178L212 179V177H208ZM222 178V177H221ZM241 178H243V177H241ZM248 178V177H247ZM257 178V177H256ZM81 179V178H80ZM83 179V178H82ZM87 179V178H86ZM85 179V180H86ZM111 179V178H110ZM123 179V180H124ZM142 179V178H141ZM146 179V180H145ZM168 179H170V178H168ZM180 179V178H179ZM192 179H190L191 181L190 182H192L193 180ZM202 179V180H203ZM215 179L216 178H214V180L213 181H215ZM218 179V178H217ZM245 179H246V176H245ZM245 179H243V180H245ZM249 179V178H248ZM253 179V178H252ZM260 179H261V177H260ZM57 180H58V178H57ZM60 180V179H59ZM84 180V179H83ZM84 180V184L86 183L87 184V182ZM92 180V179H91ZM90 179L88 180L89 182V185L91 184L92 185V182L90 183V181H91ZM107 180V179H106ZM122 180V182H125V184H126V182L127 181H123ZM140 180V179H139ZM138 180V181H139ZM143 180V179H142ZM142 180H140L139 181V183L142 181ZM184 180V181H185ZM188 180H189V178H188ZM188 180H186L187 182H188ZM198 180V179H197ZM223 181H224V179H222ZM221 180V181H222ZM228 180V179H227ZM233 180H234V178H233ZM247 180V179H246ZM254 180V179H253ZM257 180V179H256ZM62 181V180H61ZM69 181V180H68ZM74 181H72L73 182V185L71 184V182H69L68 184H71L72 186H70V185H68V184H66V185H68V186H70L71 188H74L75 189V187L74 186H76V185H74ZM93 181V180H92ZM95 181V180H94ZM96 181H98L97 179H96ZM108 181V180H107ZM110 181V180H109ZM117 181H119V180H117ZM135 181V180H134ZM134 181H131L130 183H132V182H134ZM137 181V182H138ZM143 181V182H144ZM158 181V180H157ZM160 181H162V183H163V180L161 179ZM168 181V180H167ZM172 181H173V179H172ZM177 181H179V180H177ZM176 181V182H177ZM181 181V182H182ZM185 181V182H186ZM195 181V180H194ZM193 181V182H194ZM199 181V180H198ZM198 181L197 182H195V184L196 183H198ZM204 181V180H203ZM211 181V180H210ZM213 181H211V182H213ZM217 181V180H216ZM226 181V180H225ZM249 181V180H248ZM255 181V180H254ZM258 181V180H257ZM264 181V180H263ZM12 182V181H11ZM51 182V181H50ZM50 182H49V184H48V186H50ZM54 181L52 180V183H53ZM56 182H59V181H56ZM56 182H55V185H56ZM76 182H78V181H76ZM100 182V181H99ZM115 182V181H114ZM113 182V184H112V186H110V187H114V184H116L115 185V188H116V186L118 185V183H114ZM137 182H135V184H139V183H137ZM142 182V183H143ZM170 182V181H169ZM175 182V181H174ZM186 182V183H187ZM190 182H188V183H190ZM192 182V183H193ZM200 182V181H199ZM202 182V181H201ZM206 182V183H207ZM236 181H234V183H235ZM237 182H240V181H237ZM67 183V182H66ZM79 183V182H78ZM98 183V182H97ZM102 183H104L103 182V180H102ZM108 183V182H107ZM106 183V185H110V182H109V184H107ZM111 183H112V180H111ZM153 183V185L156 183V182H152ZM160 182H158V184H159ZM204 183V182H203ZM221 183V182H220ZM223 183V182H222ZM250 183V182H249ZM254 183V182H253ZM10 184V183H9ZM61 184V183H60ZM77 184V183H76ZM80 184H83L82 182L80 183ZM80 184L78 185V188H80ZM122 183H121V180H120V183H119V185H121ZM143 184H145V185H147L146 183H143ZM158 184L156 185V186H158ZM161 184V183H160ZM159 184V185H160ZM170 184V183H169ZM177 185H178V182L176 183ZM175 184V185H176ZM181 184V183H180ZM184 184V183H183ZM212 184H214L213 186L215 187V185H216V182H214V183H211V185ZM257 184V183H256ZM256 184H253V188H254V185H256ZM259 184V183H258ZM12 185V184H11ZM52 185H54V183L52 184ZM52 185L50 186V187H52ZM58 185V184H57ZM61 185H65V184H61ZM88 185V186H89ZM90 185V186H91ZM95 185H97V184H95ZM105 185V186H106ZM132 185V184H131ZM131 185H129V186H131ZM137 185H136V188H137ZM140 185H142V184H140ZM140 185H138L140 188L141 187H143V185L142 186H140ZM163 185H165V183L163 184ZM172 185V184H171ZM191 185V184H190ZM199 185H200V183H199ZM206 185V184H205ZM205 185H203V187L205 186ZM209 185V184H208ZM217 185H219V184H217ZM222 185V184H221ZM221 185H219V186H221ZM224 185V184H223ZM228 185V184H227ZM230 185V184H229ZM66 187V186H64V187H66V188H70V187ZM84 186V185H83ZM88 186L86 185V190L88 191L89 189H87L88 188ZM93 186V185H92ZM98 186H100V184L98 185ZM101 186H104V185H101ZM122 187H123V189H124V184L123 185H121ZM129 186H127V187H129ZM132 186H135L134 184L132 185ZM132 186L131 187H129L128 189L130 190L131 188H132ZM151 186H152V184H151ZM161 186V185H160ZM166 187L168 186L167 184L165 185ZM170 186V185H169ZM186 186H188L187 184H186ZM191 186H198L197 184L196 185H191ZM207 186V185H206ZM206 186H205V188H206ZM212 186V187H213ZM234 186V185H233ZM249 186V185H248ZM263 186V185H262ZM47 187V186H46ZM49 187V189L47 190V192L51 189ZM58 187V186H57ZM63 187V186H62ZM77 187V186H76ZM85 187V186H84ZM83 187V188H84ZM94 187V186H93ZM97 187V186H96ZM138 187V188H139ZM147 187V186H146ZM163 188H164V186H162ZM161 187V188H162ZM172 187H174V185L172 186ZM176 187V186H175ZM178 187V186H177ZM202 187V186H201ZM202 187V188H203ZM239 187V186H238ZM55 188V187H54ZM54 188H53V191H54ZM58 188H60V187H58ZM65 188V189H66ZM70 188V189H71ZM78 188H76L77 190H78ZM81 188H82V186H81ZM81 188H80V190H81ZM82 188V189H83ZM104 188H106V187H104ZM118 188V187H117ZM136 188H134L133 187V189L135 190ZM137 188V189H138ZM143 188H145V186L143 187ZM150 188V187H149ZM154 188H155V186H154ZM157 188V187H156ZM154 189V190H157V189H159V188H157V189ZM160 188V189H161ZM163 188H162V190H163ZM182 188H183V186H182ZM197 188H199V190H200V187H197ZM217 188V187H216ZM227 188V187H226ZM230 188H231V186H230ZM240 188V187H239ZM238 188V189H239ZM251 188V187H250ZM257 188V187H256ZM56 189V188H55ZM75 189V190H76ZM99 189H100V187H99ZM98 189V190H99ZM113 189V188H112ZM121 189V188H120ZM119 189V190H120ZM132 189V190H133ZM148 189V188H147ZM172 189V188H171ZM212 189V188H211ZM228 189H229V187H228ZM232 189V188H231ZM258 189H260V188H258ZM57 190H60V189H57ZM62 190H63V188H62ZM61 190V191H62ZM72 190V189H71ZM74 190V191H75ZM84 190V189H83ZM85 190V191H86ZM95 190V189H94ZM97 190V189H96ZM97 190V191H98ZM100 190H102V189H100ZM116 190V189H115ZM126 190H127V188H126ZM133 190V191H134ZM151 190V189H150ZM152 190H153V188H152ZM151 190V191H152ZM170 190V189H169ZM188 190V189H187ZM190 191H191V188L189 189ZM203 190V189H202ZM202 190H201V192H202ZM210 190V189H209ZM214 190H217V189H214ZM214 190H213V192H214ZM235 189L233 188V191H234ZM264 190V189H263ZM66 191H67V189H66ZM65 191V192H66ZM73 190L71 191V192H74ZM93 191V190H92ZM104 191V190H103ZM109 191V190H108ZM138 191H139V189H138ZM146 191V190H145ZM158 191V190H157ZM173 191V190H172ZM180 191H182V190H180ZM193 191H195L194 189L191 191L193 194H194V192ZM198 191V190H197ZM223 191L225 192L226 191V189L224 190L223 189ZM229 191V190H228ZM235 191H240V189L239 190H235ZM257 191V190H256ZM77 192V191H76ZM82 192V191H81ZM95 192V191H94ZM135 193H136V190L134 191ZM139 192H141V190L139 191ZM161 192V191H160ZM174 192V191H173ZM187 192V191H186ZM189 192V191H188ZM187 192V193H188ZM200 192V191H199ZM199 192H195L197 195H198V193ZM209 192V191H208ZM217 192V191H216ZM216 192H214V193H216ZM223 192V193H224ZM242 192V191H241ZM240 192V193H241ZM253 192V191H252ZM261 192V191H260ZM55 193H57L56 192V190H55ZM59 193H60V191H59ZM70 193V192H69ZM87 193V192H86ZM88 193H90V192H88ZM98 193L99 192H97L96 194L98 195ZM106 193V192H105ZM108 193V192H107ZM115 193V192H114ZM113 193V194H114ZM117 193V192H116ZM115 193V194H116ZM122 193V192H121ZM134 193V194H135ZM138 193V192H137ZM151 193V192H150ZM156 193V192H155ZM159 193V192H158ZM166 193V192H165ZM180 193V192H179ZM192 193H191V195H192ZM203 195H205V193H207V192H204V190H203ZM218 193H219V189H218ZM221 193V192H220ZM231 193H232V191H231ZM239 193V194H240ZM259 193V192H258ZM49 194V193H48ZM66 194H68V192H66L65 194H64V196L66 195ZM70 194H73V193H70ZM69 194V195H70ZM83 194V193H82ZM81 193H80V196L82 195ZM92 194H93V192H92ZM92 194H89V195H92ZM95 194V193H94ZM115 194H114V196H115ZM141 194H143V193H141ZM167 194V193H166ZM173 194V193H172ZM196 194H195V196H196ZM199 194H201V193H199ZM212 193H211V190H210V194L208 193V196H210ZM227 194H228V192H227ZM227 194H225V195H227ZM229 194H230V192H229ZM232 194H234V193H232ZM264 194V193H263ZM51 195L53 196V194H52V191H51ZM56 195V194H55ZM60 196L59 197H61V194H59ZM77 195V194H76ZM78 195H79V192H78ZM100 195L101 194H99V197H100ZM103 195V194H102ZM107 195V194H106ZM121 195V194H120ZM165 195V194H164ZM170 195V194H169ZM176 195V194H175ZM189 196H190V193L188 194ZM212 195H214V194H212ZM223 195V194H222ZM222 195H217L218 197H222ZM231 195V194H230ZM247 195V194H246ZM260 194H258V196H259ZM56 196H58V195H56ZM63 195H62V197H64ZM73 196H74V194H73ZM85 196V195H84ZM83 195H82V197H84ZM119 196V195H118ZM117 196V197H118ZM140 196V195H139ZM138 196V197H139ZM146 196V195H145ZM153 196H154V194H153ZM178 196L179 195H177V198H178ZM184 196H186V194H184ZM188 196V197H189ZM193 196L194 195H192V198H193ZM199 197H201L200 195H198ZM197 196V197H198ZM207 196V195H206ZM206 196H205V198H206ZM224 196V195H223ZM261 196V195H260ZM260 196H259V198H260ZM86 197V196H85ZM102 197V196H101ZM108 197V196H107ZM116 197V198H117ZM126 197V196H125ZM141 197V196H140ZM156 197V196H155ZM180 197V196H179ZM213 197V196H212ZM215 197H216V194H215ZM235 197H237V196H234V198ZM47 199L49 198V197H46ZM54 198V197H53ZM58 198V197H57ZM65 198H67L66 196H65ZM74 198V197H73ZM112 198V197H111ZM132 198V197H131ZM148 196H147V200H148ZM164 198V197H163ZM191 198V197H190ZM207 198H210V197H207ZM229 198V197H228ZM238 198V197H237ZM51 199V198H50ZM50 199H49V203H47V204H49L48 206L50 207V205H52L53 204V202L51 203L50 202ZM62 199V198H61ZM78 199H79V197H78ZM78 199H76V201L78 200ZM86 199V198H85ZM84 199V200H85ZM115 198H113V200H114ZM130 199V198H129ZM144 199V198H143ZM150 199V198H149ZM179 199H181V198H179ZM183 199H185V198H183ZM200 199H202V198H199V200ZM215 199H217V204H218V200L220 201H223L224 199H226V197L225 198H215ZM230 199H232L231 197L229 198V201H231ZM247 198H245V200H246ZM264 199V198H263ZM56 200H58V199H56ZM56 200L54 199V201L56 202ZM68 200H69V198H68ZM67 200V201H68ZM88 200V199H87ZM98 200V199H97ZM136 200V199H135ZM145 200V199H144ZM153 200H157V198L156 199H154L153 198ZM158 200H159V198H158ZM177 200V199H176ZM187 200V199H186ZM191 200V199H190ZM193 200V199H192ZM199 200H198V202H199ZM202 200H204V199H202ZM207 200H209V199H207ZM206 200V201H207ZM214 200V199H213ZM235 200V199H234ZM45 201H47V200H45ZM52 201V200H51ZM76 201L74 202L75 203V205L77 206V203H76ZM78 201H80V200H78ZM90 201V200H89ZM91 201H93V200H91ZM100 201V200H99ZM123 201V200H122ZM128 201V200H127ZM160 201V200H159ZM173 201V200H172ZM178 201V200H177ZM182 201V200H181ZM180 201V202H181ZM205 201V202H206ZM212 200L210 199V202H211ZM227 201V202H226ZM59 202H60V200H58V202H56V203H58L59 204ZM64 202V201H63ZM72 202V201H71ZM71 202H69L68 201V203H71ZM83 202V201H82ZM82 202H80V203H82ZM102 202H105L104 200L102 201ZM118 202V201H117ZM116 202V203H117ZM162 202V201H161ZM171 202V201H170ZM173 202H175V201H173ZM184 202V201H183ZM191 202V201H190ZM202 202V201H201ZM209 202V201H208ZM224 202L226 203V206L227 207H230V206H228L227 205V203H228V200L226 199V200H224ZM234 202H236V200L235 201H233V206L231 205V208L233 207L234 208ZM51 203V204H50ZM65 203V202H64ZM67 203V202H66ZM80 203H79V206H80ZM92 203V202H91ZM120 203V202H119ZM128 203V202H127ZM133 203V202H132ZM146 203H147V201H146ZM145 203V204H146ZM167 203V202H166ZM165 203V204H166ZM189 203V202H188ZM192 203V204H191ZM191 203H189L190 205H192L191 207H194L195 205H197V204H194L193 205V203H197V202H195V200L194 201H192ZM204 203V202H203ZM203 203H198V205L200 204V205H202L203 206ZM211 203H215V202H211ZM222 203V202H221ZM224 203V204H225ZM229 203H232V202H229ZM253 203V202H252ZM89 204V203H88ZM109 204V203H108ZM114 204V203H113ZM124 204V203H123ZM125 204H126V202H125ZM137 204V203H136ZM138 204H140V202L138 203ZM148 204H150V203H148ZM154 204L155 203H153L152 202V204H150V206H149V210H150V208H151V206H153L152 208H153V210L155 211V212H150L149 210H147L146 208L143 210V206H142V211L141 212H139V210H138V212L140 213H138L137 212V214H139V215H137L136 214V211L134 210L135 208H133V210L135 211L134 212V214H136L137 216H138V218H137V216H136V218L134 219L133 217V219L132 218H130V219H132V220H130L129 221V223H128V227L127 226H125V227H127V228H125V229H121L120 230V228H119V230H118V232L116 231H113V234H110L111 232H109L110 230H112L111 228H110V230L108 231V233H109V235H102V233H101V228H103V226L105 227H109V222H108V220L107 219H103L104 221L105 220H107L106 222H105V224H107V225H105L104 223V225L102 226L101 224H100V226H102L101 228H99V225H98V231H99V229H100V233H98V234H101V235H98L97 233H96V235L94 236V238H93V242L95 243V244H98V245H100V246H102V251L103 252H105L108 256H106V258H108L109 256L110 257H112L113 258V260L114 259H116V258H114L113 256L115 255V257H118V254H119V256H120V253H128L129 251H132V250H136V249H138V250H136V252H138V251H140L139 250V248H141V250H144L145 248H143V247H145L146 246V249H147V246L150 244V246H151V244H153V246L156 244V245H160V244H162V239H164V238H168V240H170V236H166L167 234L166 233H169L171 230V232H173V230H174V228H178V230H179V227H182L180 230H181V233L182 234H180V232H179V235L178 236H176V240H178L179 242L178 243H182V244H184L185 242L187 243V244H189V247L191 246V240H193L194 238H196L197 236H200V238H201V234H200V228H205L204 226L206 225V226H208L209 225V227H208V230H210V224H208V223H210V222H208V220H212V219H216V220H218L219 219V221L221 222V223H216L215 221V223H211L214 227L215 226H217V227H220V231H221V233L219 234L218 232H216V230H217V228L216 229H214V227L213 228H211L212 230L214 229V232H216L217 233V238H220V241L218 240L215 244H218V246L220 247V249L219 250H221V248H223L224 246L223 245H220L221 243H224V241H222L221 239V237H223V236H225L224 235V231L223 230H225L226 229V231L228 230V229H230L229 227H231L232 229L233 228H235V226L236 225H238L239 223H238V220H240L241 221V219H240V217H242L243 218V216H241V215H244L243 213H244V211H245V209L243 208L242 209V207L240 208L239 207V205H238V202H237V204L236 205H238V207H239V209L238 210H236V209H229V208H227L226 207V209H228V211L225 209V208H220L221 210L219 211V215L217 214H215V216H211V215H208L207 213H210L209 211H210V209H209V211L205 214V215H207L208 216V218L206 219L205 217V219L203 218V217H201L200 218V216H202V215H199L198 214V216H197V214H196V212H195V210H194V208H191L190 207V205L188 206V204H186L187 205V207H189V208H191L192 210H194L193 211V213L195 212V214H194V216H195V218L193 219V220H190V221H188V220H183V218H182V220L181 219H177L179 216L181 217V216H183V215H181V213L184 211V216L185 215H187V216H189L188 214H189V211L190 212H192V210H189V208H187V207H182L183 209L184 208H187L186 210H183V209H181V212H180V214L178 213V217L177 218H171L172 217V215L171 214H169L168 215V211H166L167 213H165V211H163L162 210V206H160V205H156V207H154ZM175 204H177V203H175ZM209 204V203H208ZM207 203L205 204L204 203V205H208ZM242 204V203H241ZM46 205V204H45ZM53 205H55L56 206V204H53ZM61 205V204H60ZM60 205H58L59 207H60ZM64 205H66V204H64ZM63 205V206H64ZM73 205V204H72ZM103 205V204H102ZM170 205V204H169ZM209 205H211V204H209ZM213 205V204H212ZM219 205V204H218ZM47 206V205H46ZM58 206H56V208L53 210L54 212H56L57 213V207ZM74 206V205H73ZM73 206H71L70 207V209L73 207ZM101 206V205H100ZM133 206V205H132ZM140 206V205H139ZM148 206V205H147ZM146 206V207H147ZM172 206V205H171ZM171 206H170V208H171ZM201 206V207H202ZM223 206V205H222ZM225 206V205H224ZM250 206V205H249ZM253 207H254V209H256V208H258L257 206H255V205H252ZM52 207H54V206H52ZM58 207V208H59ZM66 207V206H65ZM88 207H89V205H88ZM125 208L126 207H128L127 205L126 206H124ZM134 207V206H133ZM136 207V206H135ZM164 207V206H163ZM166 207V206H165ZM179 207V206H178ZM201 207L199 208V206L198 207H196V211H198L197 210V208H199L200 210H201ZM210 207V206H209ZM218 207H221V206H218ZM256 207V208H255ZM263 207V206H262ZM10 208V207H9ZM12 208V207H11ZM51 208V207H50ZM50 208H49V210H50ZM62 208V207H61ZM67 208V207H66ZM77 208V207H76ZM74 209L73 210V208H72V211H74L75 212V210H77V209H79V208H77V209ZM124 208V209H125ZM130 208H131V206H130ZM137 209H138V207H136ZM151 208V209H152ZM203 209H204V207H202ZM210 208H212V207H210ZM52 209V208H51ZM119 209H122V208H119ZM132 209V208H131ZM130 209V210H131ZM205 209H206V206H205ZM223 209H225L226 211H224ZM251 210L253 209V208H250ZM11 209H10V211H12ZM49 210H46V211H44L45 212V214H49V217H54V215L53 216H50L52 213L50 212V213H46L47 211H49ZM61 210V209H60ZM59 210V211H60ZM80 210H81V208H80ZM96 210V209H95ZM183 210V211H182ZM200 210H199V212H200ZM207 210V209H206ZM241 210H244L242 213H241V215H240V211ZM257 210V209H256ZM51 211V210H50ZM72 211L71 210H69V212H71L72 213ZM113 211V210H112ZM115 211H117V212H119L117 209L115 210ZM125 211H127V210H125ZM124 211V212H125ZM161 211H163V212H161ZM172 211V210H171ZM171 211H170V213H171ZM185 211H188V213L187 212H185ZM202 211H204V210H201V212ZM217 211H218V209H217ZM255 210H252V212H254ZM42 212H41V214H42ZM53 212V213H54ZM73 212V213H74ZM116 212V213H117ZM121 212V211H120ZM117 213V215L118 214H120V215H122V213H124V212H122V213ZM178 211H176L175 213H177ZM251 212V211H250ZM249 212V213H250ZM250 213V215L251 214H254V213ZM255 212H257L258 213V210L257 211H255ZM262 212V211H261ZM9 213V212H8ZM11 213V212H10ZM9 213V214H10ZM12 213H13V211H12ZM15 213V214H16ZM55 213V214H56ZM115 213V212H114ZM113 213V214H114ZM165 213V214H164ZM174 213V214H175ZM187 213V214H186ZM6 214V213H5ZM15 214L13 215V216H15ZM45 214H42V215H45ZM75 214V213H74ZM126 214V213H125ZM129 214V213H128ZM134 214H133V216H134ZM183 214V213H182ZM259 214V213H258ZM11 215V214H10ZM11 215V216H12ZM39 215V216H38ZM57 215H58V213H57ZM64 215V214H63ZM111 215V214H110ZM109 215V216H110ZM176 215V214H175ZM255 215V214H254ZM253 215V216H254ZM263 216H264V214H262ZM261 215V216H262ZM4 216V215H3ZM3 216H1V220H0V222L2 221V217ZM65 216H67V215H65ZM108 216V217H109ZM112 216V215H111ZM126 216V215H125ZM124 216V218H126ZM174 216V215H173ZM177 216V215H176ZM175 216V217H176ZM183 216V217H184ZM244 216H248V215H246V213H245V215ZM5 217H7V215H5ZM20 217V216H19ZM22 217V216H21ZM42 217V216H41ZM61 217H63V216H61ZM107 217V218H108ZM117 217H120V216H116V219H117ZM152 217L154 218V217H156L157 218V220L154 218V220L152 219ZM186 217V216H185ZM189 217H192V213H190V216ZM198 217V218H197ZM248 217H250V216H248ZM252 217V216H251ZM255 218H256V216H254ZM257 217H258V215H257ZM24 218H26V217H24ZM44 218V217H43ZM56 218V217H55ZM60 218V217H59ZM197 218V219H196ZM6 219V218H5ZM16 219V218H15ZM14 219V220H15ZM19 219V218H18ZM21 219V218H20ZM28 219V218H27ZM30 219V218H29ZM89 219V218H88ZM91 219V218H90ZM112 219V218H111ZM114 219V218H113ZM118 219H120V218H118ZM184 219H187V218H184ZM188 219H190V218H188ZM199 219H200V221H199ZM257 219V218H256ZM8 220H10V219H8ZM24 220V219H23ZM23 220H21V221H23ZM39 220V221H38ZM41 220H42V218H41ZM61 220H63V219H61ZM67 220V219H66ZM92 220V219H91ZM243 220V219H242ZM249 220H251V219H249ZM6 221V220H5ZM4 221V222H5ZM13 221V220H12ZM20 221V220H19ZM37 223H39L40 222V218L38 219L37 218ZM43 221V220H42ZM60 221V220H59ZM89 221V220H88ZM87 221V222H88ZM96 221V220H95ZM116 221V220H115ZM119 221V220H118ZM118 221H116V222H114V221H112V224H111V227H112V225H113V223H117ZM120 221L122 222V220L120 219ZM125 221V220H124ZM213 221V220H212ZM211 221V222H212ZM237 221V222H236ZM239 221V222H240ZM9 221H7V223H8ZM14 222H16V221H14ZM25 222H26V220H25ZM30 222H31V220H30ZM46 222H47V219H46ZM54 222V221H53ZM85 222V221H84ZM234 222H236V223H238V224H234ZM242 222V221H241ZM243 222H245V219H244V221ZM258 222V221H257ZM264 222V221H263ZM3 223V222H2ZM6 223V222H5ZM6 223V224H7ZM18 223V222H17ZM16 223V224H17ZM20 223H22V222H20ZM19 223V224H20ZM41 223V222H40ZM49 223V222H48ZM51 223L52 222H50L49 223V225H51ZM86 223V222H85ZM4 224V223H3ZM2 224V225H3ZM5 224V225H6ZM12 224V223H11ZM24 224V223H23ZM20 224V226L19 225H10L11 226V229L12 230H14V232H16V231H19V232H21V231H23L22 229H23V227H25V225H27L28 223H26V224ZM33 224H35V223H33ZM32 224V225H33ZM44 224H45V222L43 223V227H44ZM89 225H90V223H88ZM94 224V223H93ZM93 224H92V227H93ZM214 224H217V225H214ZM243 225H244V223H242ZM31 224L29 225V227H31L32 226ZM35 225H37V224H35ZM40 225V224H39ZM39 225H38V227H39ZM48 224H47V226H49ZM85 225V224H84ZM87 225V224H86ZM95 225V224H94ZM123 225V224H122ZM121 225V223L119 224V226H122ZM219 225V226H218ZM233 225H235V226H233ZM243 225H240V226H243ZM246 225H247V222H246ZM8 226H9V224H8ZM8 226H6L7 227V229L10 227H8ZM28 226V225H27ZM25 227V228H28V227ZM46 225H45V227H47ZM51 226H53V225H51ZM88 226V225H87ZM86 226V227H87ZM91 226V225H90ZM89 226V227H90ZM117 226V225H116ZM124 226V225H123ZM122 226V227H123ZM233 226V227H232ZM240 226H238L239 227V230H240ZM6 227H4V228H6ZM35 227V226H34ZM33 227V228H34ZM85 227V226H84ZM88 227V228H89ZM95 227V226H94ZM105 227V228H106ZM2 228H3V226H2ZM3 228V229H4ZM40 228V227H39ZM105 228L103 229V232L105 231ZM106 228V229H107ZM113 228V227H112ZM116 228V227H115ZM1 229V228H0ZM7 229H4L5 231H8L9 232V230L10 231H12L10 228H9V230H7ZM30 229V228H29ZM31 229H32V227H31ZM50 229V228H49ZM76 230H77V228H75ZM87 229V228H86ZM86 229H84V230H86ZM94 229H97V228H94ZM206 230H207V228H205ZM231 229V231H235V229H233L232 230ZM238 229V228H237ZM236 229V231H238V233H240L239 232V230H237ZM35 230V228L32 230V231H34ZM36 230H38V229H36ZM55 230H56V228H55ZM54 230V231H55ZM82 230H83V228H82ZM82 230H80V232H81V234H82ZM93 230V229H92ZM108 230V229H107ZM179 230V231H180ZM212 230H210V232L212 231ZM246 230V229H245ZM3 231V230H2ZM73 231H75L74 229H73ZM79 231V230H78ZM88 231V230H87ZM231 231H227L226 232V234L228 233V234H230V232ZM233 231V236L235 235L234 233L236 232H234ZM240 231H242L241 233H242V236L244 235L245 236V234H243V230H240ZM7 232V233H8ZM14 232H12V233H14ZM18 232V233H19ZM31 232V231H30ZM36 232V231H35ZM41 232V231H40ZM51 232V231H50ZM72 232V231H71ZM76 232V231H75ZM174 232H176V229H175V231ZM210 232L209 231H207V233H209V234H207L206 233V231L204 232V233H206L207 235H210ZM213 232V231H212ZM212 232H211V234H212ZM6 233V234H7ZM17 233V234H18ZM39 233V232H38ZM56 233V232H55ZM77 233H79V232H77ZM108 233H106V234H108ZM116 233V234H115ZM2 234V233H1ZM0 234V235H1ZM5 234V233H4ZM4 234H2V235H4ZM43 234V233H42ZM54 234V233H53ZM57 234V233H56ZM72 234H74V233H72ZM72 234L70 235V236H72ZM92 234V233H91ZM104 234V233H103ZM164 234H166L165 236L166 237H163L162 235H164ZM170 234V233H169ZM168 234V235H169ZM173 234V233H172ZM172 234H170L171 235V240L173 239V235ZM175 234H177V232L175 233ZM206 234H203V235H206ZM215 234V233H214ZM226 235V236H229V235ZM237 234V233H236ZM35 235V234H34ZM213 235V234H212ZM239 235H241V234H239ZM238 235V236H239ZM48 235H46V237H47ZM51 236V235H50ZM69 235L68 236H66V237H70ZM74 236V235H73ZM215 236H216V234H215ZM232 236V235H231ZM231 236H229V237H231ZM237 236V237H238ZM241 237L240 236V238H242V239H248V237ZM252 236V235H251ZM10 237V236H9ZM39 237V236H38ZM37 237V238H38ZM57 237V240H58V235L56 236ZM61 237V236H60ZM63 237V236H62ZM65 237V236H64ZM65 237V240L67 239ZM78 237V236H77ZM207 237V236H206ZM214 236H211V238L210 239H212L213 241H214ZM237 237L235 236L234 237V239H232L231 241H230V238L228 239L229 241H227V240H225L227 243H229V247H228V249H227V251H225V253H229V251L230 252H234L236 255L234 256V255H232L231 253V255H232V257H231V259H229L230 257L228 256V254L227 255H224V258L223 259H225V261H226V259H227V256L229 257L228 259L230 260V261H224L223 260V262H224V264H261V263H259L258 261H257V259H260V257L259 258H257L256 257V259L253 257V255L258 251V249L260 248H258L257 247V244L259 245V243H256V241L254 242L253 241V243H251L252 242V240L254 239H252L251 237V242H249L250 241V239H249V241L247 240L246 242H244V245L247 243L248 244V242L250 243L248 246H246L247 248H246V250H245V252H244V249L242 250V254L240 253L241 252V250H240V239H237ZM253 237V236H252ZM20 238H21V236H20ZM30 238V237H29ZM32 238V237H31ZM51 238V237H50ZM88 238H90V237H88ZM166 238V239H167ZM202 238H203V236H202ZM216 238V239H217ZM226 238H228V237H226ZM225 237H224V239H226ZM239 238V237H238ZM256 238H257V236H256ZM261 238V240H263L264 241V238L262 239V237H260ZM260 238H258L259 240H260ZM10 239V238H9ZM207 239H208V237H207ZM223 239V240H224ZM12 240V239H11ZM31 240V239H30ZM47 240V239H46ZM55 240H56V238H55ZM64 240V239H63ZM82 240V239H81ZM88 240V239H87ZM165 240V239H164ZM163 240V242H165ZM167 240V243H170V241H168ZM173 240H175V239H173ZM173 240L171 241V242H173ZM204 240H205V238H204ZM203 240V241H204ZM260 240V241H261ZM13 241V240H12ZM22 241V240H21ZM21 241L19 242V243H21ZM48 241V240H47ZM89 241V240H88ZM189 243H188V242ZM194 241V240H193ZM192 241V242H193ZM198 242H199V239L197 240ZM197 241L195 240L194 241V245H195V242L197 243ZM201 242H202V240H200ZM222 241V242H221ZM259 241V242H260ZM2 242V241H1ZM18 242V241H17ZM46 242V241H45ZM49 242V241H48ZM59 242H60V240H59ZM58 242V243H59ZM78 242H80V240L78 241ZM91 242H92V239H91ZM208 242V241H207ZM220 244H219V243ZM225 242V243H226ZM56 243H57V241H56ZM63 243H64V241H63ZM81 243V242H80ZM79 243V244H80ZM166 243V242H165ZM178 243H175V244H177L179 247H180V245L178 244ZM203 243V242H202ZM205 244H208L207 246H208V248L209 247H211V246H209L210 244H212V243H214V242H208V243H206V241L204 242ZM201 244V245H205V244ZM210 243V244H209ZM224 243V244H225ZM255 243V244H254ZM17 244V243H16ZM60 244H62V242L60 243ZM88 244V243H87ZM89 244H90V242H89ZM264 244V243H263ZM262 244V245H263ZM46 245H48V244H46ZM49 245H50V243H49ZM48 245V246H49ZM54 245H56V244H54ZM53 245V246H54ZM78 245V244H77ZM168 245V244H167ZM167 245H165V246H167ZM171 245H173V246H175L174 244H171ZM171 245H169V246H171ZM193 245V244H192ZM193 245V246H194ZM201 245H200V249H201ZM213 245V244H212ZM62 246V245H61ZM79 246H81V245H79ZM78 246V247H79ZM84 246V245H83ZM82 246V247H83ZM162 246V245H161ZM160 246V247H161ZM165 246L163 247V248H165ZM173 246L171 247V250L173 249V250H178L179 248H178V246L177 247H175L176 249H174L173 248ZM184 246H185V244H184ZM197 246H198V244H197ZM207 246H206V248H207ZM223 246V247H222ZM226 247H227V244L225 245ZM242 246H243V243H242ZM242 246H241V248H242ZM260 246V245H259ZM56 247V246H55ZM90 247V246H89ZM160 247H157V248H160ZM181 247H182V245H181ZM180 247V248H181ZM199 247V246H198ZM203 247V246H202ZM263 247V246H262ZM261 247V248H262ZM43 248V247H42ZM45 248V247H44ZM49 248H50V246H49ZM70 248V247H69ZM73 248V247H72ZM84 248V247H83ZM93 249H91V250H94V248L95 247H92ZM143 248V249H142ZM151 248V247H150ZM152 248H154V247H152ZM169 248V250H167L169 253H167L168 255L171 253V250H170V247H168ZM193 248V247H192ZM197 248V247H196ZM205 247H204V249H206ZM216 249V246L215 247H213L212 246V249ZM58 249H60L59 247H58ZM66 249V248H65ZM85 249H87V248H85ZM85 249H81L80 248V250L82 251H84ZM89 249V248H88ZM160 249H162V248H160ZM187 249H188V251H190V249L188 248V246H187ZM199 248H197V250H198ZM211 249V251H214V250H212ZM226 249V248H225ZM262 249H264V248H262ZM1 250V249H0ZM43 250V249H42ZM52 250V249H51ZM50 250V251H51ZM68 250V249H67ZM72 250V249H71ZM70 250V251H71ZM91 250H88V251H90L89 253H91ZM96 251H101V250H98V248L97 249H95ZM134 250V251H135ZM148 250V249H147ZM150 250V249H149ZM155 250H156V248H155ZM158 250V249H157ZM156 250V251H157ZM163 251H164V249H162ZM180 250V249H179ZM182 250V249H181ZM193 250V249H192ZM191 250V251H192ZM197 250L195 251V249H194V251H190L191 253H189L190 255H187V256H189L188 258L191 260L192 258H190V256H192L194 253L193 252H195V254L194 255H197L196 254V252H197ZM203 249H201V250H199V251H202ZM207 251H208V249H206ZM217 250V249H216ZM222 250H224V248L222 249ZM222 250L220 251V252H217L215 255H218L219 253L221 254V253H223L222 252ZM45 251V250H44ZM58 251V250H57ZM79 251V250H78ZM77 251V252H78ZM81 251H79V253L81 252ZM83 251H82V253H83ZM87 251V252H88ZM101 251V252H102ZM133 251V252H134ZM146 251V250H145ZM156 251H154L153 250V252L154 253H152V250H151V252H148V254H149V256H148V258L146 259L147 261H146V264H161L162 262V258H164V256L163 257H160V255H162L161 253H162V251L160 252V254H158V252H156ZM159 251V250H158ZM166 251V250H165ZM166 251V252H167ZM185 251H187V250H185ZM198 251V252H199ZM256 251V252H255ZM260 251H261V249H260ZM259 251V252H260ZM61 252V251H60ZM71 252H73V251H71ZM87 252H85L84 251V253H87ZM93 252V251H92ZM101 252H99V253H101ZM136 252H135V254H136ZM144 252V251H143ZM147 252H145L146 254H147ZM174 251H172V253H173ZM209 252V251H208ZM215 252V251H214ZM214 252H213V254H214ZM244 252V253H243ZM262 252V251H261ZM44 253H47L46 251L44 252ZM56 253V252H55ZM83 253V254H84ZM94 253V252H93ZM93 253H91V254H93ZM139 253V252H138ZM141 253H142V251H141ZM145 253H144V255H145ZM171 253V254H172ZM179 253V252H178ZM193 253V254H192ZM201 253V252H200ZM200 253H198L199 255H200ZM207 252L205 251V254H206ZM212 253V252H211ZM233 253V254H234ZM1 254V253H0ZM42 254V253H41ZM41 254H40V256H41ZM62 254H64V253H62ZM70 254V253H69ZM77 253H76V251H75V256H74V258L77 256L76 255ZM81 254V253H80ZM79 254V258L81 259V257L82 258H85L86 257V255L84 256L83 254H81L80 255ZM90 254V255H91ZM96 254V253H95ZM95 254H94V256L93 257H95ZM171 254H170V257H171ZM182 254V253H181ZM192 254V255H191ZM211 255V256H215V255ZM229 254V255H230ZM241 254V255H240ZM259 254V253H258ZM45 255V254H44ZM43 255V256H44ZM47 255H48V253H47ZM55 255V254H54ZM61 255V254H60ZM59 255V256H60ZM73 255V254H72ZM71 255V256H72ZM88 255V254H87ZM89 255V256H90ZM97 255V254H96ZM100 255H102V254H100ZM117 255V256H116ZM122 255V254H121ZM125 255H127V254H125ZM138 255H140V254H138ZM168 255H166V256H168ZM199 255H198V257H199ZM210 255V254H209ZM208 255V253L206 254V256L208 257L209 256ZM257 254H255V256H256ZM264 255V254H263ZM48 256H51V254H49ZM48 256H44V257H48ZM56 256V255H55ZM66 256V255H65ZM71 256L69 255V256H66L65 258V261L66 260H68L67 261V264H68V262L70 261L71 263H72V261L71 260H69V259H67V258H71ZM105 256V255H104ZM128 256V255H127ZM136 256H137V254H136ZM146 255H145V257L144 258H146L147 257ZM165 256V257H166ZM201 257H202V255H200ZM205 256V258L207 259V257ZM210 256V257H211ZM6 257H8V256H6ZM57 257V256H56ZM92 256L90 257L91 259L93 258ZM97 257H99V258H101L100 256H99V254L97 255ZM103 257V256H102ZM109 257V258H110ZM126 257V256H125ZM124 257V258H125ZM130 257V256H129ZM132 257H134V255L133 256H131V258ZM142 257H143V254H142ZM141 257V258H142ZM185 257H186V255H185ZM192 257H195V256H192ZM197 257V259H198V263H199V261H200V259L201 258H198ZM217 257V256H216ZM222 257V256H221ZM220 257V258H221ZM261 257H263V256H261ZM41 258V257H40ZM51 259V257H48V259ZM72 258H73V256H72ZM73 258V260H75L76 261V259H74ZM89 258V257H88ZM105 258V257H104ZM122 258V259H121ZM122 256H120V258L118 257V260H123L124 259ZM140 258V257H139ZM139 258H138V260H139ZM140 258V259H141ZM167 258V257H166ZM182 258V257H181ZM180 258V259H181ZM187 257H186V259H188ZM55 259V258H54ZM57 259V258H56ZM80 259H78L77 258V260H80ZM95 259V258H94ZM94 259H92L91 261V263L92 264H95V263H93V260ZM102 259V258H101ZM101 259H99L100 260V263H101ZM134 259V258H133ZM177 259H179V258H177ZM179 259V260H180ZM183 259H184V257H183ZM182 259V260H183ZM217 259V258H216ZM263 259V258H262ZM4 260V259H3ZM45 258H44V262H45ZM82 260V259H81ZM98 260V259H97ZM99 260L97 261L98 262V264H99ZM103 260V259H102ZM105 260V259H104ZM108 260V259H107ZM117 260V259H116ZM116 260H114V261H112L111 263H115V261ZM124 260H126V258L124 259ZM129 260V259H128ZM128 260H126V261H128ZM132 260V259H131ZM189 260V261H190ZM193 260L195 261V259L193 258ZM214 260H215V257H214ZM218 260H220L221 261V259H217V261ZM37 261H38V259H37ZM47 261V260H46ZM74 261V262H75ZM84 261H89L90 262V260L88 259V260H86V259H84ZM133 261V260H132ZM135 261H136V259H135ZM144 260H142V262L140 261V262H138V263H143V264H145L144 262H143ZM164 261L165 260H163V263H164ZM172 261H174V259L172 260ZM172 261L170 260V262H171V264H172ZM186 261H188V260H185V262H182V261H179L180 263L179 264H182V263H187ZM192 261V260H191ZM195 261V262H196ZM212 261V260H211ZM211 261H207V264H212L213 262H211ZM220 261H218V262H215V263H219ZM260 262L261 261H264V260H259ZM39 262V263H38ZM38 262H36V264H40V262L41 261H38ZM43 262V261H42ZM73 262V263H74ZM89 262H87V264L89 263ZM96 262V261H95ZM104 262H106V260L104 261ZM109 262V261H108ZM123 262V261H122ZM122 262H121V264H122ZM137 262V261H136ZM166 262H168V260H166ZM178 261H176V263H177ZM182 262V263H181ZM193 262V261H192ZM204 262V261H203ZM206 262V261H205ZM204 262V263H205ZM211 262V263H210ZM223 262H221V263H223ZM13 263V262H12ZM55 263V262H54ZM62 263H65L63 260H62ZM70 263V264H71ZM72 263V264H73ZM77 263H79V261L77 262ZM76 263V264H77ZM80 263H82V262H80ZM79 263V264H80ZM107 263V262H106ZM110 263V262H109ZM110 263V264H111ZM113 263V264H114ZM117 263V262H116ZM118 263H119V261H118ZM126 263V262H125ZM128 263H129V261H128ZM127 263V264H128ZM131 263H134V262H131ZM175 263V264H176ZM264 263V262H263ZM47 264V263H46ZM52 264V263H51ZM60 264V263H59ZM82 264H85V263H82ZM105 264V263H104ZM165 264V263H164ZM167 264V263H166ZM169 264V263H168ZM178 264V263H177ZM188 264V263H187ZM193 264V263H192ZM195 264H197V263H195ZM200 264H202V263H200Z\"/></svg>", "mask_w": 264, "mask_h": 264}]
</instances>
